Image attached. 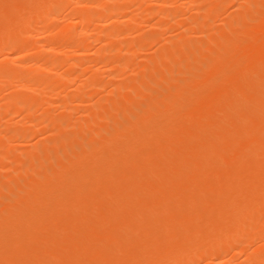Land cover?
<instances>
[{
	"label": "rangeland",
	"instance_id": "374dc122",
	"mask_svg": "<svg viewBox=\"0 0 264 264\" xmlns=\"http://www.w3.org/2000/svg\"><path fill=\"white\" fill-rule=\"evenodd\" d=\"M2 1V2H1ZM18 0H0V15L1 16H3V18L5 17L4 15H7V11H11V10H13V8H16V9H18V11H20V10H23V9H21V8H23V6H24V4H25V2H24V4H23V6L21 5L22 3H21V1L22 0H19V5L20 6H22V7H20L19 5H18V2H17ZM38 1H39V3H38ZM41 1V2H40ZM55 1V4L56 5H54V2H53V5L51 6L50 4H49V6H45L44 4H45V2L43 3V1L42 0H33V2L35 3L36 2V4L35 5H38V6H36L35 7V5H34V7L35 8H33V11H31V13H30V11H26L27 13L29 12L31 15L30 16H32V18H31V20H30V23H29V25L28 26H23V28H18V29H16L15 27L13 28V31H14V29L16 30L15 32H17L18 31V33H14L15 35H4V33H1V34H3V35H0V41L2 40V43L5 45V41H8V39L9 40H15V41H17V43H16V45H17V47L19 46V43H21V41L23 40V38H25V40L24 41H32L33 43H29L28 44V46H30V44H32L31 45V47H28L27 46V55H29V54H31V55H29L28 56V59H26V58H24L25 60H19V59H15V57H18V56H20L21 54H23V53H21V52H19L20 53V55L16 52V50L14 49V48H17L15 45L14 46H11V47H8L6 50H3L2 48L3 47H6V46H3V44L1 43V45H0V64H2L3 65V67H4V65H7L8 66V68H10L11 69V67H13V68H17V69H14V70H17L18 71V69H21V71L23 72V74L26 76V81H23L22 82V84L24 83L25 85L24 86H26V88H21V87H19L18 86V84H20V83H16L17 82V80H14V81H12V82H6V83H4V82H1L0 81V111H1V109H2V112H0V188H1V190H0V213H1V215H0V226L3 224V226L4 227H6L7 229L6 230H8V229H10V228H8L7 226H10L9 225V223L8 224H6L7 223V221L9 222V220L11 221L10 223H12L11 225H13L14 224V226H16V228L13 226V231L14 230H16V232H15V234H14V237H15V241L17 242V243H19L18 245H16V248H20V246H21V249L19 250V252H18V250H16L17 252H11L12 253V255H11V253L10 252H4V253H2V254H0V264H3V262H4V264H8L6 261H9L10 259H11V261H9V263H11L13 260H14V262H12V264H16L17 262H19V264H39V263H41V262H43L42 260L43 259H45L47 256H49L48 254H54V255H56L55 253H57V250H61V252H64V253H66V254H64L66 257H64V259L65 260H67L68 259V261H65L64 260V262H63V258H62V254L60 255V253L58 252L57 253V255L59 254L61 257H58V256H55L56 257V259H55V257L54 256H52V255H50L49 257H50V259L48 258L47 259V261L48 260H50V263H47V262H45L46 261V259L44 260V262L45 263H47V264H51V261H55V263L57 262V263H65V264H75V263H77V264H83V263H86V264H88V263H90L91 262V260H93V264H95L96 263V261H97V263L98 264H150V263H148V262H146V260L147 259H149L150 260V257H149V255H152L153 256V254H154V256H156V254L157 255H159L161 252H162V249L164 250V251H168L169 249H171V248H169V247H171V246H169V244H166V245H164L165 244V239L166 240H168V237L170 236V237H173V235L174 236H177L176 235V233H185V232H187V230H185L186 228L188 229V227H189V231H191V232H189V233H193L194 234V232H198V233H200V234H202V235H205V231H203L205 228L207 229L208 227H210V224H208L207 222H209L210 223V221L209 220H211L210 219V217L212 216V214L214 213L213 212V210H215V212H216V208L217 207H219V206H216V208L215 207H213L214 205H213V202L212 201H214V200H212V201H210V202H208L207 201V203H211L212 202V205L210 204V206H209V204H207V203H205L206 201H205V199H210L209 198V196L207 195V194H210V197H213V196H215V195H217L216 194V192H218L219 191V188H221V186H220V184L221 183H219L218 182V180H219V178H221L222 179V176H223V172L224 173H226V175L227 174H229L228 175V177L229 178H227L226 179V177H224L225 179H226V181H227V184L229 185H227V184H225L226 185V188L223 186L221 189H227V188H232V189H227V190H225L224 192L226 193V195H227V192H228V202L229 203H232L234 200H236L237 202H241L243 199V193H246L247 191V189H249V192H251L250 190H252L251 189V187H252V185L255 183V182H257V178H260L259 180H261L262 178H264V173H263V171H264V168L262 169V167L264 166L262 163H264V152H263V154H262V151H264V144L262 143V146L260 145L261 144V142H264V127H262L261 129H260V127L259 126H261L262 124V119H263V121H264V118H262V117H264V115L261 117V119H259L260 120V122L258 121V119L256 120V121H258V124H260V125H258L257 124V122L254 120V119H252V117L254 116V114L256 115V116H258L257 114V112L259 111V112H262L261 111V109H260V107L262 108V106H264V97H262V96H264V1H262V0H231V1H229V2H225V0H166V2H165V4L167 5H165V7H160V4L162 3V2H164L165 0H131L130 1V4H128L127 5V7L125 8V10H123L122 12H124V13H120L119 15L118 14H115V15H112V16H110L109 18L106 16H103V17H105V18H101V19H99L95 24H93V25H91L90 27H89V29H87L86 30V33L88 34V35H90L89 37H88V35H87V39H86V41L82 44V46H80V47H78V48H74V47H72V46H69V44H65L64 46H63V50L65 51H63V52H59V51H57V52H59V53H57V52H55L56 51V49L54 48V47H51V44H55L56 42V46L58 45V41H59V36H60V34H64V35H67L66 33H68L69 35H70V37H71V35L73 36V33L74 34H76L77 35V33H79V28H80V26L77 24L78 23V19L77 18H79L80 16H82V15H87V14H89V15H94L95 13H96V11H98V9L96 8L97 6H96V4H99V2H105V0H54ZM80 1V2H79ZM86 1H87V3H86ZM95 1V2H94ZM144 1V2H143ZM177 1V2H176ZM200 1V2H199ZM217 1H219V2H217ZM254 2V1H259V4H257V5H255V2L252 4V2ZM263 3H262V2ZM85 2V3H84ZM150 2V3H149ZM171 2V3H170ZM213 2H214V4H213ZM225 2V3H224ZM8 5H7V4ZM21 3V4H20ZM84 3V4H83ZM133 3V4H132ZM139 3V4H138ZM160 3V4H159ZM170 3V5H168ZM216 3V4H215ZM248 3V4H247ZM40 4V5H39ZM144 4H145V6H144ZM188 4V5H187ZM189 4H191V5H189ZM201 4V5H200ZM212 4V5H211ZM250 4H252V5H250ZM17 5V6H16ZM77 5V6H76ZM89 5H90V7H89ZM136 5V6H135ZM200 5V6H199ZM222 6L221 8L219 7V6ZM247 5H249L250 6V8H248V7H246ZM14 6H16V7H14ZM56 6H58L57 8H55ZM130 6V7H129ZM151 8H150V7ZM157 6V7H156ZM176 6V7H175ZM181 6V7H180ZM199 6V7H198ZM217 6L219 7V9L217 8ZM260 6V7H259ZM156 7V8H155ZM191 7H193V9H191ZM246 7V9H244ZM253 7V8H252ZM1 8H3V9H1ZM7 8H8V10H7ZM20 8V9H19ZM43 8V9H42ZM180 8V9H179ZM207 8V9H206ZM217 8V9H216ZM6 9V10H5ZM11 9V10H10ZM49 9V10H48ZM52 9H54V10H52ZM59 9V10H58ZM141 9V10H140ZM164 11H166V12H164ZM39 10V11H38ZM96 10V11H95ZM147 10V11H146ZM152 10V11H151ZM196 10V11H195ZM219 10V11H218ZM5 11V12H4ZM25 11V10H24ZM46 11V12H45ZM61 11H62V14H61ZM126 11V12H125ZM167 11H169V14H168V12ZM173 11H175V13L173 12ZM182 13H181V12ZM184 11V12H183ZM194 11V12H193ZM247 11V12H246ZM3 12L5 13V14H3ZM21 12V15H22V13H24V15H26V13L25 12H23V11H20ZM53 14H51V13ZM92 12V13H91ZM128 12V13H127ZM140 12V13H139ZM150 12V13H149ZM153 12V13H152ZM178 12L180 13V14H178ZM255 12H257V13H255ZM28 13V14H29ZM45 13H47V14H45ZM76 13V14H75ZM79 13V14H78ZM161 13V14H160ZM175 15V14H177V16L175 15H173V14ZM195 13V14H194ZM206 13V14H205ZM208 13V14H207ZM243 13V14H242ZM44 14V15H43ZM58 14H60V16L58 15ZM122 14H124V15H122ZM133 14V15H132ZM146 14V15H145ZM164 14V15H163ZM182 14H184V15H182ZM37 15V16H36ZM45 15L47 16V17H45ZM140 15V16H139ZM148 15V16H147ZM158 15V16H157ZM241 15V16H240ZM249 15H251V16H249ZM1 16H0V20H1ZM45 18V20H44V18ZM118 16V17H117ZM133 16H134V18H133ZM137 16V17H136ZM179 16V17H178ZM203 16H205V17H203ZM248 16V17H247ZM121 17V18H120ZM172 19H171V18ZM175 17V18H174ZM207 17V19H205ZM246 17V18H245ZM143 18V19H142ZM162 18V19H161ZM174 18V19H173ZM181 18V19H180ZM209 18V19H208ZM231 18V19H230ZM35 19V20H34ZM139 19V20H138ZM181 21H180V20ZM229 19V20H228ZM105 20V21H104ZM136 21V22H134V25L135 26H133V22H131V21ZM145 20V21H144ZM148 20V21H147ZM152 20V21H151ZM163 20H164V22H163ZM166 20V21H165ZM202 20H204V21H202ZM230 20H232L231 22H228V21H230ZM36 21V22H35ZM119 21V22H118ZM128 21V22H127ZM129 21L131 22V24L129 23ZM156 21H158V22H156ZM167 21H168V23H167ZM176 21V22H175ZM186 23H185V22ZM197 21V22H196ZM234 21H235V23H234ZM1 22V21H0ZM31 22H33V23H31ZM204 22H205V24H204ZM227 24H226V23ZM2 23V22H1ZM66 23V24H65ZM74 23H75V25L77 24L78 26H75L74 25ZM156 23V24H155ZM163 23V24H162ZM166 23V24H165ZM186 24V26H184L185 24ZM189 23V24H188ZM198 23V24H197ZM201 23H203V24H201ZM210 23H211V25H210ZM213 23V24H212ZM234 23V24H233ZM15 24H17V23H15ZM18 24H20L19 22H18ZM141 24V25H140ZM223 24H225L224 25V28L226 29H223ZM229 24V25H228ZM235 25V26H233V25ZM242 24V25H241ZM247 24H248V27H247ZM21 25H22V23H21ZM32 25V26H31ZM64 25V26H63ZM69 25H71V26H69ZM74 25V26H73ZM119 25H120V27H119ZM122 25V26H121ZM197 25V26H196ZM200 25H201V27H200ZM231 25H232V28H230L231 27ZM244 25H245V27H244ZM20 26V25H19ZM133 26V27H132ZM175 26V27H174ZM262 26V27H261ZM29 27V28H28ZM39 27H41V28H39ZM55 27V28H54ZM92 27V28H91ZM117 27L120 29V30H122V31H120L121 33H119V31H118V29H117ZM189 27V28H188ZM193 27V28H192ZM219 27V28H218ZM244 27V28H243ZM28 28V29H27ZM64 28L66 29V31H64ZM69 28V29H68ZM174 28V29H173ZM178 28V29H177ZM217 28V29H216ZM248 29L249 31H246V29ZM21 29V30H20ZM49 29V30H48ZM51 29H52V32H51ZM115 29V30H114ZM124 29H126V31L124 30ZM185 29V30H184ZM242 29H243V32H242ZM24 30V31H23ZM29 30L31 31V32H29ZM42 30V31H41ZM47 30V31H46ZM89 30V31H88ZM92 30V31H91ZM97 30V31H96ZM225 30V31H224ZM232 30V31H231ZM0 31H4V30H1V28H0ZM28 33H27V32ZM40 31V32H39ZM61 32L60 34H57V32ZM64 31V32H63ZM117 31V32H116ZM145 31V32H144ZM251 31H253V32H251ZM5 32V31H4ZM8 32V31H7ZM7 32H5V33H7ZM24 32V33H23ZM54 32V33H53ZM105 32V33H104ZM114 32V36L115 37H113L112 39H114V40H109V39H106L105 37H107V35L106 34H108V33H113ZM186 32V33H185ZM199 32V33H198ZM228 32V33H227ZM249 32V33H248ZM56 33V34H55ZM72 33V34H71ZM90 33V34H89ZM101 33H102V35H101ZM116 33H117V35H116ZM124 35H123V34ZM146 33V34H145ZM147 33L149 34V35H147ZM152 33H154V35L152 34ZM209 33V34H208ZM234 33V34H233ZM24 34V35H23ZM32 34V35H31ZM119 34H120V36H119ZM144 34H145V36H144ZM150 34H152L151 36H150ZM203 34V35H202ZM214 34V35H213ZM221 34V35H220ZM233 34V35H232ZM240 34V35H239ZM22 35H23V38H22ZM30 36V37H32V39H30V37L29 38H26V37H24V36ZM48 35V36H47ZM52 35H56V36H52ZM57 35H59V36H57ZM64 35H62V36H64ZM94 36V38H92V36ZM129 35V36H128ZM143 35V36H142ZM183 35V36H182ZM250 35V36H249ZM263 35V36H262ZM2 36V37H1ZM9 36V37H8ZM21 36V37H20ZM27 36V37H28ZM50 36H52V37H50ZM62 36H60V38L62 37ZM97 36H98V38H97ZM101 36V37H100ZM117 36H119V37H117ZM135 36V37H134ZM147 36H149V37H147ZM187 38V40L188 41H190V43H191V46H190V44H188V43H184V40H183V43H182V39L183 38H185V37ZM206 36H208V37H206ZM223 36H224V38H223ZM226 36H231V37H233L234 36V38H231V40H234V42L233 41H230L229 40V38H228V40H225V37ZM248 36V37H247ZM8 37V38H7ZM12 37V38H11ZM19 37V38H18ZM74 37L76 38V37H78V36H75L74 35ZM128 37V38H127ZM143 37V38H142ZM161 37V38H160ZM183 37V38H182ZM222 37V40L220 39ZM238 39H237V38ZM22 38V39H21ZM91 38V39H90ZM100 38V39H99ZM118 38V39H117ZM123 38V39H122ZM134 38V39H133ZM142 38V39H141ZM185 38V39H186ZM20 39V40H19ZM57 39H58V41H57ZM89 39V40H88ZM107 40V41H105V40ZM128 39V40H127ZM168 39H170V40H168ZM227 39V38H226ZM253 39H255V40H253ZM61 40V39H60ZM120 40V41H119ZM133 40V41H132ZM137 40V41H136ZM138 40H140L141 41V43H140V41H138ZM161 40V41H160ZM187 40H185L186 42H187ZM194 40H195V42H194ZM220 40V41H219ZM223 40H225L224 42H226V44L224 45L223 43ZM237 40V41H236ZM44 43H43V42ZM104 41V42H103ZM113 41H114V43H113ZM121 41H124V42H121ZM136 43H135V42ZM178 41L180 42V43H178ZM218 43H217V42ZM230 41V42H229ZM252 43H251V42ZM258 41V42H257ZM87 42V43H86ZM118 42V43H117ZM195 43L194 45H198L197 47L196 46H194V45H192V43ZM223 42V43H222ZM231 42H233V43H235V45L236 46H234V47H232L233 46V43L231 44ZM127 43H128V45H127ZM205 43V44H204ZM212 43V44H211ZM214 43V44H213ZM216 43V44H215ZM220 43V44H219ZM228 43V44H227ZM255 43V44H254ZM53 44V45H54ZM108 44V45H107ZM113 44H115V45H113ZM186 44H188L189 45V47H190V49L192 50V55L194 56V57H196V59L195 60H198L197 62H195L194 61V63H193V60L191 61V55H189V53H191L190 51H189V47L186 45ZM218 44L220 45V47H222V45L225 47V52L227 51L226 49H228L229 48V52L231 53V54H229V55H227V57L226 56H224V57H222L223 58V60H222V58H220L219 59V61H220V63H219V61L217 60V62H215V61H212V65H211V62H209V59L210 60H212V59H215V58H218V56H219V53H223L221 50H223L222 48H219V47H217L216 48V45L218 46ZM36 46L35 48L34 47H32V46ZM52 45V46H53ZM69 47H68V46ZM120 45H122V46H120ZM147 45V46H146ZM181 45H182V47H183V45H186V48H188V49H180V48H178L177 50H176V47H178V46H180L181 47ZM206 45V46H205ZM208 45L210 46V47H208ZM227 45V46H226ZM246 45V46H245ZM45 46V47H44ZM49 46V47H48ZM90 48H89V47ZM106 46V47H105ZM118 46V47H117ZM192 46H194L195 47V49H194V51H195V53L193 52V48H192ZM200 46V47H199ZM233 48V50H231V47ZM249 46H250V48H249ZM258 46H259V48H258ZM81 47H82V49H81ZM85 47V48H84ZM116 47V51L114 50V48ZM133 47V49H130V48H132ZM158 47H160V48H158ZM214 47V48H213ZM38 48V49H37ZM96 48V49H95ZM103 48V49H102ZM110 48V49H109ZM157 48H158V50H157ZM198 48H200V50L198 49ZM207 48V49H206ZM209 48V49H208ZM215 48H216V50H217V53L218 54H216L215 53ZM247 48V49H246ZM249 48V49H248ZM19 49V48H18ZM52 49V50H51ZM53 49H55V50H53ZM111 49H113V50H111ZM121 51H120V50ZM163 49H165V50H163ZM168 49V50H167ZM172 49V50H171ZM198 49V50H197ZM20 50V49H19ZM36 50V51H35ZM57 50H59L58 49V46H57ZM69 50V51H68ZM111 50V51H110ZM133 50V51H132ZM163 50V51H162ZM177 51V52H174V51ZM183 50H185V51H183ZM205 50H206V52H205ZM212 50L213 52H210V51ZM241 50V51H240ZM246 50V51H245ZM250 50H252L251 51V53H250ZM18 51V50H17ZM47 51V52H46ZM101 51H103V52H101ZM125 51V52H124ZM131 51H132V53H131ZM197 51H199L200 53H205V54H201V55H199V57H197L198 56V54H196V53H199V52H197ZM231 51H234V52H231ZM256 51V52H255ZM29 52V53H28ZM53 52V53H52ZM83 52V53H82ZM101 52V53H100ZM120 52V54H118ZM158 52V53H157ZM174 52V53H173ZM186 54H185V53ZM65 53V54H64ZM72 53V54H71ZM106 54V55H104V54ZM184 53V54H183ZM248 53V54H247ZM254 54V56H253V54ZM7 54V55H6ZM55 54V55H54ZM64 54V55H63ZM46 55V56H45ZM50 55V56H49ZM114 55V56H113ZM159 55H161V56H159ZM162 55H166L165 56V58H164V56H162ZM172 55V56H171ZM188 55H189V57H188ZM43 56V57H42ZM66 56V57H65ZM108 56V57H107ZM157 56H159V57H157ZM203 56V57H202ZM247 56V57H246ZM106 58V59H104V58ZM185 57H186V59H185ZM213 57V58H212ZM13 60H12V59ZM93 58V59H92ZM164 60H163V59ZM191 58V59H190ZM11 59V60H10ZM99 59V60H98ZM104 59V60H103ZM108 59V60H107ZM129 59V62H127V60ZM132 59V60H131ZM151 59V61L153 62H151L150 63V61H148V60H150ZM155 59H158V60H155ZM227 60V61H225V60ZM239 59V60H238ZM252 59V60H251ZM16 60V61H15ZM44 60V61H43ZM55 60V63H56V61H57V63L56 64H53L52 62V64L55 66V68H52V66H50L49 68H48V66H47V64H48V62H50V61H54ZM92 60V61H91ZM111 60V61H110ZM124 60V61H123ZM134 60V61H133ZM199 60L201 61V62H199ZM18 61V62H17ZM38 61V62H37ZM59 61H60V63H59ZM69 61V62H68ZM86 61H87V63H86ZM108 61V62H107ZM118 61V62H117ZM166 63H165V62ZM186 61V62H185ZM204 61H205V65H206V67H208L209 68V70L211 71H209L208 70V68L207 69H205L206 67L203 65L204 64ZM223 61V62H222ZM231 61V62H230ZM233 61V62H232ZM249 61V62H248ZM255 61V62H254ZM4 62V63H3ZM8 62V63H7ZM82 62V63H81ZM98 62V63H97ZM99 62H101L100 63V65H99ZM107 62V63H106ZM115 64H114V63ZM119 62H121L120 64H119ZM149 62V63H148ZM210 64V65H208L207 66V64L208 63ZM226 62V63H225ZM258 62H260V63H258ZM84 63H86V64H84ZM94 63V64H93ZM113 63V64H112ZM118 63V64H117ZM136 63V64H135ZM218 63V64H217ZM224 63V64H223ZM239 63V64H238ZM263 63V64H262ZM15 64V65H14ZM21 64V65H20ZM60 64V65H59ZM81 64H83V65H81ZM97 64V65H96ZM105 64V65H104ZM114 65V66H112V65ZM117 64V66L118 67H122L121 69L120 68H118V67H116L115 65ZM129 64V65H128ZM158 64V65H157ZM196 64V66L197 67H195L194 65ZM214 64V65H213ZM219 64H220V66H219ZM222 64V65H221ZM227 66H226V65ZM236 64V65H235ZM250 64V65H249ZM2 65H0V67L2 66ZM59 65V66H58ZM74 65H76V66H74ZM81 65V66H80ZM96 65V66H95ZM121 65V66H120ZM154 65V66H153ZM216 65V66H215ZM254 65V66H253ZM7 66H5V67H7ZM46 66V67H45ZM53 66V67H54ZM85 66V67H84ZM90 66V67H89ZM159 66V67H158ZM193 66L195 67V68H193ZM214 66V67H213ZM244 68L243 70H242V67ZM262 66V67H261ZM24 67V68H23ZM41 67V68H40ZM112 67V68H111ZM170 67V68H169ZM219 67V68H218ZM241 67V69H238L239 70V72L240 71H244V70H246V71H249V69L251 68V67H253V69L251 68L250 69V71L247 73L248 75V77L252 74V79L254 78V79H256L257 78V80H256V82L254 81V79H253V81H252V79L251 78H248L247 77V80H251V83L249 82V83H246L247 85H246V87L243 85V89L244 90H246V93H244L243 94V92H245L244 90L242 91V93H241V98H240V100L243 98V100H241L240 102H237V100L236 99H238L240 96H238V95H236V93L234 92V93H231L230 95L228 94L227 95V91H230L229 90V88L231 87H229L228 88V90L226 91V83H227V81L228 80H231L232 79V75L233 74H236V73H239L238 71H237V69L236 68H240ZM42 68H44V69H42ZM176 68V69H175ZM213 68V69H212ZM218 68V69H217ZM224 68V69H223ZM235 68V69H234ZM24 69V70H23ZM34 69V70H33ZM59 69H60V71H59ZM66 69V70H65ZM84 69V70H83ZM91 69V70H90ZM95 69H99V71L101 70V72L103 71V73H100L99 75H97L98 76V78L96 79V81H98L97 82V85H96V82L94 83H92V85H96V86H92V87H90L89 85H87V84H85V86H83L82 88H80V92H77L76 91V88H77V85L79 84L80 85V83L81 82H87L88 81V78H90V76L92 75L93 76V74H92V70H95ZM109 69H110V71H109ZM112 69V70H111ZM127 69V70H126ZM257 69H260V70H257ZM32 70V71H31ZM42 70V71H41ZM88 70V71H87ZM106 70V71H105ZM129 70V71H128ZM174 70V71H173ZM176 70V71H175ZM178 70V71H177ZM208 70V71H207ZM216 73H214L213 71ZM215 70H217V71H215ZM222 70V71H221ZM225 72H224V71ZM234 70L236 71V72H234ZM254 70V71H253ZM20 71V70H19ZM34 71H36V73L34 72ZM44 71V72H43ZM81 71H83V72H81ZM108 71V72H107ZM116 71V72H115ZM132 71V72H131ZM172 71H173V75L171 74L172 73ZM233 71V72H232ZM258 71V75H256V72ZM33 72V73H32ZM41 72V74L42 75H40V74H38V73H40ZM46 72V73H45ZM68 72L69 73H71L72 74V76H73V78H75V82H76V84H73L72 85V83L71 84H65V82H63L62 80H64V75H66V73L68 74ZM74 72V73H73ZM105 72H106V75H105ZM134 72V73H133ZM141 72V73H140ZM245 72V71H244ZM254 72V73H253ZM48 73V74H47ZM77 73V74H76ZM89 73H91V75L89 74ZM149 73V74H148ZM170 73V74H169ZM183 73V74H182ZM196 73V74H195ZM206 73L208 74V75H206ZM246 73V72H245ZM261 75H260V74ZM29 74H31V75H29ZM47 76H46V75ZM81 74V75H80ZM158 74V75H157ZM163 74V75H162ZM204 74V75H203ZM216 76H215V75ZM218 74V75H217ZM232 74V75H231ZM250 74V75H249ZM254 74V75H253ZM35 75H36V77H35ZM39 76V78H37L38 76ZM60 77V78H62V80L58 77V76ZM102 75V76H101ZM206 75V76H205ZM213 75V76H212ZM230 77H229V76ZM34 76V77H33ZM62 76V77H61ZM137 76V77H136ZM141 76V77H140ZM157 76V77H156ZM203 76V77H202ZM208 76H210V77H208ZM258 76V77H257ZM34 79H33V78ZM40 77H42V78H40ZM153 77V78H152ZM160 79H159V78ZM162 77H163V81H162ZM208 77V78H207ZM214 77H216L215 78V80H213V78ZM259 77H262L261 79L259 78ZM37 78V79H36ZM43 78H44V80H46V81H44L43 80ZM47 78V79H46ZM83 78V79H82ZM140 78V79H139ZM174 78V79H173ZM207 78V79H206ZM217 78H221V79H223V80H221V79H218L217 81H216V79ZM49 79V80H48ZM56 79V80H55ZM81 79V80H80ZM87 81H86V80ZM116 79V80H115ZM128 79V80H127ZM159 80V83H162L164 86H166V87H168V88H166V87H164V91H162V90H159L163 85L161 84V85H158L157 83H156V81H158ZM226 80V82H225V80ZM259 79V80H258ZM39 81V87L41 88L42 87V85L44 84H46L45 86H47V87H45V86H43L41 89H40V91H39V88H38V84L36 83V81ZM43 80V81H42ZM47 80L48 81H50V83L51 84H53V82H54V84H56V82H57V80H61L62 81V83L60 82V81H58L59 83H57L54 87L50 84V83H48V85H47ZM54 80V81H53ZM126 80V81H125ZM130 80V81H129ZM140 80V81H139ZM167 80H168V82L170 81V84L168 85L167 84ZM201 80H203V81H201ZM209 80V81H208ZM212 80L214 81V83H215V81H216V86L214 87V88H216L217 86L219 87L220 85H217V82L219 81V84H221L222 82H224L225 83V88H219V89H217V91H220V89L222 90L223 89V94H221V96L220 97H222L221 98V100L220 99H218V98H220L218 95H219V93L217 92V91H215V92H217L218 93V95L215 93V96L217 97V99H216V97L213 95V93H212V91L213 90H211V88L213 87L212 85H215L213 82H212ZM221 80V81H220ZM112 81V82H111ZM123 81V82H122ZM146 81V82H145ZM34 82L36 83V84H34ZM83 82V83H84ZM101 82V83H100ZM126 82V83H125ZM134 82V83H133ZM164 82H166V83H164ZM211 82V83H210ZM221 82V83H220ZM229 82V81H228ZM252 82L254 83V85L252 84ZM29 83V84H28ZM100 83V84H99ZM128 83H129V85H128ZM136 83V84H135ZM208 83V84H207ZM229 83H231V82H229ZM234 83H236V79L232 82V84H234ZM262 83V84H261ZM27 84V85H26ZM53 84V85H54ZM121 84V85H120ZM167 84V85H166ZM206 84V85H205ZM223 84V83H222ZM237 84V83H236ZM234 85V86H237V85ZM250 84H252V86L250 85ZM16 85V86H15ZM36 85V86H35ZM76 85V86H75ZM91 85V84H90ZM110 85V86H109ZM147 85V86H146ZM198 85V86H197ZM231 85V84H230ZM6 86V87H5ZM10 86H12V88L10 87ZM50 86V87H49ZM63 86V87H62ZM70 86V88H68ZM72 86V87H71ZM89 86V87H88ZM158 88H157V87ZM160 86V87H159ZM172 86H174V87H172ZM204 86V87H203ZM222 86H224V84L222 85ZM233 86V85H232ZM233 86V87H234ZM248 86H250V87H248ZM263 86V87H262ZM36 88V90L39 92H37L36 91V94H35V92L33 91L34 89H32V88ZM51 87H52V89H51ZM79 87V86H78ZM85 87V88H84ZM95 87H97V88H95ZM106 87H107V89H106ZM137 87V88H136ZM153 87V88H152ZM171 87V88H170ZM178 87V88H177ZM202 87H203V90L202 91H204L205 92V90H206V92H205V94L207 93L208 94V96L211 94V95H213L214 97H211V96H209V98H207V94H206V97H205V95L203 94V93H201V89H202ZM228 87V86H227ZM248 87V88H247ZM8 88V89H7ZM64 88V89H63ZM140 88V89H139ZM198 88V89H197ZM234 88H236V87H234ZM47 89V90H46ZM116 89H117V91H121V92H117L116 91ZM159 90V91H157V90ZM211 90V93H210V90ZM225 89V90H224ZM231 89V91L233 90L234 91V89L231 87L230 88ZM251 90V91H255V92H252L253 93V95H252V93H251V91L249 92V93H251V94H249L248 93V96H247V90ZM5 92H4V91ZM54 90V91H53ZM91 90V91H90ZM115 90V91H114ZM142 90V91H141ZM155 90H156V92H159V94H156L155 95V93L153 94L152 92L154 91L155 92ZM209 90V91H208ZM258 90H261V91H259L258 92ZM47 91V92H46ZM58 91H60V92H58ZM85 91V92H84ZM98 91V92H97ZM114 91V92H113ZM140 93H139V92ZM174 91V92H173ZM198 91V92H197ZM200 91V92H199ZM225 91L227 92V93H225ZM232 91V92H233ZM240 91V92H241ZM3 92H4V94H3ZM9 92V93H8ZM17 92V93H16ZM32 92V93H31ZM63 92V93H62ZM115 92H116V94H115ZM166 92H167V94H166ZM195 92H196V94H195ZM237 92V91H236ZM50 93V95H48ZM77 93H79L78 95H80V96H78L77 95ZM88 93V94H87ZM160 93H162L163 94V96H161L162 94H160ZM174 93V94H173ZM178 93V94H177ZM182 93H184V94H182ZM220 93H221V91H220ZM230 93V92H229ZM258 93H261V94H258ZM14 96L15 94L16 95H19L18 97L15 95V97L17 98V100L15 99V97H12V95ZM61 94V95H60ZM65 94V95H64ZM67 94L69 95V97L73 100V101H71L70 100V107H71V109L69 110V112L68 111H64V110H62L60 107L61 106H59L60 105V101H62L63 100V96L65 97V96H67ZM108 94V95H107ZM118 94V95H117ZM121 94V95H120ZM130 94V95H129ZM153 94V96H154V98H156V99H154L153 98V96H151ZM176 94V95H175ZM182 94V96H180ZM194 94L196 95V96H198V97H196V98H198V99H193V98H195V97H193L194 96ZM204 95V97H205V99H203L204 97H203V95ZM224 94H226V95H224ZM234 94H235V96H234ZM245 95V97L243 96V95ZM255 94V95H254ZM8 95V96H7ZM10 95V96H9ZM20 95H24L23 97H25V99H29V98H31L32 100L33 99H39V97H41L40 98V103H38L37 105L36 104H34V102L32 103L33 105H31V104H29L28 106L27 105H21V104H16V103H18V102H20L19 100H22L23 99V97L22 96H20ZM25 95H27V96H25ZM41 95V96H40ZM63 95V96H62ZM76 95V96H75ZM92 95V96H91ZM143 95V96H142ZM146 95H149V97L150 98H147V96ZM174 95V98L176 99V100H174V101H172L173 100V98H172V100L170 99V97H172V96ZM178 95V97L176 98V96ZM202 95V96H201ZM222 95H224V96H222ZM251 95V96H250ZM7 96V97H6ZM39 96V97H38ZM42 96H45L44 97V99H46V100H44L43 99V97ZM47 96V97H46ZM61 96H62V99H61ZM78 96V97H77ZM91 96V97H90ZM115 96H117L118 98L121 96L122 97V99H121V97L117 100V98L115 97ZM160 96V97H159ZM167 96H169V98L167 97ZM202 97L201 98V100H203V103L201 102V104L199 103L201 100H200V98L199 97ZM228 96L229 97H231L230 99H232V101L231 100H229L228 99ZM237 96H238V98H237ZM249 96H250V98L252 97H257L256 99H258L257 101L256 100H254V98L252 99V100H250V98H249ZM6 97V98H5ZM12 97V98H11ZM19 97H21V99L19 98ZM29 97V98H28ZM123 97H125V98H123ZM143 97L145 98V100H143ZM152 97V98H151ZM167 97V99H165ZM180 97V99H178ZM182 97H184L183 99H182ZM211 97V98H210ZM227 97V99H225ZM258 97H262L261 99L260 98H258ZM13 98H14V100H16V101H14L13 100ZM18 98H19V100H18ZM49 98V99H48ZM159 98V99H158ZM2 99V100H1ZM11 99V100H10ZM42 99V100H41ZM60 99V100H59ZM98 99H99V102H98ZM143 101H142V100ZM147 99V100H146ZM150 99V102L148 103L147 101ZM157 99H158V101H157ZM164 99L165 100H167L168 102L170 101L171 102V104L173 105H171V104H168V102L166 101V103H164V104H166V105H170L169 107L168 106H163V108L165 109L163 112H165V113H160V111H158V112H156L157 110L156 109H154V108H157L158 110H163L162 108H160V105H163V103L161 102V101H163L164 102ZM209 99V100H208ZM214 99H216V100H214ZM233 99L235 100V102L233 101ZM58 100H59V103H58ZM125 100V101H124ZM139 101V102H137L138 104H136L134 101ZM141 100V101H140ZM159 100H161V101H159ZM180 100H182L181 102L183 103H179V101ZM192 100H195V102L197 103V105L199 106H196V103L195 102H192V103H195L194 105L191 103V101ZM197 100H199V101H197ZM205 100V101H204ZM214 100V101H213ZM223 100H224V102H223ZM239 100V99H238ZM248 100V101H247ZM263 101V102H260V101ZM48 101V102H47ZM51 101V102H50ZM55 101V102H54ZM129 101V102H128ZM136 104V105H139V107L141 108L142 106V108H144V110H138V108L137 107H135V105H134V103ZM147 102V104L151 107V105L154 103V102H156V103H158L157 104V106L155 105L156 103H154L153 105H154V107H151V109L152 110H150L149 108L150 107H148V105H142L143 103H146ZM178 101V102H177ZM227 101V102H226ZM245 101V102H244ZM252 101V102H251ZM10 102V103H9ZM38 102V101H37ZM49 103L48 105L47 104H45V103ZM73 102V103H72ZM77 102V103H76ZM105 102H106V104H105ZM119 102V103H118ZM152 102V103H151ZM161 102V103H160ZM186 102V103H185ZM214 102V103H213ZM216 102V103H215ZM219 102H221V104L219 103ZM228 102H230V103H228ZM249 102V103H248ZM4 103V104H3ZM6 103H8L7 104V106H5V104ZM15 103V104H14ZM36 103V102H35ZM45 105H44V104ZM55 103V104H54ZM99 103H100V105H104L103 107H101L100 105H99ZM133 103V105H134V107H132L133 105H131ZM142 103V104H141ZM174 103V104H173ZM205 103H207V105L205 104ZM208 103H210V104H208ZM218 103H219V105H218ZM225 103H227L226 104V106H225ZM232 103H234V104H240V103H243L244 104V107H243V109H241L242 108V105L240 104V106H241V108L238 106V107H236L234 104L232 105ZM251 103V104H250ZM257 103V104H256ZM1 104H3L2 105V107H1ZM92 104V105H91ZM96 104V105H95ZM123 106H122V105ZM178 104L180 105V107L178 106ZM263 104V105H262ZM11 105H13V106H11ZM21 105V106H20ZM30 105H31V107H30ZM34 105H36V106H38V107H36V106H34ZM116 105V106H115ZM128 105H130V106H128ZM152 105V106H153ZM188 105V106H187ZM193 105V106H192ZM204 105V106H203ZM211 105H212V107H211ZM218 105V106H217ZM231 107H230V106ZM259 105V106H258ZM262 105V106H261ZM9 106H11V107H9ZM17 106V107H16ZM23 106V107H22ZM34 106V107H33ZM93 106L96 108V109H94V110H96V111H94L93 112ZM113 106H115V107H118L119 109H121V110H119V109H116L115 107H113ZM121 106V107H120ZM125 106H127V108L129 109V110H127V108L125 107ZM145 106V107H144ZM193 107L192 109L193 110H195V108L198 110H196V111H193L192 109H190L191 107ZM196 106V107H195ZM249 108H248V107ZM253 107V108H251V107ZM6 109H5V108ZM15 107V108H14ZM29 107L30 108H32L33 107V109L32 110H29ZM146 107H147V109H146ZM159 107V108H158ZM189 107V108H188ZM210 107V108H209ZM221 107L223 108V109H221ZM247 107V108H246ZM255 107V108H254ZM12 108V109H11ZM28 108V109H27ZM50 108H51V110H50ZM75 108V109H74ZM97 108H99V109H97ZM126 110H125V109ZM141 108V109H142ZM167 108V109H166ZM203 108V109H202ZM220 108V110H218ZM227 108L229 109V113H227L226 111H227ZM235 108V109H234ZM17 109V110H16ZM29 110V111H27V110ZM79 109V110H78ZM91 109V110H90ZM122 109H124V111L122 110ZM133 109V111L132 112H130L131 110ZM136 109V110H135ZM146 109V110H145ZM149 109V111H147ZM176 109V110H175ZM185 109V110H184ZM246 109V110H245ZM256 109H259L257 112H255V113H253L254 112V110L256 111ZM262 109H264V107L262 108ZM5 110V111H4ZM13 110H15V111H13ZM23 110H25V111H23ZM43 110V111H42ZM78 110V111H77ZM168 112H167V111ZM192 110V111H191ZM200 110V111H199ZM213 110V111H212ZM224 110V111H223ZM243 110V112L244 113H247V111H249L248 112V114L246 115V114H243L241 111ZM245 110V111H244ZM24 112V115H22L23 114V112ZM32 113H31V112ZM40 111V112H39ZM73 111V112H72ZM103 111H104V113H103ZM115 111H119L118 113L117 112H115ZM141 111V112H140ZM143 111H147L146 112V114L143 112ZM172 111V112H171ZM176 111V112H175ZM215 111V112H214ZM219 111V112H218ZM231 111V112H230ZM15 112V113H14ZM28 112V113H27ZM43 112V113H42ZM90 112H93L95 115L93 116V114L91 113V114H89ZM124 112V113H123ZM131 113V116L129 115L130 113ZM133 112H135V113H133ZM143 112V113H142ZM192 112H193V114H192ZM208 114H207V113ZM222 112V113H221ZM237 112H239V114H237ZM4 113V114H3ZM22 113V114H21ZM39 113V114H38ZM76 113V114H75ZM100 113V114H99ZM103 113V114H102ZM112 113V115H110ZM121 113H123V114H125V116L123 115V114H121ZM129 113V114H128ZM132 113L133 114H135V116L137 117V114L140 116H144V118L143 117H138L137 119L136 118H132ZM137 113V114H136ZM147 113H150V114H147ZM152 113V114H151ZM155 113V114H154ZM209 113H211V116H210V114ZM212 113H214V115L212 114ZM218 113V114H217ZM221 113V114H220ZM223 113H225L224 114V116L226 117V119L224 118V116H222L223 115ZM250 113H253V116H251V114ZM257 113V114H256ZM264 113V112H263ZM262 113V114H263ZM6 114H10L9 116L8 115H6ZM26 114L28 115V116H26ZM35 114H36V116H35ZM68 114H69V116H68ZM115 114V115H114ZM128 114V115H127ZM169 114H171V115H169ZM216 114L218 115V116H216ZM231 114V116H233L232 118H234V119H232L231 118V116H229ZM235 114V115H234ZM241 114V115H240ZM30 115V116H29ZM44 115H45V117H44ZM52 115H54V116H52ZM56 115V116H55ZM76 115V116H75ZM81 115H83V116H81ZM104 115V116H103ZM124 117H123V116ZM129 117V118H127V116ZM157 115H159V116H157ZM161 115V116H160ZM163 115H165V116H163ZM169 115V116H168ZM179 115V116H178ZM182 115H184L183 117H186V118H188L189 117V119H191V121H192V123H191V125H193V126H191V128H192V131H196V128H197V131H196V134H198V136H196V134L195 135H193L195 132H192L191 130H189L190 131V134H189V131L187 132L188 133V135L186 134V133H180V138H181V134H183L182 136H184L183 137V139H185L184 141H185V143H184V141H182L183 139L181 138H179L180 139V141H179V139H178V137H179V135H177L176 137L174 136L175 134L172 132V131H169V129H170V126H171V128L172 127H174L175 125V123L178 121V119H180V117L182 116ZM221 115V116H220ZM228 115V116H227ZM246 117H245V116ZM11 116V117H10ZM26 116V117H25ZM39 116V117H38ZM42 118H41V117ZM50 116V117H49ZM65 116V118H63ZM91 116H93V117H91ZM114 118H116V116H117V118L115 119V120H112V119H114ZM120 116V117H119ZM152 116H154V119L153 118H151ZM207 116V117H206ZM244 116V117H243ZM249 116H251V117H249ZM5 117V118H4ZM10 117V118H9ZM28 117H32V120H30ZM44 117V118H43ZM54 119H53V118ZM80 119H79V118ZM87 117V118H86ZM105 117V118H104ZM126 117V118H125ZM156 117H159V119L158 118H156ZM163 117V118H162ZM200 117V118H199ZM210 117V118H209ZM212 117V118H211ZM216 117H218V118H222L221 120L224 122H222L220 119V122H219V120H218V118L216 119ZM242 117V118H241ZM37 118H39V119H37ZM49 118V119H48ZM52 118V119H51ZM58 118V119H57ZM75 118H77V119H75ZM104 118V119H103ZM107 118V120H105ZM121 118V119H120ZM148 118V119H147ZM150 118V119H149ZM173 118V119H172ZM182 118V117H181ZM204 120H203V119ZM215 118V120H216V122H215V120H213L212 121V119H214ZM231 118V119H230ZM253 118H255V117H253ZM257 118H260L259 116L257 117ZM24 119V120H23ZM67 119H71L70 120V125H69V120H67ZM75 119V120H74ZM136 119V120H135ZM147 119V120H146ZM164 119H166V122H165V120ZM183 119V118H182ZM196 119V120H195ZM224 119V120H223ZM242 119H244V121L246 120V121H251V119H252V129H251V126H247V125H244V123L242 124L241 122H243V120ZM11 120V121H10ZM21 122L22 120V122L20 123L19 121ZM35 120V121H34ZM63 120H67V122L66 121H64L65 123H63L62 124V122H63ZM81 120V121H80ZM82 120H83V122H82ZM87 120V121H86ZM139 120V121H138ZM142 120V121H141ZM156 122H155V121ZM157 120H158V122H160L159 124H157L158 122H157ZM160 120V121H159ZM185 120H187V119H185L184 118V120L182 121L183 122V127L185 126V124H184V122L186 123V121ZM193 120H195V121H193ZM207 120V121H206ZM210 120H211V123H210ZM217 120H218V122H217ZM230 121V123H228L229 121ZM233 120H234V124H233ZM3 121H5V122H3ZM16 121V122H15ZM50 121V122H49ZM59 121V122H58ZM76 121V122H75ZM84 121H86L85 123H84ZM95 121V122H94ZM104 121V122H103ZM111 121H113V123L111 122ZM127 121V122H126ZM153 122V124H152V126H151V124H148V123H150V122ZM165 123H164V122ZM199 121H201V122H199ZM209 121V122H208ZM228 121V122H227ZM232 121V122H231ZM19 122V124H17ZM38 122V123H37ZM42 122V123H41ZM46 122V123H45ZM83 124H82V123ZM128 122H130V124L128 123ZM141 122V123H140ZM145 122H148L147 123V125H146V123ZM190 122V120H187V123H189ZM195 124H194V123ZM204 124H203V123ZM5 124V126H4V124ZM7 123V124H6ZM23 123H25L24 125H23ZM51 123H54V124H51ZM58 123H60V124H58ZM68 123V124H67ZM89 123V124H88ZM123 123V124H122ZM133 123V124H132ZM156 123V124H155ZM163 123V124H162ZM186 123V124H187ZM201 123V124H200ZM209 123V124H208ZM212 123L214 124V125H212ZM241 123V125L238 127V125ZM247 123V122H246ZM245 123V124H246ZM249 123V125H250V122H248ZM254 123H256V124H254ZM16 126H15V125ZM47 124V125H46ZM72 124V125H71ZM79 124H82V125H79ZM85 124H86V126H85ZM120 126H119V125ZM122 124V125H121ZM125 124V125H124ZM144 124H145V127H142V126H144ZM165 124V127H161L162 125H164ZM177 124V123H176ZM182 124V123H181ZM181 124L179 123L178 125H176V127H178L179 125V128L180 127H182L181 126ZM196 124H198V125H196ZM208 125V126H206V125ZM220 125V124H222V125H224V126H222V125H220V126H222L223 128H221L220 126H218V125ZM230 124H232V126L230 125ZM237 124V125H236ZM77 125V126H76ZM89 127H88V126ZM106 125V126H105ZM132 125V126H131ZM138 127H137V126ZM149 125V126H148ZM155 125H158V126H155ZM236 125V126H235ZM246 126V127H248L249 128V130H247L248 128H244V127H242V128H240L241 126ZM264 125V124H263ZM262 125V126H263ZM55 126H57V127H55ZM63 126H65V127H63ZM80 126V127H79ZM82 126V127H81ZM196 128H195V127ZM202 126V127H201ZM204 126V127H203ZM210 126H213V128H215L216 127V131L217 132H219L220 131V129L222 130V131H220L218 134H220L221 132H222V135H223V137L222 138H220L221 137V134L220 135H217L218 136V138H217V136H215L216 135V131L213 129V130H211V131H207V128L208 129H210V128H212V127H210ZM235 126V127H234ZM254 126H257L256 128L254 127ZM10 127V128H9ZM21 127V129L20 130H22L23 131V135L22 136H20V135H17L16 134V132L18 133V128H20ZM23 127H25V128H23ZM51 127V128H50ZM54 127V128H53ZM59 127V128H58ZM69 127V128H68ZM79 127V128H78ZM87 127V128H86ZM97 127H98V129H97ZM102 127V128H101ZM105 127H106V129H105ZM125 127V128H124ZM131 127V128H130ZM134 127V128H133ZM152 127V128H151ZM156 128V130L159 132V131H161V133H159V134H155L154 135V137H155V139L158 137V135H160V138L158 137V139H156V141H158L157 142V145H156V142L155 141H152L154 144H155V146L154 147H161V148H158V149H161L160 151H162V154H163V159L162 158H160L161 157V155L160 154H158V153H160L159 152V150L157 149V148H155L154 149V147H153V144L151 145V148L153 147V150H154V152H155V154H157V155H155L154 154V156H152L153 154H150V152H148L151 156L149 157V155L147 154L146 156H147V160L146 161H144L145 159H146V157H144V155L143 156H141V158L142 157H144L145 159H140V157H139V159L138 158H135L134 157V155L132 154L133 152L135 153L137 150V152H139V150H141V147L140 148H138L137 146H143V142L144 143H146V145L144 144V147H147V148H150V145L149 146H147L148 145V143L149 142H145V140L146 139H144L145 138V134L148 136V135H152V134H154V133H152V132H149V130L150 129H152V130H155V128ZM182 127V128H183ZM226 127H228V128H225ZM238 127V128H237ZM16 128H17V130H16ZM36 128V129H35ZM50 129V130H48V129ZM59 129V131H58V129ZM72 128V129H71ZM99 128L100 129H102V130H99ZM132 128H133V130H132ZM147 128H149V129H146ZM162 128L164 129H167V131H165V130H162ZM201 130H203V131H201ZM203 128V129H202ZM230 128H233L234 130H235V128H237V129H239L238 131H233V129H231L230 130ZM253 128H254V130H253ZM3 129H5V130H9L8 132L10 133H8L7 131H5V130H3ZM31 129V130H30ZM56 129V130H55ZM64 129V130H63ZM66 129V130H65ZM81 129V130H80ZM117 129V130H116ZM136 131H135V130ZM138 129H140L141 130V132H139L140 133V135L138 134ZM177 129V128H176ZM175 129V130H176ZM181 129V128H180ZM219 129V130H218ZM25 130V131H24ZM55 130V131H54ZM84 130V131H83ZM88 130V131H87ZM121 132H120V131ZM132 130V131H131ZM170 130H172V129H170ZM178 131H179V129H177ZM176 130V131H177ZM198 130H199V133H198ZM206 130V131H205ZM228 130H230V131H228ZM241 130H244L243 132H241ZM258 130H260V131H258ZM53 131V132H52ZM102 131V132H101ZM107 131H111L110 133H112L113 135H111L110 137H108L109 135H110V133L109 132H107ZM115 131V132H114ZM123 131V132H122ZM151 131V130H150ZM163 131H165L164 132V134L167 136H165L164 134H163ZM176 131H175V133H176ZM177 131V132H178ZM213 131H215V132H213ZM251 131V133L253 134V135H255L256 134V132H257V134H256V138H258L259 136V138L258 139H263V141H259L258 139V141L256 140V138H255V136L254 137H252L251 136V133H249ZM256 131V132H255ZM261 131H262V133H261ZM45 132H46V134H45ZM89 132V133H88ZM93 132V134L95 133V137L93 138L92 136V134H90V133H92ZM101 132V133H100ZM105 132V133H104ZM130 132V133H129ZM131 132H132V134L133 135H135L136 133L139 135V137H137V134H136V136H135V138H134V136L131 134ZM147 132H148V134H147ZM167 132V133H166ZM170 132H171V134H170ZM234 132H236V133H234ZM241 132V133H240ZM246 132V133H245ZM248 132V133H247ZM259 132V133H258ZM5 133V134H4ZM78 133V134H77ZM97 133H98V135H97ZM115 133L117 134V135H115ZM119 133V134H118ZM123 133V134H122ZM125 133V134H124ZM157 133V132H156ZM173 133V134H172ZM200 133H203V134H200ZM206 133V134H205ZM207 133L209 134H211V135H213L212 137H211V135L209 134V136H207ZM213 133V134H212ZM223 133H225V134H223ZM255 133V134H254ZM30 134V135H29ZM32 134V135H31ZM35 134V135H34ZM62 134V136L63 137H65V138H61L59 135H61ZM86 134V135H85ZM90 134V136L88 137V135ZM142 134V135H141ZM178 134H179V132H178ZM185 134V135H184ZM228 136H227V135ZM232 134H233V136H232ZM249 134H250V136H249ZM5 135H7V136H5ZM76 135V136H75ZM104 136L103 138L104 139H102V137H101V139L99 138L100 136ZM120 137H119V136ZM128 135H129V138H128ZM187 135V136H186ZM190 135V136H189ZM199 135L200 136H202V138L205 140V142L204 141H201V138H199ZM205 135L207 136V137H205ZM226 135V136H225ZM230 135V136H229ZM239 135V136H238ZM245 135V136H244ZM258 135V136H257ZM24 136V137H23ZM56 136V137H55ZM78 136V137H77ZM84 136H85V138H84ZM142 136H144L142 139H141V137ZM162 136L163 137H165V138H162ZM170 136H171V138H170ZM173 136V137H172ZM194 136V137H193ZM220 136V137H219ZM225 136V137H224ZM261 136H263V137H261ZM13 137V138H12ZM50 137H51V139H50ZM77 137V138H76ZM81 137H83V138H81ZM88 137V139L87 140H84V139H86ZM106 137V138H105ZM153 137V136H152ZM151 137V138H152ZM154 137L152 138V139H154ZM185 137H187V138H185ZM191 137V138H190ZM198 138L199 139V141H197L198 139H196V138ZM232 137H233V139H232ZM236 137V138H235ZM247 137H252V138H248V139H245V138ZM41 138V139H40ZM49 138V139H48ZM58 138V139H57ZM60 138H61V140H60ZM69 138H70V140H69ZM74 138L78 141H76V140H74ZM89 138H93V139H95L96 138V141H97V143H95V142H93L94 144H95V146H94V144H93V146L95 147H89L88 148V144L91 142L90 140H89ZM134 138V139H133ZM141 139V141H140V139ZM174 143H172L171 141H169V144L167 143V141L169 140V139ZM173 138H175L174 140H173ZM189 138V139H188ZM212 138L213 139V142H214V140H215V142L213 143L212 141H210V139ZM225 138H228L227 140H224ZM239 138V139H238ZM255 138V139H254ZM6 139V140H5ZM98 139V140H97ZM115 139V140H114ZM129 139V140H128ZM131 139V140H130ZM161 139V140H160ZM166 139H168L166 142H165V144L163 143H160V141L162 142V140L163 141H165ZM192 139V140H191ZM202 139V140H203ZM208 139H209V141L210 142H212L211 143V145L212 146H210L211 148H213V146L215 145V144H217V146H215L214 147V149H215V151H214V149H211L209 146H206V145H208L207 144V141H208ZM220 140V142L222 141V139L224 140V141H222V143L224 144L223 145V147H222V144L219 142V140ZM234 139H236V142H235V140ZM18 140V141H17ZM30 140H32V141H30ZM48 140H49V142H48ZM51 140H53V141H51ZM54 140H56V142L54 143ZM60 140V141H59ZM72 140H73V142H72ZM105 140V141H104ZM112 140V141H111ZM136 140V141H135ZM137 140H138V142H137ZM142 140H144V141H142ZM187 140V141H186ZM207 140V141H206ZM229 140V141H228ZM231 140V141H230ZM242 140L243 141V143H244V146H242L243 145V143H241L240 141ZM249 142H248V141ZM251 140V141H250ZM5 141V142H4ZM8 141V142H7ZM69 141H71V143L70 144H68L69 143ZM80 141L82 142V143H80ZM93 141V140H92ZM179 141V142H178ZM182 141V142H181ZM194 141H196V142H194ZM201 141V142H200ZM208 141V142H209ZM227 141V142H226ZM4 142V143H3ZM63 142H65V144L67 145V147L65 148V144L63 143ZM75 142V143H74ZM79 143V145L81 146L80 148L82 149V147H83V145L86 143H88L87 144V146H85V147H83L84 148V150H80V148H79V145L77 144V143ZM100 142H101V144H100ZM103 142V143H102ZM109 143V144H105V143ZM121 142H123V143H121ZM136 142V143H135ZM139 142H141V144H139ZM151 142V143H152ZM176 142V143H175ZM177 142H178V144H177ZM180 142H181V144H180ZM190 142V143H189ZM192 142V143H191ZM200 142V143H199ZM203 142V144H201ZM218 142V143H217ZM228 142H230L231 144H229ZM252 142V143H251ZM36 143V144H35ZM54 143V144H53ZM74 143V144H73ZM158 143H160L159 144V146H158ZM167 143V144H166ZM173 144V145H171V144ZM226 143H228V145L226 144ZM236 143H238V146H237V144H236V146H235V144ZM246 143V144H245ZM248 143H250V144H248ZM258 143V144H257ZM10 144V145H9ZM74 145V146H72V145ZM105 144V145H104ZM112 144H114V146L115 147H119V149H117V148H115V147H113L112 146ZM123 144H124V146H123ZM130 144V145H129ZM206 144V145H205ZM219 144V145H218ZM221 144V145H220ZM253 144V145H252ZM9 145V146H8ZM12 145V146H11ZM20 145V146H19ZM32 147H31V146ZM76 145H78V147H76ZM98 145H100V146H98ZM107 145V146H106ZM111 145V146H110ZM116 145H118V146H116ZM128 145V147H126ZM163 145L165 146V147H163ZM185 145V146H184ZM188 145H189V147H188ZM192 145H193V147L195 148V146H197L196 147V149H194L193 147H192ZM200 145V146H199ZM202 145V146H201ZM210 145V144H209ZM233 145V147H231V146ZM239 145H240V150L242 151V152H240V150L238 151V149H239ZM248 146V147H246V146ZM254 145H256V148L254 149ZM8 146V147H7ZM109 147L110 149H108V151L105 149L106 147ZM168 148H167V147ZM173 146H175V148L173 147ZM179 147V149L177 148V147ZM181 146V147H180ZM41 147V148H40ZM98 147V152L95 154V151L91 154V150H95L96 148ZM113 147V148H112ZM125 147H126V149H125ZM132 147V148H131ZM190 147H192V150H191V148ZM202 147H204V149L202 150ZM230 147V148H229ZM236 147V148H235ZM238 147V148H237ZM250 147V148H249ZM252 147V148H251ZM35 148V149H34ZM58 148H59V150H60V152L62 153V154H60V156L58 155L60 152H59V150H58ZM61 148V149H60ZM68 148H69V150H68ZM77 149V148H79V150H75V149ZM85 148H86V150H85ZM123 148V149H122ZM131 148V149H130ZM138 148V149H137ZM143 148V147H142ZM170 148H172L171 150H170ZM198 148V149H197ZM217 148H222V149H220L221 151H218L217 152V150H219V149H217ZM36 149H38V150H36ZM42 149V150H41ZM71 149V150H70ZM102 149V150H101ZM104 149H105V151H104ZM135 149V150H134ZM163 149L165 150V154H164V151H163ZM167 149H169V152L167 151ZM178 149V150H177ZM188 149V150H187ZM190 149V150H189ZM193 149H194V151H193ZM201 149V150H200ZM211 149V150H210ZM223 149H225L224 150V152L225 153H223ZM226 149H228V150H226ZM234 149H235V152L236 153H238L237 155H239V153H244L243 155L246 157V159H249V158H247L249 155H247L248 153L247 152H249V150H247V149H250V151H251V153H254V152H252V150L254 149V151H257V152H255V153H260L258 156L261 158L262 157V159L260 160L261 161V164H262V167H260L261 166V164H259L258 162H259V158H257L255 155V157L257 158H255V157H253L252 159L255 161V163H256V161H258L257 163L260 165H258L259 166V168H258V170L260 171V170H262V171H258V175H254V174H257V173H255L256 172V165H257V163H256V165H254V161H253V167L256 169H251L252 167H251V160H249V161H247V160H243V158L241 157L242 156V154H240L239 155V158L241 159H239L238 158V156L237 155H235L236 153L234 152V155L232 154L233 152L232 151H234ZM260 149H262V150H260ZM34 150V151H33ZM57 150H58V152H57ZM62 150V151H61ZM74 150V151H73ZM97 150V149H96ZM117 150V151H116ZM121 150H123L122 152H121ZM133 150V151H132ZM143 151H144V149H142ZM141 150V151H142ZM148 150V149H147ZM146 149H145V151H147ZM173 150V151H172ZM177 150V151H176ZM196 150V151H195ZM207 150V151H206ZM3 151V152H2ZM11 151H13V153L14 152H16V154H15V156L14 155H12L13 153L11 152ZM19 151H21V152H19ZM42 151V152H41ZM118 151L120 152V153H118ZM150 151L152 152V150L150 149ZM176 151V152H175ZM183 153H182V152ZM192 151V152H191ZM197 151H199V152H201V154L203 153V151H204V154L203 155H201V154H199V152H197ZM207 153H206V152ZM210 151H212L214 154L217 152V153H219L220 152V154H225L224 156H221V155H219V156H221V158H223L224 157V159L223 160H221L220 158H217L218 157V155H217V153H216V155H214L213 153H212V156H210L211 155V153H210ZM230 151H231V154H230ZM247 151V152H246ZM37 152V153H36ZM76 152V153H75ZM102 152H104V153H102ZM129 152V153H128ZM166 152H167V156H166ZM172 152H174V154L172 153ZM180 152H181V154H180ZM186 152H189V154L187 153V155H186ZM195 152H197V154H196V156H195ZM222 152V153H221ZM54 153H57L56 154V156L54 155ZM63 153L66 155L65 157H64V155H63ZM110 153H114L113 154V156H109L110 155ZM142 153H144V152H142ZM142 153H139V154H142ZM153 153V152H152ZM175 153H176V155H175ZM179 153V154H178ZM192 153V154H191ZM194 153V154H193ZM209 153V154H208ZM250 153V152H249ZM250 153V154H251ZM6 154H7V156H6ZM96 155L97 157H99V158H97V160H98V162H97V160H96V163H94V165L93 164H91V162H92V158H91V160L89 161V159H88V161L90 162H88L87 163V165H85L86 164V160H85V158L84 157H87V155ZM120 154H121V159L119 158L120 157ZM136 155H137V153H135ZM174 155V158H173V156H170V155ZM230 156V158H228V156ZM30 155V156H29ZM54 155V156H53ZM102 155V156H101ZM167 157L166 159H164V157L165 156ZM183 155V156H182ZM191 157H190V156ZM194 155V156H193ZM207 155H209L208 157H209V159L207 158ZM214 155V156H213ZM233 155V156H232ZM9 156H11V158L9 157ZM14 156V157H13ZM20 156V157H19ZM34 156V157H33ZM41 156V157H40ZM59 157V159H57L56 157ZM95 156V157H96ZM104 156H106L105 158L107 159H110L109 160V163L107 162V161H105V158H103ZM127 157V159H129V160H127L126 159V157ZM155 156H158V157H155ZM160 156V157H159ZM187 156H189L188 158H185V157H187ZM206 157L209 161H212V162H215L214 164H218V163H221V165L223 164V166L226 168H222V169H220V171H219V167L218 166H221V165H215V167H213V170L211 171V172H209L210 171V169H212L211 167L212 166H214V164H210L211 162H208L209 163V165H212V166H209L208 165V163L206 162V158H205V160L203 159V157ZM216 156V157H215ZM232 156V157H231ZM235 156H237V157H235ZM3 157H6L5 159L3 158ZM9 157V158H8ZM61 157H64L65 159H66V166H65V164H64V166H61V163L59 164V160H61L62 162H63V160H64V158H61ZM80 157H83V158H81V159H84L85 160V163L83 164L82 162H79L78 163V160L77 159H80ZM94 156H93V158H95ZM103 158V159H100V158ZM115 157V158H114ZM129 157V158H128ZM134 158V159H131V158ZM154 157L156 158L155 160H154ZM199 157H200V159H199ZM214 159H212V158ZM251 157H252V155H251ZM8 158V159H7ZM13 158V159H12ZM68 158V159H67ZM90 158V157H89ZM117 158V159H116ZM119 158V159H118ZM126 160H125V159ZM152 160H151V159ZM170 160H169V159ZM189 158L190 159H192V161L191 160H189ZM193 158H195V161H196V159H198V160H200V163H199V161H196V162H193L194 161V159ZM226 158H228V161L226 160ZM233 158H237V160H232ZM41 159V160H40ZM44 159H48L47 161L46 160H44ZM55 159V160H54ZM63 159V160H62ZM81 159H80V161H81ZM87 159V158H86ZM116 159V161H114ZM122 159H124L125 160V162H124V160H122ZM138 159V160H137ZM173 159V160H172ZM175 159V160H174ZM187 159V163L185 162V160ZM212 159V160H211ZM220 160V162H218L217 163V161L216 160ZM7 160V161H6ZM10 160V161H9ZM12 160V161H11ZM20 160V161H19ZM33 160H34V162H33ZM68 160H69V162H68ZM77 160V161H76ZM118 160H119V162H118ZM137 160V161H136ZM141 160H143L142 162V165H141ZM150 160H151V162H150ZM168 160V161H167ZM177 160V161H176ZM184 160V161H183ZM56 161V162H55ZM106 162L107 163V165H106V163H105V165L102 163V162ZM112 161V164L110 163ZM129 163V164H127V162ZM133 161V162H132ZM149 163H151V164H155L156 163V165H158V166H156L155 165V167H156V170H158L159 172H158V174L157 175H155L156 173H157V171L156 170H154L155 168H154V165H151V164H149ZM156 161H158V163L156 162ZM173 161V162H172ZM175 161H176V163H175ZM205 161V162H204ZM227 161V162H226ZM230 161V162H229ZM232 161V162H231ZM237 161V162H236ZM238 161H239V163H238ZM246 161H247V163H246ZM263 161V162H262ZM8 162H10V163H8ZM55 163V164H57L58 166L60 165L61 167H59L58 168V166L56 165L55 166V164L54 165H52L53 163ZM75 162V163H74ZM78 164H82V167H84L83 169L81 168V165H80V169H82V171L80 170V169H78L77 167V163ZM84 162V161H83ZM114 162H115V164H114ZM132 164H131V163ZM153 162H155V163H153ZM193 162V164H195V163H199V166L201 167H199L198 165H191V167L193 166V167H195L194 169L195 170H198V169H202V170H198V173L196 174V175H200L201 174V171H203V170H209L208 171V173H209V175H207L208 173H207V171H206V173L207 174H205L206 175V177L207 178H205L204 177V173H205V171H203L204 173L203 174H201L200 176H199V182L198 181H196V179H195V184H193V182H192V184L193 185H190L189 184V187L187 188V187H185L184 185H183V187H181V186H179V185H181L180 183H182V181H183V179H185L186 177V179L184 180V181H186L187 180V182H189V181H192L194 178H196V177H194L195 175L192 173V171H193V167L191 168V167H189L190 166V163H192ZM232 164V166H230V168H229V165H227V164ZM242 162H243V164H242ZM249 162V163H248ZM41 163H43V164H41ZM48 163V164H47ZM49 163H51V164H49ZM100 163H102V164H100ZM121 163H123V165L121 166ZM125 163L129 166V165H131L130 167H129V171H132V169H133V165H135V167L134 168H136V169H133V172H131V173H128V172H125L126 174L124 175V178H123V174H124V172L122 171L121 172V168H123V169H125V171H127L126 170V167L128 168V166L127 165H125ZM136 163V164H135ZM148 164V166L149 167H145L147 164ZM174 163V166H172L171 164H173ZM186 163V164H185ZM233 163H235L236 165H234ZM244 163H246V164H244ZM6 164H7V166H6ZM24 164H26L25 166H24ZM73 164H75V167H74V165ZM96 164V165H95ZM117 164H118V166H117ZM145 164V165H144ZM161 164V165H160ZM168 164H170V165H168ZM183 164V165H182ZM206 164V165H205ZM2 165V166H1ZM8 165H10V166H8ZM47 165V166H46ZM48 165H52V167L54 166V168H55V170H54V172L56 171V168L58 169V171H59V169H62V167L64 168V169H62V170H60V172H56L57 174H53L54 172L51 170V166L49 167ZM70 165H72V167L70 166ZM84 165V166H83ZM88 165H90V166H88ZM98 165V166H97ZM125 165V166H124ZM163 165V166H162ZM178 165H179V167H178ZM186 165V166H185ZM202 165H203V167H202ZM234 165V166H233ZM240 165V166H239ZM44 167V166H46L45 168H50V172H53L52 174L50 173V172H48V171H45V168H44V171L47 173L46 175L48 176V179H50V180H46L47 179V177H45V179L44 178H39L38 180H37V182H38V184L36 183V180H35V182H32V180H34V177H43V176H38V174L40 175L41 173L40 172H38V174H37V172H36V170H40L39 168H42V167ZM67 166H69V167H71L70 169L67 167ZM77 166V167H76ZM91 166H93V167H91ZM97 166V167H96ZM109 166V167H108ZM113 166V167H112ZM115 166H117L116 168H115ZM137 166V167H136ZM138 166H140V167H142V168H144L143 170H142V168H140L139 167V169H137L138 168ZM160 166V167H159ZM163 168H162V167ZM170 166H171V168H172V170H174V172L173 171H171V168H170ZM175 166H176V169H177V171H176V169H175ZM181 166V167H180ZM185 166V167H184ZM208 166H209V168H208ZM216 166L218 167V168H216ZM87 167V168H86ZM96 167V168H95ZM101 167V168H100ZM104 167V168H103ZM107 169H106V168ZM150 167H152V168H150ZM186 167H187V169L189 168H191L189 171L186 169ZM196 167H199L198 169L196 168ZM232 167V168H231ZM5 168H8L7 170H5ZM9 168H11V169H9ZM34 168V169H33ZM67 168L69 169L68 170V172L70 173V175H71V179H70V175H67V173H66V171L64 172V173H62V171H64L65 169L67 170ZM92 168H94L93 170H92ZM99 168V169H98ZM160 168H161V170H160ZM167 168H169V169H167ZM184 170L185 171V173H183L182 174V172H184V171H182L181 173H179L178 174V172H180L181 170ZM207 168V169H206ZM235 168V169H234ZM236 168H237V170H236ZM2 169V170H1ZM14 169V170H13ZM28 169V170H27ZM33 169V170H32ZM43 169V168H42ZM74 169H76L75 171H74ZM85 169V171H83ZM87 169V170H86ZM102 169V170H101ZM114 169V170H113ZM117 169H119L120 171L119 172H121V174H122V177L121 176H119V172H118V170ZM131 169V170H130ZM165 169V170H164ZM179 169V170H178ZM187 171H186V170ZM218 170V172H217V170ZM248 169V170H247ZM250 169H251V171H250ZM89 170V171H88ZM91 170H92V172H91ZM98 170V171H97ZM106 170V171H105ZM112 170V171H111ZM115 170H117V172L118 173H116V172H114ZM141 170H142V172L143 171H145L146 173H142L141 172ZM154 170V171H153ZM233 170V171H232ZM235 170H236V172H235ZM255 170V171H254ZM41 171V170H40ZM79 171V173H77ZM87 171V173L86 174H83V173H85ZM103 171V172H102ZM108 171V172H107ZM140 171V172H139ZM150 171V172H149ZM216 171V172H215ZM6 173V174H2V173ZM76 172V175L77 176H75V173ZM98 172H99V174H98ZM105 172V173H104ZM114 172V173H113ZM152 172V173H151ZM154 172V173H153ZM162 172H164V173H166V175L165 174H163ZM170 172V173H169ZM173 172V174H171ZM187 172V173H186ZM189 172V173H188ZM217 173L216 175H214L215 173ZM221 172V173H220ZM228 172H230V173H228ZM252 172L254 173L253 175H254V177H251V175H252ZM262 172V173H261ZM10 173H12V174H10ZM17 173V174H16ZM23 173H27V175H23ZM30 173V175H28ZM34 174V176L33 175H31V174ZM43 173V172H42ZM68 173V174H69ZM73 173V174H72ZM82 173V174H81ZM92 175H91V174ZM108 173H110V175L112 176V178H114V180L116 181V182H119V181H121V179L123 178V179H125L126 178V183H125V181H124V183H123V185H125V186H123V185H121L122 184V181H121V183L119 182L118 184L119 185H121L122 186V188L123 187H125V189L123 188H119V186L118 187H116V188H119V189H117L116 191H114L112 188V192L110 191V189H105L106 191H102V187L101 186H99V188H98V186H96L98 189L97 190H99L101 193H99V191H95L96 193H97V195L94 193V197H92V200H91V198H90V200H91V203H92V206L93 207H91L90 205V202H89V204L88 203H86V205H85V203L82 201V198L84 199V193H86L85 192V190L84 189H87V187L88 188H92V185H90V187H89V185L88 186H85L86 188H84V183H91L92 184V182L93 183H95V182H97V181H101L103 178V176H104V179H105V174L107 175ZM112 173L113 174H116L115 176H113L112 175ZM137 173H138V175H137ZM149 173H151V174H149ZM168 173V174H167ZM192 174V177H191V174ZM211 173H212V176L213 177H211ZM231 173H235V174H232L231 175ZM248 173V175H246ZM251 173V174H250ZM2 174V175H1ZM49 174V175H48ZM58 174H60V175H58ZM63 174H64V176H63ZM79 174V175H78ZM90 176H89V175ZM102 174V175H101ZM120 174V175H121ZM130 174V175H129ZM135 174V175H134ZM139 174H142V177H141V175L139 176ZM153 174V175H152ZM163 174V175H162ZM170 174V175H169ZM185 174H187L188 176H184ZM222 174V175H221ZM244 174V175H243ZM35 175H37V176H35ZM55 175V176H54ZM63 177H62V176ZM67 177H66V176ZM81 175V176H80ZM96 176V177H94V176ZM100 175V176H99ZM109 174H108V176H106V179L110 176ZM128 175V176H127ZM132 175V176H131ZM159 175H160V180H158L159 179ZM162 175V176H161ZM167 177V176H170L169 178H164L165 176ZM226 175H224V176H226ZM233 175H235V176H233ZM252 175V176H253ZM263 177H262V176ZM33 177V179H31L32 177ZM53 176L54 177H56V179H57V181H59V182H57L56 183V179L54 180V184L52 183L53 182ZM60 176V177H59ZM73 176V177H72ZM85 176V177H84ZM89 176V178H87ZM116 176H118V178L116 177ZM133 177L134 176V179H137L138 181L135 183L134 181H136V180H134L133 178L132 179H130L129 180V178H131V177ZM145 176V177H144ZM156 176H158V179H157V177ZM173 178H172V177ZM175 176V177H174ZM181 176L183 177V179H181ZM218 176V177H217ZM230 176H232V178H230ZM257 176V178H255ZM2 177V178H1ZM52 177V178H51ZM59 177V178H58ZM64 179H62V178ZM80 177V178H79ZM94 177V178H93ZM116 177V178H115ZM128 177V178H127ZM144 177V178H143ZM148 177H149V179H148ZM152 177V178H151ZM153 177H154V179L156 180V181H158V182H156V183H158L159 185V187H160V185H161V188H158L157 190H159V192H161V193H166V192H168V196H165V198L164 197H162L163 196V194L161 195L158 191H156V190H153V189H151L152 187L151 186H153V184H151L150 183V185H149V183H147L149 180H151V181H153L154 179H153ZM194 177V178H193ZM238 177V178H237ZM241 177V178H240ZM246 177H247V179H246ZM4 178V179H3ZM67 178V179H66ZM76 178V179H75ZM79 178V179H78ZM96 178V179H95ZM111 178V177H110ZM121 178V179H120ZM147 178V179H146ZM164 178V179H163ZM173 180H171V179ZM190 180H189V179ZM192 178V179H191ZM201 178H203V179H201ZM206 180H205V179ZM212 178V179H211ZM214 178H216V179H214ZM236 178V179H235ZM60 179V180H59ZM78 179V180H77ZM93 179V180H92ZM98 179H100V180H98ZM119 179V180H118ZM153 179V180H152ZM162 179H163V181H162ZM177 179H179V180H177ZM180 179H181V181H180ZM251 179H254V180H252V182L253 181H255L254 183H251L250 181H251ZM2 180V181H1ZM5 180H6V183H5ZM27 180V181H26ZM62 180V181H61ZM68 180V183L67 184H65L64 185V182H66ZM80 180H82V182L80 181ZM84 180H86V181H84ZM92 182H91V181ZM108 180V179H107ZM128 180H129V182H128ZM131 180H133V181H131ZM168 182H167V181ZM174 180H177L176 182H177V184H175V182H174ZM189 180V181H188ZM198 180V179H197ZM213 180V182H215L216 183V181H217V187H215L214 186V183H213V186H214V188H215V190H216V188L218 189V191H216V192H214L215 190L213 189V188H211L210 189V187L212 186V183H211V181ZM231 180V181H230ZM239 180V181H238ZM264 179H262V181L261 182H258L259 184H260V188H259V190L258 191H256V194L254 193V194H251V195H249V192H247V194L249 195V197L247 198H245V199H247V201H246V208H248L247 207V205L250 207V204H248L250 201H251V198H250V196L252 197V198H257V199H259V198H261L260 200H258L259 201V203L261 204H259L258 203V201H252V203H251V205H256V209L258 210V208H259V212H257V210L255 209V214H254V219H258V225L256 224V228L254 227L253 229L251 228V231L249 230V236H248V233H245L247 236H246V238L245 237H242L241 239H238V240H236V241H232L231 243H230V241L225 245V248H224V246H222L223 248L221 249V245H219V247L220 248H218V246L217 247H215L216 245H217V243L219 242V241H222L223 240V238H225V237H223L222 238V233L220 234L219 232H217V235L215 236V234L214 235H211V232L213 233V232H215V231H210V229L208 228V230L210 231V233H208V234H210V236H206L207 238L209 237H211L212 239H213V237L212 236H215L216 238H217V241L216 242H210V244L208 245V243H206V244H204V247H205V249H210V250H206L207 251V254L205 253H203V254H200L199 256H197L196 258H195V260H193L190 264H227L228 263V261H229V263L228 264H245V262H246V264L248 263V264H250L252 261L250 260V258H252V254H255L256 252H258L259 250H261V247L263 248L264 247V222H262V220H264V212L262 213L261 211L263 210L262 208H263V206L262 205H264V199H262V198H264V193H262V191L264 192V181H263ZM28 181H30V182H28ZM50 181V183L49 184H53V185H49L48 184V182ZM63 182L62 184H60L61 182ZM71 181V182H70ZM79 181L81 182L80 184H79ZM90 181V182H89ZM145 181V182H144ZM151 181H149V182H151ZM164 181H166L167 183H171V181L173 182L172 184H168L167 185V183L166 182H164ZM178 181H179V183H178ZM204 181V182H203ZM220 181V180H219ZM223 181H225L224 179H222V183L224 184V182ZM228 181H230V182H228ZM234 183H233V182ZM247 183H246V182ZM7 182H8V184H11L12 183V185H8L7 184ZM32 182V183H31ZM44 183V184H42V183ZM45 182H47V184L45 183ZM73 182V183H72ZM75 182V183H74ZM78 182V183H77ZM128 182V183H127ZM143 182V183H142ZM154 182V181H153ZM152 182V183H153ZM154 182V183H155ZM196 182H198L197 184H196ZM27 183L29 184L28 186H27ZM31 183V184H30ZM77 183V184H76ZM139 183V184H138ZM161 183V184H160ZM163 183H166V184H163ZM199 183L201 184V186H198L199 185ZM206 183V184H205ZM211 183V184H210ZM231 183V184H230ZM236 183V184H235ZM251 183V185H249ZM74 184H75V186H74ZM133 184V185H132ZM142 184V185H141ZM144 184L146 185V186H144ZM185 184V183H184ZM218 184H219V186H218ZM222 184V185H223ZM243 184V185H242ZM248 184V185H247ZM40 185L42 186V188L40 187ZM44 185H46V186H44ZM49 185V186H48ZM54 185H56L55 187H54ZM64 185V186H63ZM67 185V187H65ZM71 185H72V188H70L71 187ZM77 185V186H76ZM101 185V184H100ZM129 185V186H128ZM135 185H136V187H135ZM141 185V186H140ZM149 185V186H148ZM167 185V188L166 187H164L163 188V186H166ZM169 185H171V187L169 186ZM194 185H195V187H194ZM196 185H197V187H196ZM204 185V186H203ZM262 185V186H261ZM13 186H14V190L13 191H15V194H13L14 192L13 191H10L11 189H13ZM19 186H22L21 188L19 187ZM28 187V188H26V187ZM39 186V187H38ZM68 186H70V187H68ZM79 186V187H78ZM81 186V187H80ZM139 186V187H138ZM155 187H158V186H156V185H154ZM212 186V187H213ZM247 186H249L248 188H247ZM17 187V188H16ZM40 188V190L38 189V188ZM48 189H47V188ZM53 187H54V189H53ZM80 188L79 190H80V193L81 192H84V193H81L80 194V196L82 197V198H80L79 199V197H77V198H74V200L72 199V197H73V195H72V191H74V188ZM95 186L93 185V188H94ZM95 187V188H96ZM131 189H130V188ZM141 187H143V188H141ZM173 187H176V188H173ZM178 187V188H177ZM185 187V188H184ZM10 188V189H9ZM16 188V189H15ZM46 188V189H45ZM56 188V189H55ZM65 188V189H64ZM67 188L69 189V190H67ZM75 188V189H76ZM82 188V189H81ZM145 188H146V190H145ZM176 189V190H173V189ZM181 188H183V191H182V189ZM196 188V189H195ZM203 190H202V189ZM211 190V191H213V193H215V195H213V193H211V191L209 190V189ZM247 188V189H246ZM263 188V189H262ZM5 189V190H4ZM34 189H35V191H34ZM41 189H42V191H41ZM52 189V190H51ZM64 189V190H63ZM128 189V190H127ZM156 189V188H155ZM161 189V190H160ZM165 189H167V191H165ZM178 189L181 191H178ZM185 189H187V190H185ZM200 191H199V190ZM36 190H39V191H36ZM48 190H49V192H48ZM54 190H57L59 193H57V191H54ZM62 190L64 191L63 193H64V195H65V197L67 198H65L66 200H68V203H63L62 202V204H64L63 206H66V204L68 205V206H66L68 209L70 208V207H72L73 205V203H76V204H74L75 206H73L72 208H70L67 212L68 213H66V217H64V214H65V212H59V211H55L54 213H53V215H52V213H51V215L52 216H50L49 218H47V220L45 219V217L42 215V214H40V215H38L39 217H40V219H39V217H37V219L39 220V221H41V222H39L37 219H36V222L38 223H36L35 221H34V219H33V221H34V224H33V221L32 222H30L28 225H31V223L33 224V225H31V226H29L28 227V229H27V226H26V224H22V223H20V221H18L19 222V225L20 224H22V226H20V228H19V226H18V222H16V224L15 223H13L14 222V220H12V219H16V218H12V217H18V215H19V218L18 219H20L22 216L21 215H23L22 213L24 212V215L26 214V213H28V211L31 209V211H32V208L34 209L37 205H38V207H36L35 208V211L37 210V209H39L40 207H42V205H47L48 203H49V201L51 202V200L53 201V199H56V198H53V197H57V195L59 196L60 195V197L63 195V193H61L62 192ZM109 190V191H108ZM126 190V191H125ZM130 190V191H129ZM137 190V191H136ZM148 190H151V191H153L152 193H153V195L155 196H158V197H162L164 200H163V202L161 201V202H155L154 200H151L152 199V197L150 198V199H148V201H146V198L147 197H149V196H153L152 195V193H150V192H147ZM171 190V191H170ZM191 190H194V191H191ZM208 190V191H207ZM233 190V191H232ZM239 190V191H238ZM40 191H41V195H40ZM46 191V192H45ZM54 191V192H53ZM68 191V192H67ZM107 191H108V193H107ZM119 191V193H117ZM145 191L147 192V193H149V194H145ZM154 191L156 192V194L154 193ZM163 191V192H162ZM175 191V193H173ZM208 193H207V192ZM221 191H223V190H220V192H219V194L218 195H221V194H223ZM9 192V193H8ZM22 192H24V193H22ZM35 192V193H34ZM51 192V193H50ZM65 192H66V194H65ZM110 192V193H109ZM122 194H121V193ZM130 192V193H129ZM133 192V193H132ZM157 192H158V194H157ZM171 194H170V193ZM178 192H180V193H178ZM183 192V193H182ZM185 192V193H184ZM189 192V194H187ZM196 192V193H195ZM239 192V193H238ZM242 192V194H240ZM259 192V193H258ZM260 192L262 193V194H260ZM44 195H43V194ZM45 193H47V194H45ZM57 193V194H56ZM70 193V195H72L71 197H69V195L68 194ZM224 193V194H225ZM230 193L232 194L233 193V195L235 194V196L237 197H235L234 199L233 198H231V197H233V195L232 196H230ZM11 194H13V195H11ZM48 194H50V196L48 195ZM54 194V196L52 197V195ZM62 194V195H61ZM102 194V195H101ZM105 194H106V196H105ZM110 194V195H109ZM114 194V195H113ZM120 194V195H119ZM132 194V195H131ZM174 194H176L175 196H174ZM179 194V195H178ZM192 194V195H191ZM203 194V195H202ZM223 194V196L225 197V195ZM258 194H259V196H258ZM40 195V196H39ZM123 195V196H122ZM130 195L132 196V197H130ZM147 196V195H149V196H147L146 198H145V196ZM165 195V194H164ZM171 195V197H169ZM172 195H173V197H172ZM193 195H194V197L197 199H194V197H193ZM198 195V196H197ZM202 195V196H201ZM212 195V196H211ZM240 197H239V196ZM262 195V196H261ZM7 196V197H6ZM14 196V197H13ZM33 196H35V197H33ZM110 196V197H109ZM114 196V197H113ZM123 198H122V197ZM143 196V197H142ZM153 196V197H154ZM182 197V198H179V197ZM192 196L193 198H191V200H190V197ZM230 196V197H229ZM244 196H247L246 194L244 195ZM47 197V199H46V201L44 200L45 198ZM52 197V198H51ZM63 198H64V196H62ZM69 197V198H68ZM97 199H96V198ZM116 197V198H115ZM141 197V198H140ZM169 197V198H168ZM179 199H178V198ZM198 197V198H197ZM201 197V198H200ZM202 197H205V198H202ZM208 197V198H207ZM216 197H218V196H216ZM220 197V196H219ZM221 197H222V195H221ZM18 198V199H17ZM36 199L35 201H34V199ZM43 198V199H42ZM94 198V199H93ZM100 198V199H99ZM120 198H122V199H120ZM134 198V199H133ZM138 198H139V200L140 199H142V200H138ZM166 198H167V200H166ZM199 198H200V200L202 201V199H203V201H204V203H205V205H206V207L204 208V206H202V205H204V203H203V201H202V205L201 204H199L201 201L199 200ZM215 198V197H214ZM239 198H240V200H239ZM250 198V201H248V199ZM14 201H13V200ZM29 199V200H28ZM51 199V200H50ZM57 199H58V197H57ZM72 199V201H71V203H70V201L69 200H71ZM77 199H79L78 201H77ZM97 201H96V200ZM109 199V200H108ZM111 199V200H110ZM119 199V200H118ZM131 199V200H130ZM145 199V200H144ZM185 199V200H184ZM216 199V198H215ZM230 199H232V200H230ZM239 201H238V200ZM242 199V200H241ZM254 199H252V200H254ZM256 199V200H257ZM6 200H8V201H6ZM12 200V201H11ZM33 200V201H32ZM39 202H38V201ZM62 200V199H61ZM64 200V199H63ZM62 200V201H63ZM89 200V201H90ZM94 200V201H93ZM100 202H99V201ZM103 200V201H102ZM116 200H118V202L116 201ZM121 200V201H120ZM125 200V201H124ZM150 200V201H149ZM181 200V201H180ZM183 200H184V202H183ZM192 200H194V201H192ZM198 202L197 204L195 203L196 201ZM199 200V201H198ZM230 200V201H229ZM16 201V202H15ZM75 201V202H74ZM81 201H82V203H81ZM122 202V203H124L123 205H122V203L121 204H119L120 202ZM140 203H139V202ZM152 201V202H151ZM178 203H181V204H178ZM191 201V202H190ZM232 201V202H231ZM24 202V203H23ZM43 204H42V203ZM47 202V203H46ZM61 202V201H60ZM67 202V201H66ZM87 202H88V200H87ZM116 202V203H115ZM128 202V203H127ZM138 202V203H137ZM191 203V204H188V203ZM38 203H40V204H42V205H39ZM46 203V204H45ZM80 203V204H79ZM84 203V204H83ZM94 203V204H93ZM102 203V204H101ZM146 203V204H145ZM151 203H152V205H151ZM155 203V204H154ZM165 203V204H164ZM171 203H173V204H171ZM174 203L178 206H182L183 204L185 205V206H183V208L181 207V209L183 210L184 209V212L185 211H187V215L190 213V211H191V213L189 214V216L187 217V215L185 216V214H184V212H183V214L181 213L182 212V210L180 209V207H177L176 205L174 206ZM193 203H195V204H193ZM215 203V202H214ZM229 203H227L226 205H228ZM243 203H245V202H243ZM258 203V204H257ZM7 204V205H6ZM10 204V205H9ZM82 204V205H81ZM97 204V205H96ZM107 204H108V206H107ZM128 204V205H127ZM134 204V205H133ZM150 204V205H149ZM163 206H165V207H163ZM187 204H188V206H187ZM199 204V205H198ZM233 204V203H232ZM231 204V205H232ZM236 204H238V203H236ZM26 205H28V207H30V209L28 210V207L26 206ZM50 205V204H49ZM70 205H72V206H70ZM80 205V206H79ZM95 205V206H94ZM102 205V206H101ZM117 205H119V206H117ZM168 205V206H167ZM190 205H191V208L192 209H190ZM196 205H198V206H196ZM215 205H216V203H215ZM238 205H241V204H238ZM9 206H11V207H9ZM16 206V207H15ZM20 206H22V207H20ZM43 206V207H44ZM62 206V207H63ZM79 206V207H78ZM86 206V207H85ZM88 206H89V208H88ZM97 206L100 208V210L97 208ZM101 206V207H100ZM104 206V207H103ZM117 206V207H116ZM122 208H121V207ZM149 206V207H148ZM155 206V207H154ZM157 206V207H156ZM159 206H161V207H159ZM192 206H196V208H197V210H196V208L195 207H192ZM19 207V208H18ZM24 207H26V210H24ZM32 207V208H31ZM46 207V206H45ZM65 207V208H66ZM110 207H113V208H111L112 210H108V208L110 209ZM128 207V208H127ZM169 207V208H168ZM170 207H172V209H175L176 208V210H175V212H174V210L172 211V209H170ZM187 207H189V208H187ZM207 207H209V209H210V207L212 208L211 209V211H212V213H210V216L207 214V212H208V210L206 209ZM232 207H234V204H233V206ZM236 207H237V205H236ZM243 207H245V205L243 206ZM242 207V208H243ZM252 207V206H251ZM260 207H261V211H260ZM21 208H22V210H21ZM64 208V209H65ZM77 208V209H76ZM130 208H131V210H130ZM155 208V209H154ZM157 208H159V209H157ZM178 208V209H177ZM228 208V207H227ZM239 208V207H238ZM238 208L236 209L235 208V210H238ZM241 208V207H240ZM4 209V210H3ZM6 209H8V210H6ZM72 209H74L73 211H72ZM91 209V210H90ZM162 209V210H161ZM165 209V210H164ZM169 209V210H168ZM188 209H189V211H188ZM195 209V210H194ZM204 209V210H203ZM218 209V208H217ZM229 209H234V208H231V207H229ZM244 209V208H243ZM1 210H2V212H1ZM13 210V211H12ZM108 211L107 213H106V211ZM114 210V211H113ZM134 210V211H133ZM141 210V211H140ZM160 210V211H159ZM177 210H178V212H177ZM194 210V211H193ZM235 210H233V211H235ZM10 211V212H9ZM21 213H20V212ZM61 211V210H60ZM70 211H72V212H70ZM80 211H81V213H80ZM87 211V212H86ZM97 211V212H96ZM111 211H113V212H111ZM129 211V212H128ZM146 211V212H145ZM168 211V212H167ZM202 211V212H201ZM205 211V212H204ZM264 211V210H263ZM8 212V213H7ZM16 212L17 214L15 215V216H12V215H14V213ZM20 214H19V213ZM26 212V213H25ZM79 212V213H78ZM84 212H86V213H84ZM99 212V213H98ZM124 212V213H123ZM159 212H161L162 214L164 213H166L165 214V216H164V214L162 215V216H164V217H162L161 216V213H159ZM174 212V213H173ZM177 212V213H176ZM180 212V213H179ZM193 212V213H192ZM195 212V213H194ZM197 212H199V213H197ZM207 214L206 215V217H205V214ZM209 212H210V210H209ZM208 212V213H209ZM261 212V213H260ZM77 213L78 214H80L79 216H81V214H83L81 217H79L80 219L77 221L76 219L78 218H76V219H74L76 216H74V215H77ZM88 213V214H87ZM103 213V214H102ZM115 213V214H114ZM117 213V214H116ZM122 213H123V216H122ZM144 213V214H143ZM159 213V214H158ZM167 213H170V214H167ZM201 213H203V214H201ZM259 213V214H258ZM2 214H3V216H2ZM58 214V215H57ZM62 214H63V216H62ZM72 216H71V215ZM84 214H86V215H84ZM90 214V215H89ZM106 214H109V215H107V217H106ZM143 214V215H142ZM178 215V217L179 218H176V220L177 219H180L181 217V215L180 214H182V218L181 219H183V220H181V221H179V220H175L174 218ZM191 214H194L193 216L191 215ZM201 214V215H200ZM10 215L12 216V217H10ZM35 215V214H34ZM56 215H57V217H56ZM60 215V216H59ZM68 215V216H67ZM102 217H101V216ZM158 216L160 219L162 218V222H163V218H165L166 217V215H167V217L164 219V221L166 220V221H168L167 223L168 224H170L171 222L173 223L174 222V220H175V224L176 223H178V221H179V223L178 224H181L180 226H182V224L184 225V227L182 228V227H180V228H178L179 230H177L176 231V229H172L171 227L170 228H168V227H166V229L163 227V228H161L162 226H164V224L163 225H161V220L158 218V217H156L155 218V216ZM200 215V216H199ZM202 215L204 216V217H202ZM6 216H8V217H10V218H12V219H10V218H6ZM74 216V217H73ZM94 218H93V217ZM108 216H110V217H112L113 218V220H115V221H117V223H118V225L116 226L114 223H115V221H113L112 220V218L110 219V217H108ZM151 216V217H150ZM183 216L185 217V222H184V218H183ZM196 216H198L199 217V219H201V217L203 218L202 220H203V222L204 223H206V224H204L203 222H200V223H202V225L203 226H200V227H198L199 225H198V220L199 219H197V217ZM64 217V218H63ZM68 217V221H65L64 219L65 218H67ZM70 217V218H69ZM71 217H72V220H70L71 219ZM85 217V218H84ZM100 217V219H98ZM192 217V218H191ZM208 217H209V220H208ZM6 218V223H5V221H4V219ZM60 218V219H59ZM61 218H62V220H64L65 222H64V224L66 223H68L67 224V226L69 225V224H74L75 225V227H73V228H71L72 226H74V225H71V226H69V227H67V226H62V229H63V227H64V229H63V231H62V229H60L59 231H62V232H59L58 233V231L56 230V233H57V236L59 237V239L57 238V236H55L58 240H56L55 239V241H54V238L55 237H52L51 235H54L50 230V232L48 231V230H46V227L48 228H52V231L54 230V228H56V229H59L58 227H57V225H58V222H59V224H60V220H61ZM82 218H84L85 220V222H84V224H83V222L81 221V219ZM121 219V220H118V219ZM147 218V219H146ZM159 219V221H155L156 219ZM168 218V219H167ZM172 218V219H171ZM206 219V222H205V219ZM49 219V220H48ZM93 221H92V220ZM110 219V220H109ZM144 219V220H143ZM174 219V220H173ZM190 221H189V220ZM3 220V221H2ZM17 220V219H16ZM76 220V221H75ZM87 220V221H86ZM97 220H98V222H97ZM103 220V221H102ZM107 220H109V221H107ZM127 220V221H126ZM149 220V221H148ZM169 220H171V221H169ZM233 220H235V219H233ZM241 220L243 221L244 220V222L246 221V220H249L248 218H241ZM56 221H57V223H56ZM69 221H73L72 223H69ZM75 221V222H74ZM101 221V222H100ZM152 221V222H151ZM194 221V224H196L197 226H193V225H191L192 223H188V222H193ZM196 221V222H195ZM4 222V223H3ZM53 222V223H52ZM62 222V221H61ZM76 222H79V223H77V224H79V225H77L76 224ZM80 222H82V223H80ZM86 222H88V223H86ZM110 222V224H108ZM129 222V223H128ZM141 222V223H140ZM144 222V223H143ZM154 222H157V225L155 226L156 228H157V226L158 225H160V226H158V227H160V228H158V229H156L155 227H154V229L152 228V230H154L152 233H154V232H156L155 234L157 235H155L156 237H158L159 239H155V240H153V239H151L150 237V239L152 240V241H154V242H152V243H149L151 240L150 239H148V241L146 240V236H148L149 235V231L147 230V231H145L146 229H148V228H146V227H148V226H151L150 224H152L153 226L155 225V223ZM170 222V223H169ZM180 222H184V223H186V224H184V223H180ZM63 223V222H62ZM87 225H86V224ZM91 223H92V225H91ZM106 223H107V227H108V229L106 228ZM140 223V224H139ZM160 223V224H159ZM164 223H166V222H164ZM166 223V224H167ZM55 224H56V227H54L55 226ZM102 226H101V225ZM121 224V225H120ZM130 224V225H129ZM132 224V225H131ZM174 224V225H175ZM261 224V225H260ZM6 225V226H5ZM24 225V226H23ZM53 225V226H52ZM61 225V224H60ZM95 225H99V226H95ZM113 227V229L111 228V226ZM139 225V226H138ZM147 225V226H146ZM174 225L172 226V225H169V226H172L173 228H174ZM207 225H209V226H207ZM32 226H35L34 228H32ZM41 226V227H40ZM59 226V225H58ZM76 226H79V227H77L76 228ZM82 228H81V227ZM89 226V227H88ZM119 226V227H118ZM153 226H151V227H153ZM167 226V225H166ZM4 227H0V231L2 230V229H4ZM54 227V228H53ZM94 227V228H93ZM115 227V228H114ZM120 227H121V229H120ZM135 227V228H134ZM145 228V230H141L142 228ZM151 227H149V228H151ZM260 227V228H259ZM44 228H45V234L44 233H41L42 231H44ZM48 228V229H49ZM83 229V233H82V230L81 229ZM87 228V229H86ZM106 228V229H105ZM111 228V229H110ZM132 228V229H131ZM141 228V229H140ZM204 228V229H203ZM258 228V229H257ZM263 228V229H262ZM11 229H12V226H11ZM11 229H10V231H11ZM17 229H18V231H17ZM34 229H36L35 230V232H37L38 234L36 235L35 234V232L33 233V231H34ZM66 229V230H65ZM69 229H71V230H69ZM74 229V230H73ZM117 229H120V230H117ZM123 229H124V231H123ZM126 229H128V230H126ZM133 229H135V230H133ZM140 229V230H139ZM162 230V229H164V231H158L157 232V230ZM168 229V231H169V229H172L171 230V233L170 234H163V233H161V232H165V233H167L166 232V230ZM205 229V230H206ZM33 230V231H32ZM41 230V231H40ZM76 230V231H75ZM78 230L80 231V232H78ZM87 230H90V232L89 231H87ZM98 232H97V231ZM183 230H185V232L183 231ZM257 230V231H256ZM262 230V231H261ZM4 232H5V230H3ZM2 231V232H3ZM9 231V230H8ZM9 231V232H10ZM20 231V233H18ZM46 231H48V232H46ZM67 231V232H66ZM74 232V235H73V232ZM100 231V232H99ZM123 231V232H122ZM134 231V232H133ZM138 231H140V232H138ZM174 231H175V233H174ZM2 232H0L1 234H3ZM54 232H55V230H54ZM89 232V233H88ZM92 232V233H91ZM95 232V233H94ZM102 232V233H101ZM122 232V233H121ZM125 232V233H124ZM136 232V233H135ZM145 232H148L146 235H144L145 234ZM160 232V233H159ZM172 232H173V235H172ZM252 232H253V234H252ZM260 232V233H259ZM6 233H8V232H6ZM26 234V237L25 236H23V234ZM39 233H41V237H40V235H39ZM48 233V234H47ZM50 233V234H49ZM56 233H55V235H56ZM60 233H62L61 235H62V237H60L61 235H60ZM65 233L67 234V233H69V234H67V235H65ZM75 233H78V234H75ZM87 233V234H86ZM99 233V234H98ZM112 233H118V234H122L124 237H125V239L127 240H125V241H123L124 240V238H116ZM126 233H129V234H126ZM139 233V234H138ZM158 233H159V235H161V236H159L158 235ZM259 233V234H258ZM21 234H22V236H21ZM47 234V235H46ZM60 236H59V235ZM70 234H71V236H70ZM91 236V237H89V235ZM92 234V235H91ZM97 234V235H96ZM151 234V233H150ZM163 234V235H162ZM193 234H190L189 236H188V239H190L192 236H193ZM30 235V236H29ZM31 235H33V236H35V237H33V236H31ZM39 235V237L40 238H37V236ZM42 235L44 236V238L42 237ZM77 235V236H76ZM83 235V236H82ZM85 235V236H84ZM87 235V236H86ZM151 235H153V234H151ZM154 235L152 236V238L154 237ZM167 236L166 238H165V236ZM180 235V234H179ZM184 235V234H183ZM48 236V237H47ZM64 236V237H63ZM70 236V237H69ZM72 236H74V238L72 237ZM109 236H110V238H109ZM117 236H119V235H117ZM123 236H121V237H123ZM128 236V237H127ZM137 236V237H136ZM145 236V237H144ZM164 237V238H161V237ZM198 236V235H197ZM196 236V237H197ZM221 236V237H220ZM19 237H24V238H27L26 240H24V239H19ZM52 237V238H51ZM79 237V238H78ZM155 237V238H156ZM184 237V236H183ZM218 237H220L219 239H221V240H219L218 239ZM250 237V238H249ZM33 238H34V241H33ZM44 239V241L42 240V239ZM63 238V239H62ZM127 238H129V239H127ZM148 238V237H147ZM42 241H41V240ZM51 241H50V240ZM67 239V240H66ZM73 239V240H72ZM76 239V240H75ZM86 239H87V242H86ZM93 239V240H92ZM95 239H97V240H99V241H97V240H95ZM161 239V240H160ZM171 239V238H170ZM176 239H179V240H177V241H180V240H182L183 238L182 237H178L177 236V238ZM212 239H209L210 241L212 240ZM250 239V240H249ZM80 240V241H79ZM92 240V241H91ZM115 240H117V242H115ZM140 240V241H139ZM164 240V241H163ZM194 240H195V238H194ZM193 240V241H194ZM219 240V241H218ZM244 240V241H243ZM246 240V241H245ZM263 240V241H262ZM29 241V242H28ZM40 241V242H39ZM49 241V242H48ZM59 241V242H58ZM71 241H72V243H71ZM92 243V242H94V241H96V242H94V243H92V244H94V245H96L97 246V244H99L98 246H100V243H102V245H106V246H108V248L110 249V250H107L105 247V250L104 249H101V250H94L95 249V247H94V245H93V250H92V248L90 249L88 246H90L91 244H89L90 242ZM102 241V242H101ZM130 241V242H129ZM147 241V242H146ZM158 241V242H157ZM161 241H163L162 243H160ZM32 242H33V244H32ZM37 242V243H36ZM39 242V243H38ZM47 242V243H46ZM53 243V244H50V243ZM55 242H57V243H55ZM62 242V244H64L65 246H63V245H61L60 243ZM66 242H67V244H66ZM83 242H85V243H83ZM89 242V243H88ZM124 242H126V243H124ZM137 242V243H136ZM209 242V241H208ZM44 243V244H43ZM80 243V244H79ZM83 243V244H82ZM108 243V244H107ZM124 243V244H123ZM134 243H136L137 245L136 246H144L143 248L145 249H141V248H136L135 247V245H134ZM168 243V242H167ZM173 243V242H172ZM221 243H223V242H219L218 244H221ZM256 243V244H255ZM21 244V245H20ZM26 244V245H25ZM31 244V245H30ZM36 244V245H35ZM39 246H38V245ZM54 244H56V245H58L57 247L54 245ZM74 246H73V245ZM113 244V245H112ZM117 244V245H116ZM131 244V245H130ZM140 244V245H139ZM143 244H145V245H143ZM216 244V245H215ZM20 245V246H19ZM35 245V246H34ZM69 245V246H68ZM82 245V246H81ZM85 245H88V246H85ZM128 245H130V246H128ZM148 245V246H147ZM153 245V246H152ZM250 245V246H249ZM258 245V246H257ZM44 246V247H43ZM50 247L49 249L50 250H52L51 252H50V250H48V248H46V247ZM54 246V247H53ZM120 246H122V247H120ZM157 246V247H156ZM169 246V247H168ZM208 246H211V247H208ZM229 246H231V247H229ZM233 246V247H232ZM260 246V247H259ZM40 247H41V249H40ZM54 249H53V248ZM61 247V248H60ZM68 247V248H67ZM71 247H73V248H71ZM76 247V248H75ZM78 247V248H77ZM82 247H84V248H82ZM115 249H114V248ZM131 249H130V248ZM133 247H135L136 249H134ZM149 247V248H148ZM154 249H153V248ZM159 247V248H158ZM162 247V248H161ZM168 247V248H167ZM173 247V246H172ZM213 247V248H212ZM236 247V248H235ZM62 248H63V250H62ZM81 248V249H80ZM89 249V251L87 250H85V249ZM102 248H103V246H102ZM113 250H112V249ZM121 248V249H120ZM125 248V249H124ZM151 248V249H150ZM158 248V249H157ZM217 248V249H216ZM230 248V249H229ZM256 248H258L257 250H256ZM26 249V250H25ZM27 249H29L28 251H27ZM38 251H37V250ZM45 249V250H44ZM96 249H98V248H96ZM139 249H141V251H144V252H141L140 251V253H138V250ZM168 249V250H167ZM219 249V250H218ZM233 249V250H232ZM248 249V250H247ZM27 251L28 252V254H27V252H24V251ZM31 250H33V251H31ZM40 250H41V255H39V253H40ZM54 250V251H53ZM59 250V251H60ZM67 250V251H66ZM83 250H85V251H83ZM90 250H92V252L94 251V253H91V251ZM117 250V251H116ZM136 250H137V252H136ZM147 250H148V255H146L147 253ZM151 250H153L152 252H150L149 253V251H151ZM157 250V251H156ZM161 252H160V251ZM213 250V251H212ZM237 250V251H236ZM255 250V251H254ZM22 253H21V252ZM32 252L31 254H33V255H31L30 254V252ZM38 253H37V252ZM43 251V252H42ZM48 251V252H50V253H46V252ZM56 251V252H55ZM81 251V252H80ZM108 251V252H107ZM115 252V254L117 253V255H114V252ZM215 251V252H214ZM244 251V252H243ZM262 251V250H261ZM263 251H264V249H263ZM55 252V253H54ZM71 252H73V253H71ZM113 252V253H112ZM122 252V253H121ZM253 252H255V253H253ZM18 255H17V254ZM24 253V254H23ZM38 254V258L41 260V258H42V260L40 261L38 258H37V254ZM46 253V254H45ZM72 255H71V254ZM87 253V254H86ZM103 253H105V254H103ZM119 253V254H118ZM128 253V254H127ZM138 253V254H137ZM143 253H144V255H143ZM146 253V254H145ZM209 253H211V254H209ZM13 254L15 255V256H13ZM19 254H20V256H19ZM27 254V255H26ZM71 255V256H69V255ZM74 254V255H73ZM100 254V255H99ZM132 254V255H131ZM138 255V257H137V255ZM164 254V253H163ZM162 254V255H163ZM209 254V255H208ZM214 254V255H213ZM227 254V255H226ZM257 254V253H256ZM21 255H22V257H21ZM26 255V256H25ZM30 255V256H29ZM44 255V256H43ZM106 255V256H105ZM120 256V258H122V260H119L118 261V259H120V258H117V257H119ZM125 255V256H124ZM140 255H141V257H143V258H140ZM143 255V256H142ZM224 255V256H223ZM32 256V257H31ZM35 256V257H34ZM109 256V257H108ZM112 256H114V257H112ZM210 256V257H209ZM25 257H26V259H25ZM29 257V258H28ZM72 257V258H71ZM97 257V258H96ZM108 257V258H107ZM112 257V258H111ZM226 257V258H225ZM254 257H255V255H254ZM254 257H253V259H254ZM12 258H13V260H12ZM18 258V259H17ZM20 258V259H19ZM51 258H52V260H51ZM54 258V259H53ZM62 258V259H61ZM81 258V259H80ZM90 258H91V260H90ZM95 260H94V259ZM99 258V259H98ZM115 259V261H113L114 259ZM3 259H5V260H3ZM35 259V260H34ZM39 260V262H37L38 260ZM57 259H59L60 260V262L59 261H57ZM71 259H73V260H71ZM77 259V260H76ZM3 260V261H2ZM16 260V261H15ZM18 260V261H17ZM24 260V261H23ZM79 260H81V261H79ZM254 260H256V261H253L254 262V264H260V263H258L259 261H261L260 259H259V261H257V259H254ZM36 261V262H35ZM62 261V262H61ZM79 261V262H78ZM83 261V263H80V262H82ZM238 261V262H237ZM251 261V262H250ZM16 262V263H15ZM43 262V263H44ZM116 262V263H115ZM118 262V263H117ZM146 262V263H145ZM233 262V263H232ZM43 263H41V264H43ZM44 263V264H45ZM54 263V262H53ZM52 263V264H53ZM54 263V264H55ZM90 264H92V262L90 263Z\"/></svg>",
	"mask_w": 264,
	"mask_h": 264
},
{
	"label": "bare ground",
	"instance_id": "6f19581e",
	"mask_svg": "<svg viewBox=\"0 0 264 264\" xmlns=\"http://www.w3.org/2000/svg\"><path fill=\"white\" fill-rule=\"evenodd\" d=\"M23 1H24V0L21 1L22 4L20 3L22 6H23L24 2H25V1H26V2H25V4H24L23 8H21V9H23V10H20V11L25 12L26 15H24V13H22V15H21V12L18 11V9H16V8H13V10L10 9V10H11L10 12L7 11V15H4V16H5L4 18H3V16L0 15V16H1V20H0V21L2 22V23L0 22V28H1V30H4L5 32L8 31L7 33H5L4 31H3V32L0 31V35H3V34H1V33H4V35H15L16 33H18V31L15 32V31H16L15 29H14V31H13V28H14L15 26H16L15 28L18 29V28H23V26H28V25H29L30 20H31V18H32V16H30V15H31L30 13H31V11H33V8H35V7L38 6V5H35L36 2L34 3L33 0H25L24 2H23ZM42 1H43V3L45 2V4H44L45 6H49V4H50V5H51V4L53 5V2H54V5L57 4V3L55 4V1H54V0H42ZM130 1H131V0H105V2H99V4H96V6H97L96 8L98 9V11L95 10L96 13H95L94 15H92V14L89 15V14H90V13H89V14H87V15H82V16H80L79 18H77V19H78V23H77V24L80 26V28H79L80 31H79V33H77V35L74 34V33H75V32H74V33H73V36L71 35V37H70V35H69L68 33H66L67 35H64L65 33H64V34H63V33L60 34L62 31H61V32H57V31H56L57 34H60V36H62V35H64V36H62V37L60 38V36L57 35V36H59V41H58V39H57V41H58V45H57V46H58V49H59V50H57V46L55 45L57 42H56L55 44L53 43L54 45L51 44V47H54V46H55V47H54V48L56 49L55 52L59 51V52L61 53V52H63V51L65 50V49L63 50V46H64L66 43L69 44V46H72V47H74V48H78V47L82 46V44H83V43L86 41V39L90 36V35H88V34L86 33V30L89 29V27H90L91 25L95 24L99 19H101V18H105L106 16L109 18V17L112 16V15H115V14H118V15H119L120 13H124V12H122V11L125 10V8L127 7L128 4H130ZM193 1H194V0H193ZM229 1H231V0H225V2H229ZM246 1H247V0H246ZM259 1H260V0H259ZM259 1H254V2H255V5L259 4ZM262 1H264V0H262ZM262 1H261V2H262ZM1 2H2V1H1ZM17 2H18V5H19V0H18ZM40 2H41V1H40ZM79 2H80V1H79ZM94 2H95V1H94ZM143 2H144V1H143ZM165 2H166V0H165L164 2H162L161 4L159 3V4H160V7H161V6H162V7H165V5L167 4V3L165 4ZM176 2H177V1H176ZM199 2H200V1H199ZM217 2H219V1H217ZM225 2H224V3H225ZM251 2H252V1H251ZM254 2H252V4H253ZM257 2H258V3H257ZM38 3H39V1H38ZM84 3H85V2H84ZM84 3H83V4H84ZM86 3H87V1H86ZM149 3H150V2H149ZM170 3H171V2H170ZM170 3H169L168 5H170ZM256 3H257V4H256ZM262 3H263V2H262ZM6 4H7V3H6ZM132 4H133V3H132ZM138 4H139V3H138ZM213 4H214V2H213ZM215 4H216V3H215ZM247 4H248V3H247ZM252 4H250V5H252ZM7 5H8V4H7ZM34 5H35V7H34ZM39 5H40V4H39ZM52 5H51V6H52ZM187 5H188V4H187ZM189 5H191V4H189ZM200 5H201V4H200ZM200 5H199V6H200ZM211 5H212V4H211ZM16 6H17V5H16ZM16 6H14V7H16ZM19 6H20V5H19ZM22 6H20V7H22ZM76 6H77V5H76ZM135 6H136V5H135ZM144 6H145V4H144ZM166 6H167V5H166ZM199 6H198V7H199ZM248 6H249V5H247L246 7H248ZM257 6H258V5H257ZM57 7H58V6H56L55 8H57ZM89 7H90V5H89ZM129 7H130V6H129ZM149 7H150V6H149ZM156 7H157V6H156ZM156 7H155V8H156ZM175 7H176V6H175ZM180 7H181V6H180ZM219 7L221 8L222 6L220 5ZM219 7L217 6L218 9H219ZM246 7H245L244 9H246ZM259 7H260V6H259ZM150 8H151V7H150ZM217 8H216V9H217ZM248 8H250V6H249ZM252 8H253V7H252ZM1 9H3V8H1ZM19 9H20V8H19ZM42 9H43V8H42ZM179 9H180V8H179ZM191 9H193V7H191ZM206 9H207V8H206ZM5 10H6V9H5ZM7 10H8V8H7ZM24 10H25V11H24ZM48 10H49V9H48ZM52 10H54V9H52ZM58 10H59V9H58ZM140 10H141V9H140ZM162 10H163V9H162ZM26 11H30V13L28 12V13H29V14H28ZM38 11H39V10H38ZM146 11H147V10H146ZM151 11H152V10H151ZM163 11H164V10H163ZM195 11H196V10H195ZM218 11H219V10H218ZM4 12H5V11H4ZM4 12H3V14H5ZM45 12H46V11H45ZM125 12H126V11H125ZM164 12H166V11H164ZM167 12H168V14H169V11H167ZM173 12L175 13V11H173ZM180 12H181V11H180ZM183 12H184V11H183ZM193 12H194V11H193ZM246 12H247V11H246ZM50 13H51V12H50ZM91 13H92V12H91ZM127 13H128V12H127ZM139 13H140V12H139ZM149 13H150V12H149ZM152 13H153V12H152ZM181 13H182V12H181ZM255 13H257V12H255ZM263 13H264V12H263ZM45 14H47V13H45ZM51 14H52V13H51ZM61 14H62V11H61ZM75 14H76V13H75ZM78 14H79V13H78ZM160 14H161V13H160ZM172 14H173V13H172ZM178 14H180V13L178 12ZM194 14H195V13H194ZM205 14H206V13H205ZM207 14H208V13H207ZM242 14H243V13H242ZM43 15H44V14H43ZM52 15H53V14H52ZM58 15L60 16V14H58ZM122 15H124V14H122ZM132 15H133V14H132ZM145 15H146V14H145ZM163 15H164V14H163ZM173 15H174V14H173ZM175 15L177 16V14H175ZM175 15H174V16H175ZM182 15H184V14H182ZM36 16H37V15H36ZM103 16H105V17H103ZM139 16H140V15H139ZM147 16H148V15H147ZM157 16H158V15H157ZM184 16H185V15H184ZM240 16H241V15H240ZM249 16H251V15H249ZM42 17H43V16H42ZM45 17H47V16L45 15ZM117 17H118V16H117ZM136 17H137V16H136ZM178 17H179V16H178ZM203 17H205V16H203ZM247 17H248V16H247ZM43 18H44V17H43ZM120 18H121V17H120ZM133 18H134V16H133ZM170 18H171V17H170ZM174 18H175V17H174ZM174 18H173V19H174ZM245 18H246V17H245ZM142 19H143V18H142ZM161 19H162V18H161ZM171 19H172V18H171ZM180 19H181V18H180ZM180 19H179V20H180ZM205 19H207V17H206ZM208 19H209V18H208ZM230 19H231V18H230ZM34 20H35V19H34ZM44 20H45V18H44ZM46 20H47V19H46ZM46 20H45V21H46ZM138 20H139V19H138ZM228 20H229V19H228ZM31 21H32V20H31ZM104 21H105V20H104ZM144 21H145V20H144ZM147 21H148V20H147ZM151 21H152V20H151ZM165 21H166V20H165ZM180 21H181V20H180ZM202 21H204V20H202ZM231 21H232V20H230V21H228V22H231ZM18 22H19L20 24H18ZM35 22H36V21H35ZM118 22H119V21H118ZM127 22H128V21H127ZM131 22H133V26H135V25H134V22H136V21L134 20V21H131ZM131 22L129 21L130 24H131ZM156 22H158V21H156ZM163 22H164V20H163ZM175 22H176V21H175ZM184 22H185V21H184ZM196 22H197V21H196ZM228 22H227V23H228ZM15 23H17V24H15ZM21 23H22V25H21ZM31 23H33V22H31ZM136 23H137V22H136ZM167 23H168V21H167ZM185 23H186V22H185ZM185 23H184V24H185ZM225 23H226V22H225ZM227 23H226V24H227ZM234 23H235V21H234ZM234 23H233V24H234ZM27 24H28V25H27ZM65 24H66V23H65ZM77 24L75 25V23H74L75 26H78ZM155 24H156V23H155ZM162 24H163V23H162ZM165 24H166V23H165ZM188 24H189V23H188ZM197 24H198V23H197ZM201 24H203V23H201ZM204 24H205V22H204ZM212 24H213V23H212ZM233 24H232V25H233ZM19 25H20V26H19ZM74 25H73V26H74ZM131 25H132V24H131ZM140 25H141V24H140ZM210 25H211V23H210ZM224 25H225V24H223V29H225V28H224ZM228 25H229V24H228ZM232 25H231L230 28H232ZM241 25H242V24H241ZM31 26H32V25H31ZM63 26H64V25H63ZM69 26H71V25H69ZM121 26H122V25H121ZM133 26H132V27H133ZM184 26H186V24H185ZM196 26H197V25H196ZM225 26H226V25H225ZM233 26H235V25H233ZM119 27H120V25H119ZM174 27H175V26H174ZM200 27H201V25H200ZM244 27H245V25H244ZM244 27H243V28H244ZM247 27H248V24H247ZM261 27H262V26H261ZM28 28H29V27H28ZM28 28H27V29H28ZM39 28H41V27H39ZM54 28H55V27H54ZM91 28H92V27H91ZM188 28H189V27H188ZM192 28H193V27H192ZM218 28H219V27H218ZM68 29H69V28H68ZM117 29H118V31L120 30L118 27H117ZM173 29H174V28H173ZM177 29H178V28H177ZM216 29H217V28H216ZM245 29H246V28H245ZM20 30H21V29H20ZM48 30H49V29H48ZM114 30H115V29H114ZM122 30H123V29H122ZM122 30H120V31H122ZM124 30L126 31V29H124ZM184 30H185V29H184ZM225 30H226V29H225ZM225 30H224V31H225ZM23 31H24V30H23ZM41 31H42V30H41ZM46 31H47V30H46ZM64 31H66L65 28H64ZM64 31H63V32H64ZM88 31H89V30H88ZM91 31H92V30H91ZM96 31H97V30H96ZM120 31H119V33H121ZM231 31H232V30H231ZM246 31H249V30L246 29ZM13 32H14L15 34H14ZM26 32H27V31H26ZM29 32H31V31L29 30ZM39 32H40V31H39ZM51 32H52V29H51ZM116 32H117V31H116ZM144 32H145V31H144ZM242 32H243V29H242ZM249 32H250V31H249ZM249 32H248V33H249ZM251 32H253V31H251ZM23 33H24V32H23ZM27 33H28V32H27ZM53 33H54V32H53ZM104 33H105V32H104ZM185 33H186V32H185ZM198 33H199V32H198ZM227 33H228V32H227ZM55 34H56V33H55ZM71 34H72V33H71ZM89 34H90V33H89ZM122 34H123V33H122ZM145 34H146V33H145ZM145 34H144V36H145ZM152 34L154 35V33H152ZM152 34H150V36H151ZM208 34H209V33H208ZM233 34H234V33H233ZM233 34H232V35H233ZM23 35H24V34H23ZM23 35H22V38H23ZM31 35H32V34H31ZM74 35H75V36H78V37L75 38ZM87 35H88V37H87ZM101 35H102V33H101ZM106 35H107V37H105L106 39L114 40V39H112L113 37H115V36H114V35H115L114 32H113V33H108V34H106ZM116 35H117V33H116ZM123 35H124V34H123ZM147 35H149V34L147 33ZM202 35H203V34H202ZM213 35H214V34H213ZM220 35H221V34H220ZM239 35H240V34H239ZM27 36H28V35H27ZM27 36H24V37H26V38H29V37H30V36H28V37H27ZM47 36H48V35H47ZM52 36H56V35H52ZM52 36H50V37H52ZM91 36H92V35H91ZM119 36H120V34H119ZM119 36H117V37H119ZM128 36H129V35H128ZM142 36H143V35H142ZM182 36H183V35H182ZM249 36H250V35H249ZM262 36H263V35H262ZM1 37H2V36H1ZM8 37H9V36H8ZM8 37H7V38H8ZM20 37H21V36H20ZM100 37H101V36H100ZM134 37H135V36H134ZM147 37H149V36H147ZM184 37H185V36H184ZM206 37H208V36H206ZM230 37H231V36H226V37H225V40H228V38H229L230 41H233V42H234V40H231V38H234V36L231 37V38H230ZM247 37H248V36H247ZM11 38H12V37H11ZM18 38H19V37H18ZM22 38H21V39H22ZM92 38H94V36H92ZM97 38H98V36H97ZM127 38H128V37H127ZM142 38H143V37H142ZM142 38H141V39H142ZM160 38H161V37H160ZM182 38H183V37H182ZM185 38H186V37H185ZM185 38H183V39L181 40L182 43H183V40H184V43H188V44H190V46H191L190 41H188L187 38H186V39H185ZM223 38H224V36H223ZM226 38H227V39H226ZM236 38H237V37H236ZM30 39H32V37H30ZM60 39H61V40H60ZM90 39H91V38H90ZM99 39H100V38H99ZM117 39H118V38H117ZM122 39H123V38H122ZM133 39H134V38H133ZM220 39L222 40V37H221ZM237 39H238V38H237ZM19 40H20V39H19ZM24 40H25V38H23V40L21 41V43H19V46H18V47H17L18 44L16 45L17 41H15V40H9V39H8V41H5V42H4L5 45L2 43V40H1L0 42L3 44V46H6V47H3V48H2L3 50H6L8 47H11V46H14V45H15V46L17 47V48H14V49L16 50V52H17L19 55H20L19 52L23 53V54H21L20 56L15 57V59L25 60L24 58L28 59V56L31 55V54L27 55L26 52H27L28 50H27L26 48H27V46H28L29 43H33V42H32V41L30 42V41H28V40H27V41H24ZM88 40H89V39H88ZM104 40H105V39H104ZM127 40H128V39H127ZM168 40H170V39H168ZM185 40H187V42H186ZM225 40H223V42H224ZM253 40H255V39H253ZM105 41H107V40H105ZM119 41H120V40H119ZM132 41H133V40H132ZM136 41H137V40H136ZM138 41H140V40H138ZM160 41H161V40H160ZM181 41H180V42H181ZM219 41H220V40H219ZM230 41H229V42H230ZM236 41H237V40H236ZM42 42H43V41H42ZM103 42H104V41H103ZM107 42H108V41H107ZM121 42H124V41H121ZM134 42H135V41H134ZM180 42L178 41V43H180ZM194 42H195V40H194ZM194 42L192 43V45H194V44L196 43V42H195V43H194ZM216 42H217V41H216ZM223 42H222V43H223ZM226 42H227V41H226ZM226 42H224L223 44L225 45ZM233 42H231V44H232ZM250 42H251V41H250ZM257 42H258V41H257ZM1 43H0V45H1ZM43 43H44V42H43ZM86 43H87V42H86ZM113 43H114V41H113ZM117 43H118V42H117ZM135 43H136V42H135ZM140 43H141V41H140ZM217 43H218V42H217ZM251 43H252V42H251ZM188 44H186V45L189 47ZM204 44H205V43H204ZM211 44H212V43H211ZM213 44H214V43H213ZM215 44H216V43H215ZM219 44H220V43H219ZM219 44H218V46L216 45V48H217V47L222 48L223 50H221V51H222L223 53H222V54L219 53L218 58H215V59H212V60H210V59H211V58H210V59H209V62H211V65H212V61L217 62V60L219 61L220 58H222V57H224V56L227 57V55L231 54V53L229 52V48L226 49L227 51L225 52V50H224L225 47H224L223 45H222V47H220ZM227 44H228V43H227ZM254 44H255V43H254ZM31 45H32V44H30V46H28V47H31ZM52 45H53V46H52ZM107 45H108V44H107ZM113 45H115V44H113ZM127 45H128V43H127ZM186 45H183V47H182V45H181V47L178 46V47H176V50H177L178 48H180L181 50L184 48V49L186 50V49H188V48H186ZM236 45H237V44H236ZM236 45H235V43H233V46H232V47H234V46H236ZM67 46H68V45H67ZM69 46H68V47H69ZM120 46H122V45H120ZM146 46H147V45H146ZM194 46H196V45H194ZM194 46H192V48H193V52L195 53V51H194L195 47H194ZM197 46H198V45H197ZM197 46H196V47H197ZM205 46H206V45H205ZM226 46H227V45H226ZM245 46H246V45H245ZM32 47L35 48L36 46L33 45ZM44 47H45V46H44ZM48 47H49V46H48ZM88 47H89V46H88ZM90 47H91V46H90ZM90 47H89V48H90ZM105 47H106V46H105ZM117 47H118V46H117ZM199 47H200V46H199ZM208 47H210V46L208 45ZM230 47H231V46H230ZM232 47H231V50H233ZM0 48H1V47H0ZM5 48H6V49H5ZM18 48H19L20 50H19ZM84 48H85V47H84ZM158 48H160V47H158ZM158 48H157V50H158ZM213 48H214V47H213ZM216 48H215V53L218 54V53H217V50H218V49L216 50ZM249 48H250V46H249ZM249 48H248V49H249ZM258 48H259V46H258ZM25 49H26L27 51H26ZM37 49H38V48H37ZM55 49H53V50H55ZM81 49H82V47H81ZM95 49H96V48H95ZM102 49H103V48H102ZM109 49H110V48H109ZM115 49H116V47L114 48V50H115ZM130 49H133V47L130 48ZM160 49H161V48H160ZM198 49L200 50V48H198ZM198 49H197V50H198ZM206 49H207V48H206ZM208 49H209V48H208ZM246 49H247V48H246ZM17 50H18V51H17ZM51 50H52V49H51ZM111 50H113V49H111ZM111 50H110V51H111ZM114 50H113V51H114ZM119 50H120V49H119ZM163 50H165V49H163ZM163 50H162V51H163ZM167 50H168V49H167ZM171 50H172V49H171ZM176 50H175L174 52H177ZM185 50H183V51H185ZM35 51H36V50H35ZM68 51H69V50H68ZM115 51H116V50H115ZM120 51H121V50H120ZM132 51H133V50H132ZM132 51H131V53H132ZM158 51H159V50H158ZM186 51H187V50H186ZM189 51L191 52V53H189V55H191V58H192V59L190 58L191 61L193 60V63H194V61L197 62L198 60H195L196 57H194V56L192 55V50L190 49V47H189ZM209 51H210V50H209ZM240 51H241V50H240ZM245 51H246V50H245ZM251 51H252V50H250V53H251ZM46 52H47V51H46ZM59 52H57V53H59ZM64 52H65V51H64ZM101 52H103V51H101ZM101 52H100V53H101ZM124 52H125V51H124ZM174 52H173V53H174ZM197 52H199V51H197ZM205 52H206V50H205ZM210 52H213V51L211 50ZM231 52H234V51H231ZM255 52H256V51H255ZM28 53H29V52H28ZM52 53H53V52H52ZM82 53H83V52H82ZM157 53H158V52H157ZM184 53H185V52H184ZM184 53H183V54H184ZM64 54H65V53H64ZM64 54H63V55H64ZM71 54H72V53H71ZM103 54H104V53H103ZM118 54H120V52H119ZM185 54H186V53H185ZM196 54H198L197 57H199V55H201V54H205V53H200V52H199V53H196ZM247 54H248V53H247ZM252 54H253V53H252ZM6 55H7V54H6ZM54 55H55V54H54ZM104 55H106V54H104ZM189 55H188V57H189ZM45 56H46V55H45ZM49 56H50V55H49ZM113 56H114V55H113ZM159 56H161V55H159ZM159 56H157V57H159ZM162 56H164V55H162ZM165 56H166V55H165ZM165 56H164V58H165ZM171 56H172V55H171ZM253 56H254V54H253ZM29 57H30V56H29ZM42 57H43V56H42ZM65 57H66V56H65ZM107 57H108V56H107ZM202 57H203V56H202ZM246 57H247V56H246ZM103 58H104V57H103ZM212 58H213V57H212ZM224 58H225V57H224ZM11 59H12V58H11ZM11 59H10V60H11ZM92 59H93V58H92ZM104 59H106V58H104ZM104 59H103V60H104ZM162 59H163V58H162ZM185 59H186V57H185ZM12 60H13V59H12ZM98 60H99V59H98ZM107 60H108V59H107ZM131 60H132V59H131ZM155 60H158V59H155ZM163 60H164V59H163ZM186 60H187V59H186ZM222 60H223V58H222ZM224 60H225V59H224ZM238 60H239V59H238ZM251 60H252V59H251ZM15 61H16V60H15ZM25 61H26V60H25ZM43 61H44V60H43ZM91 61H92V60H91ZM110 61H111V60H110ZM123 61H124V60H123ZM133 61H134V60H133ZM148 61H150V63L152 62L151 59L148 60ZM220 61H221V60H220ZM220 61H219V63H220ZM225 61H227V60H225ZM17 62H18V61H17ZM37 62H38V61H37ZM51 62H52L53 64H56V63H57V61H56V63H55V60H54V61H50V62H48V64H47L48 68H49L50 66H52V68H55V66H54ZM68 62H69V61H68ZM107 62H108V61H107ZM107 62H106V63H107ZM117 62H118V61H117ZM127 62H129V59L127 60ZM164 62H165V61H164ZM185 62H186V61H185ZM199 62H201V61L199 60ZM222 62H223V61H222ZM230 62H231V61H230ZM232 62H233V61H232ZM248 62H249V61H248ZM254 62H255V61H254ZM3 63H4V62H3ZM7 63H8V62H7ZM59 63H60V61H59ZM81 63H82V62H81ZM86 63H87V61H86ZM86 63H84V64H86ZM97 63H98V62H97ZM100 63H101V62H99V65H100ZM113 63H114V62H113ZM113 63H112V64H113ZM115 63H116V62H115ZM115 63H114V64H115ZM120 63H121V62H119V64H120ZM148 63H149V62H148ZM152 63H153V62H152ZM165 63H166V62H165ZM207 63H208V62H207ZM225 63H226V62H225ZM258 63H260V62H258ZM93 64H94V63H93ZM112 64H111V65H112ZM117 64H118V63H117ZM117 64L115 65L116 67L119 66V65L117 66ZM135 64H136V63H135ZM205 64H206V63H205V61H204V64H203V65L206 67ZM217 64H218V63H217ZM223 64H224V63H223ZM238 64H239V63H238ZM262 64H263V63H262ZM0 65H2V64H0ZM14 65H15V64H14ZM20 65H21V64H20ZM59 65H60V64H59ZM59 65H58V66H59ZM81 65H83V64H81ZM81 65H80V66H81ZM96 65H97V64H96ZM96 65H95V66H96ZM104 65H105V64H104ZM128 65H129V64H128ZM157 65H158V64H157ZM208 65H210V64L208 63L207 66H208ZM213 65H214V64H213ZM221 65H222V64H221ZM225 65H226V64H225ZM235 65H236V64H235ZM249 65H250V64H249ZM263 65H264V64H263ZM5 66H7V65H4V67H3V65H2V66L0 67V81H1V82H4V83H6V82L9 83V82H12V81H14V80H17L16 83H20V84H18L19 87H21V88H26V86H24L25 84H24V83L22 84L23 81H26V76L23 74V72L21 71V69H18V71H17V70H14V69H17V68H13V67H11V69H10V68H8V66H7V67H5ZM53 66H54V67H53ZM74 66H76V65H74ZM112 66H114V65H112ZM120 66H121V65H120ZM153 66H154V65H153ZM194 66L197 67L196 64H195ZM194 66H193V68H195ZM215 66H216V65H215ZM219 66H220V64H219ZM226 66H227V65H226ZM253 66H254V65H253ZM45 67H46V66H45ZM84 67H85V66H84ZM89 67H90V66H89ZM158 67H159V66H158ZM213 67H214V66H213ZM220 67H221V66H220ZM241 67H242V66H241ZM241 67H240V68H236L238 72H239L238 69H241ZM261 67H262V66H261ZM23 68H24V67H23ZM40 68H41V67H40ZM50 68H51V67H50ZM111 68H112V67H111ZM118 68H120V67H118ZM121 68H122V67H121ZM121 68H120V69H121ZM169 68H170V67H169ZM207 68H208V67H206L205 69H207ZM218 68H219V67H218ZM218 68H217V69H218ZM251 68L253 69V67H251ZM251 68H250V69H251ZM42 69H44V68H42ZM175 69H176V68H175ZM212 69H213V68H212ZM223 69H224V68H223ZM234 69H235V68H234ZM243 69H244V68L242 67V70H243ZM250 69H249V71H250ZM19 70H20V71H19ZM23 70H24V69H23ZM33 70H34V69H33ZM65 70H66V69H65ZM83 70H84V69H83ZM90 70H91V69H90ZM111 70H112V69H111ZM126 70H127V69H126ZM208 70H209V68H208ZM208 70H207V71H208ZM246 70H247V69H246ZM246 70H244L246 73H245L244 71H240L239 73H236V74H233V75L231 74L233 77H232L231 80H228V81L231 82V83H229V82L227 81L226 85H227L228 87L226 86V91L228 90V88H229L230 86L234 89V91L232 90V91H233V92H232L231 89H230L231 87H230V88H229L230 91H227L228 93L225 91V93H227V95H228V94L230 95L231 93H234V92H235L236 95L240 96L241 93H242V91L244 90V89H243V85L246 87V85H247L246 83H249V82L251 83V80H247V77H248V76H247V75H248L247 73H248L249 71H246ZM257 70H260V69H257ZM31 71H32V70H31ZM41 71H42V70H41ZM59 71H60V69H59ZM87 71H88V70H87ZM92 71H93V72H92L93 76L91 75V73H89L91 76H90V78H88V81L85 79L87 82H84V81H83L84 83L81 82L80 85H79L78 83H77L78 85L76 84L75 81H76L78 78L75 80V78H73V76H72V74H71L72 72H71V73L68 72V74L66 73V75H64V80H62V78H60L58 75H57V76H58L63 82H65V84H68V85L71 84V83H72V85H73V84H76V85H77L76 91H77V92H80V91H81L80 88H82L83 86H85V84L89 85L90 87H92V86L94 87V86L97 85V82H98V81H96V79L98 78L97 75H99L100 73H103V71L101 72V70L99 71V69H95V70H92ZM105 71H106V70H105ZM109 71H110V69H109ZM128 71H129V70H128ZM173 71H174V70H173ZM173 71H172V73H171L172 75H173ZM175 71H176V70H175ZM177 71H178V70H177ZM209 71H210V70H209ZM212 71H213V70H212ZM215 71H217V70H215ZM221 71H222V70H221ZM223 71H224V70H223ZM225 71H226V70H225ZM225 71H224V72H225ZM253 71H254V70H253ZM34 72L36 73V71H34ZM43 72H44V71H43ZM81 72H83V71H81ZM107 72H108V71H107ZM110 72H111V71H110ZM115 72H116V71H115ZM131 72H132V71H131ZM210 72H211V71H210ZM213 72H214V71H213ZM232 72H233V71H232ZM234 72H236V71L234 70ZM32 73H33V72H32ZM45 73H46V72H45ZM73 73H74V72H73ZM133 73H134V72H133ZM140 73H141V72H140ZM214 73H215V72H214ZM253 73H254V72H253ZM38 74L42 75L41 72L38 73ZM47 74H48V73H47ZM76 74H77V73H76ZM148 74H149V73H148ZM169 74H170V73H169ZM182 74H183V73H182ZM195 74H196V73H195ZM208 74H209V73H208ZM208 74L206 73V75H208ZM215 74H216V73H215ZM215 74H214V75H215ZM259 74H260V73H259ZM29 75H31V74H29ZM45 75H46V74H45ZM80 75H81V74H80ZM105 75H106V72H105ZM157 75H158V74H157ZM162 75H163V74H162ZM203 75H204V74H203ZM206 75H205V76H206ZM217 75H218V74H217ZM231 75H230V76H231ZM249 75H250V74H249ZM253 75H254V74H253ZM256 75H258V71L256 72ZM260 75H261V74H260ZM37 76H38V75H37ZM46 76H47V75H46ZM101 76H102V75H101ZM212 76H213V75H212ZM215 76H216V75H215ZM228 76H229V75H228ZM230 76H229V77H230ZM250 76L252 77V74H251ZM250 76H249L248 78H251ZM258 76H259V75H258ZM258 76H257V77H258ZM263 76H264V75H263ZM33 77H34V76H33ZM33 77H32V78H33ZM35 77H36V75H35ZM61 77H62V76H61ZM136 77H137V76H136ZM140 77H141V76H140ZM156 77H157V76H156ZM202 77H203V76H202ZM208 77H210V76H208ZM208 77H207V78H208ZM37 78H39V76H38ZM37 78H36V79H37ZM40 78H42V77H40ZM152 78H153V77H152ZM158 78H159V77H158ZM207 78H206V79H207ZM210 78H211V77H210ZM215 78H216V77H214L213 80H215ZM259 78L261 79L262 77H259ZM33 79H34V78H33ZM46 79H47V78H46ZM82 79H83V78H82ZM139 79H140V78H139ZM159 79H160V78H159ZM173 79H174V78H173ZM218 79H221V78H217L216 81H217ZM235 79H236V83H237V84H236V83L232 84V82H233ZM251 79H252V78H251ZM253 79H254V78H253ZM253 79H252V81H253ZM262 79H263V78H262ZM43 80H44V78H43ZM43 80H42V81H43ZM48 80H49V79H48ZM48 80H47V85H48V83H50V81H51V80H50V81H48ZM55 80H56V79H55ZM61 80H57L56 84L59 83L58 81H60V82L62 83ZM80 80H81V79H80ZM115 80H116V79H115ZM127 80H128V79H127ZM157 80H158V79H157ZM213 80H212V82L214 83ZM221 80H223V79H221ZM221 80H220V81H221ZM224 80H225V79H224ZM256 80H257V78L254 79L255 82H256ZM258 80H259V79H258ZM44 81H46V80H44ZM53 81H54V80H53ZM125 81H126V80H125ZM129 81H130V80H129ZM139 81H140V80H139ZM162 81H163V77H162ZM201 81H203V80H201ZM208 81H209V80H208ZM216 81H215V83H216ZM248 81H249V82H248ZM37 82L39 83L38 80L36 81V83H37ZM51 82H52V81H51ZM93 82H94V83L96 82V85H95V84L92 85ZM111 82H112V81H111ZM122 82H123V81H122ZM145 82H146V81H145ZM225 82H226V80H225ZM12 83H13V82H12ZM36 83L34 82V84H36ZM38 83H37V84H38ZM100 83H101V82H100ZM100 83H99V84H100ZM125 83H126V82H125ZM133 83H134V82H133ZM156 83H157L158 85H161V84H162V83H159V80L156 81ZM164 83H166V82H164ZM168 83L170 84V81L168 82V80H167V84H168ZM210 83H211V82H210ZM215 83H214V84H215ZM220 83H221V82H220ZM222 83L224 84V86H222V85H223ZM222 83L219 84V81H218V82H217V85H220V86H219V87L217 86L218 88H217V87H216V88H217V89H219L220 87H221V88H225V83H224V82H222ZM13 84H14V83H13ZM28 84H29V83H28ZM50 84H51V83H50ZM53 84H54V82H53ZM53 84H51V85L54 87L56 84H54V85H53ZM90 84H91V85H90ZM135 84H136V83H135ZM167 84H166V85H167ZM169 84H168V85H169ZM207 84H208V83H207ZM230 84H231V85H230ZM235 84H236L237 86H234ZM252 84L254 85L253 82H252ZM252 84H250V85L252 86ZM261 84H262V83H261ZM26 85H27V84H26ZM45 85H46V84H45ZM45 85L43 84L42 87L45 86ZM76 85H75V86H76ZM120 85H121V84H120ZM128 85H129V83H128ZM162 85H163V84H162ZM205 85H206V84H205ZM232 85H233L234 87H236V88H234ZM0 86H1V85H0ZM15 86H16V85H15ZM35 86H36V85H35ZM37 86H38L39 91H40V89H41L42 87L40 88V87H39V84H38ZM78 86H79V87H78ZM89 86H88V87H89ZM109 86H110V85H109ZM146 86H147V85H146ZM197 86H198V85H197ZM212 86H213V87L211 88V90H213V91H212L213 95L215 96V93H216L217 95H218V93H219L218 96L220 97L221 94H223V89H222V90L220 89V91H221V93H220V91H217V89L214 88V87L216 86V84H215V85H212ZM5 87H6V86H5ZM10 87L12 88V86H10ZM45 87H47V86H45ZM49 87H50V86H49ZM62 87H63V86H62ZM71 87H72V86H71ZM156 87H157V86H156ZM159 87H160V86H159ZM164 87H166V86L163 85L159 90L164 91V90H163ZM172 87H174V86H172ZM203 87H204V86H203ZM203 87H202V89H201L200 91H201V93H203V94L205 95V97H206V94H207L208 92H207L206 94H205V92H206V90H207L208 88H207V89L205 90V92H204V91H202V90H203ZM248 87H250V86H248ZM248 87H247V88H248ZM262 87H263V86H262ZM68 88H70V86H69ZM84 88H85V87H84ZM95 88H97V87H95ZM136 88H137V87H136ZM152 88H153V87H152ZM157 88H158V87H157ZM166 88H168V87H166ZM170 88H171V87H170ZM177 88H178V87H177ZM7 89H8V88H7ZM32 89H34L33 91H34L35 94H36V91H37L36 88L34 87V88H32ZM51 89H52V87H51ZM63 89H64V88H63ZM106 89H107V87H106ZM139 89H140V88H139ZM197 89H198V88H197ZM215 89H216V90H215ZM46 90H47V89H46ZM156 90H157V89H156ZM156 90H155V92H154V91L152 92L153 94L155 93V95H156V94H159V92H160L159 90H157V91H159V92H156ZM209 90H210V89H209ZM209 90H208V91H209ZM211 90H210V93H211ZM214 90L217 91L218 93L215 92ZM224 90H225V89H224ZM241 90H242V91H241ZM3 91H4V90H3ZM53 91H54V90H53ZM90 91H91V90H90ZM114 91H115V90H114ZM114 91H113V92H114ZM116 91H117V89H116ZM141 91H142V90H141ZM200 91H199V92H200ZM236 91H237V92H236ZM240 91H241V92H240ZM244 91H245V92H243V94L246 93V90H244ZM247 91H248V92H247V96H248V93H249L251 90L248 89ZM259 91H261V90H258V92H259ZM4 92H5V91H4ZM4 92H3V94H4ZM37 92H38V91H37ZM46 92H47V91H46ZM58 92H60V91H58ZM84 92H85V91H84ZM97 92H98V91H97ZM117 92H121V91H117ZM138 92H139V91H138ZM173 92H174V91H173ZM197 92H198V91H197ZM229 92H230V93H229ZM252 92H255V91H251V93H252ZM261 92H262V91H261ZM8 93H9V92H8ZM16 93H17V92H16ZM31 93H32V92H31ZM38 93H39V92H38ZM62 93H63V92H62ZM139 93H140V92H139ZM251 93H249V94H251ZM78 94H79V93H77V95H78ZM87 94H88V93H87ZM115 94H116V92H115ZM153 94H152L151 96H153ZM160 94H162V93H160ZM166 94H167V92H166ZM173 94H174V93H173ZM177 94H178V93H177ZM182 94H184V93H182ZM182 94H181L180 96H182ZM195 94H196V92H195ZM195 94H194V96H193V97H195V98H193V99H198V98H196V97H198V96H196L197 94H196V95H195ZM203 94H202V95H203ZM243 94H242V95H243ZM258 94H261V93H258ZM11 95H12V94H11ZM15 95H16V94H15ZM15 95H14V96L12 95V97H15ZM48 95H50V93H49ZM60 95H61V94H60ZM64 95H65V94H64ZM107 95H108V94H107ZM117 95H118V94H117ZM120 95H121V94H120ZM129 95H130V94H129ZM155 95H154V96H155ZM175 95H176V94H175ZM202 95H201V96H202ZM204 95H203V97H204ZM213 95L210 94L209 96L214 97ZM224 95H226V94H224ZM224 95H222V96H224ZM227 95H226V96H227ZM231 95H232V94H231ZM252 95H253V93H252ZM254 95H255V94H254ZM7 96H8V95H7ZM7 96H6V97H7ZM9 96H10V95H9ZM16 96L18 97L19 95H16ZM20 96H22V95H20ZM23 96H24V95H23ZM23 96H22V97H23ZM25 96H27V95H25ZM40 96H41V95H40ZM62 96H63V95H62ZM62 96H61V99H62ZM75 96H76V95H75ZM78 96H80V95H78ZM78 96H77V97H78ZM91 96H92V95H91ZM91 96H90V97H91ZM142 96H143V95H142ZM146 96H147V98H150L149 95H146ZM154 96H153V98H154ZM161 96H163V94H162ZM171 96H172V95H171ZM201 96L199 97L200 100H201V98H202ZM209 96H208V94H207V98H209ZM234 96H235V94H234ZM238 96H237V98H238ZM243 96L245 97V95H243ZM250 96H251V95H250ZM250 96H249V98H250ZM6 97H5V98H6ZM12 97H11V98H12ZM38 97H39V96H38ZM42 97H43V99H44L45 96H42ZM46 97H47V96H46ZM115 97H116L117 100H118L121 96H120L119 98H118L117 96H115ZM159 97H160V96H159ZM167 97L169 98V96H167ZM167 97H166L165 99H167ZM177 97H178V95L176 96V98H177ZM205 97H204L203 99H205ZM211 97H210V98H211ZM215 97H216V96H215ZM235 97H236V96H235ZM262 97H264V96H262ZM262 97H261V98H262ZM19 98L21 99V97H19ZM19 98H18V100H19ZM28 98H29V97H28ZM31 98H32V97H31ZM31 98H29V99L27 100V99H25V97H23V99H22V100H19L20 102H18V103H16V104H18V105L21 104V105H27V106H28L29 104L33 105L32 103H33L34 101L36 102V103L34 102V104H36V105H37L38 103H40V98H41V97H39V99H33V100H32ZM123 98H125V97H123ZM145 98H146V97H145ZM145 98L143 97V100H145ZM151 98H152V97H151ZM172 98H173V100H172ZM183 98H184V97H182V99H183ZM221 98H222V97H220V98H218V99L221 100ZM230 98H231V97L228 96V99L232 101V99H230ZM240 98H241V96L238 98L239 100L236 99L237 102H240L241 100H243V98H242L241 100H240ZM253 98H254V100H256V101L258 100V99H256L257 97H256V98L253 97ZM253 98L251 97L250 100H252ZM258 98H260V97H258ZM261 98H260V99H261ZM15 99L17 100L16 97H15ZM48 99H49V98H48ZM121 99H122V97H121ZM154 99H156V98H154ZM158 99H159V98H158ZM158 99H157V101H158ZM165 99H164V102L161 101V100H159V101H161V102L163 103V105H160V108H162L163 110H158L157 108H154V109L157 110L156 112L160 111V113H162V112L165 110V109L163 108V106H164V107H165V106H168V107L170 106V105H166V104H167L166 101H167L168 99H167V100H165ZM170 99H171L172 101L176 100V99L174 98V95H173L172 97H170ZM178 99H180V97H179ZM216 99H217V97H216ZM216 99H214V100H216ZM225 99H227V97H226ZM262 99H263V98H262ZM1 100H2V99H1ZM10 100H11V99H10ZM13 100H14V98H13ZM16 100H14V101H16ZM41 100H42V99H41ZM44 100H46V99H44ZM59 100H60V99H59ZM59 100H58V103H59ZM70 100L73 101V100L69 97V95L67 94V96H65V97L63 96V100L60 101V105H59V106H61L60 108H61L62 110H64L65 112H66V111L69 112V110L71 109V107H70V106H71V105H70ZM119 100H120V99H119ZM141 100H142V99H141ZM141 100H140V101H141ZM143 100H142V101H143ZM146 100H147V99H146ZM171 100H170V101H171ZM205 100H206V99H205ZM205 100H204V101H205ZM208 100H209V99H208ZM214 100H213V101H214ZM37 101H38V102H37ZM124 101H125V100H124ZM170 101H169V102L167 101L168 104H171ZM181 101H182V100L179 101L180 104L182 103ZM190 101H191V100H190ZM197 101H199V100H197ZM233 101L235 102L234 99H233ZM247 101H248V100H247ZM259 101H260V100H259ZM263 101H264V100H263ZM263 101H260V102H263ZM47 102H48V101H47ZM47 102H46L45 104L48 105L49 103H47ZM50 102H51V101H50ZM54 102H55V101H54ZM98 102H99V99H98ZM128 102H129V101H128ZM132 102H133V101H132ZM134 102H135L136 104H138L137 102H139V101H138V100H137V101L135 100ZM134 102H133V103H134ZM145 102H146V101H145ZM147 102L149 103V102H150V99H149ZM147 102H146V103H143V104L141 103V104H142V105H144V104H145V105H148ZM161 102H160V103H161ZM174 102H175V101H174ZM177 102H178V101H177ZM192 102H195V100H192L191 103H192ZM201 102L203 103V100H201L199 103L201 104ZM223 102H224V100H223ZM226 102H227V101H226ZM244 102H245V101H244ZM251 102H252V101H251ZM9 103H10V102H9ZM72 103H73V102H72ZM76 103H77V102H76ZM118 103H119V102H118ZM133 103H132L131 105H133ZM135 103H134V105H135V107L138 108V110H139V109H140V110H144V108H142L143 106L141 107V108H142V109H141V108L139 107V105H136ZM151 103H152V102H151ZM154 103H156V102H154ZM154 103H153V104H154ZM164 103H166V104H164ZM185 103H186V102H185ZM195 103H196V102H195ZM195 103H192V104L194 105ZM197 103H198V102H197ZM197 103H196V106H198ZM213 103H214V102H213ZM215 103H216V102H215ZM219 103L221 104V102H219ZM219 103H218V105H219ZM228 103H230V102H228ZM248 103H249V102H248ZM263 103H264V102H263ZM3 104H4V103H3ZM3 104H1V107H2ZM7 104H8V103H6L5 106H7ZM14 104H15V103H14ZM43 104H44V103H43ZM45 104H44V105H45ZM54 104H55V103H54ZM105 104H106V102H105ZM153 104H152V105H153ZM157 104H158V103H156L155 105L157 106ZM173 104H174V103H173ZM182 104H183V103H182ZM205 104L207 105V103H205ZM208 104H210V103H208ZM226 104H227V103H225V106H226ZM233 104H234V103H232V105H233ZM236 104H237V103H236ZM236 104H234V105H235L236 107L239 106L240 108H241V106H240V104H241V105H242V108H241V109H243V107H244V104H243V103L237 104L238 106H237ZM250 104H251V103H250ZM256 104H257V103H256ZM8 105H9V104H8ZM21 105H20V106H21ZM31 105H30V107H31ZM36 105H34V106H36ZM91 105H92V104H91ZM95 105H96V104H95ZM99 105H100V103H99ZM121 105H122V104H121ZM134 105H133L132 107H134ZM149 105H150V104H149ZM149 105H148V107H150ZM152 105H151V107H154V105H153V106H152ZM171 105H172V104H171ZM193 105H192V106H193ZM218 105H217V106H218ZM227 105H228V104H227ZM262 105H263V104H262ZM262 105H261V106H262ZM11 106H13V105H11ZM11 106H9V107H11ZM34 106H33V107H34ZM100 106L103 107L104 105L102 104V105H100ZM115 106H116V105H115ZM115 106H113V107H115ZM122 106H123V105H122ZM128 106H130V105H128ZM172 106H173V105H172ZM178 106L180 107L179 104H178ZM187 106H188V105H187ZM196 106H195V107H196ZM203 106H204V105H203ZM229 106H230V105H229ZM258 106H259V105H258ZM7 107H8V106H7ZM7 107H6V108H7ZM16 107H17V106H16ZM22 107H23V106H22ZM30 107H29V110H32L33 107H32V108H30ZM36 107H38V106H36ZM120 107H121V106H120ZM125 107L127 108V106H125ZM144 107H145V106H144ZM151 107L149 108L150 110H152ZM190 107H191V106H190ZM198 107H199V106H198ZM211 107H212V105H211ZM230 107H231V106H230ZM247 107H248V106H247ZM247 107H246V108H247ZM250 107H251V106H250ZM263 107H264V106H262V108H263ZM4 108H5V107H4ZM6 108H5V109H6ZM14 108H15V107H14ZM115 108H116V109H119L118 107H115ZM158 108H159V107H158ZM188 108H189V107H188ZM192 108H193V107H191L190 109H192ZM196 108H197V107H196ZM196 108H195V110H193L194 108H193L192 110H193V111H196V110H197ZM209 108H210V107H209ZM223 108H224V107H223ZM223 108L221 107V109H223ZM225 108H226V107H225ZM225 108H224V109H225ZM248 108H249V107H248ZM251 108H253V107H251ZM254 108H255V107H254ZM262 108L260 107V109H261L262 112H259V111H260L259 109H256V111L254 110V112H253V113H255V112H257V111L259 110V111L257 112L258 114H257V113H256V114H257L260 118H257L258 116H256L255 114H254V116H253V113H250L251 116L255 117V118L252 117V119H254L255 121L258 119V121L260 122L259 119H261V117L264 115V113H263V112H264V109H262ZM11 109H12V108H11ZM27 109H28V108H27ZM27 109H26V110H27ZM74 109H75V108H74ZM94 109H96V108L93 106V112L96 111V110H94ZM97 109H99V108H97ZM124 109H125V108H124ZM124 109H122V110L124 111ZM146 109H147V107H146ZM146 109H145V110H146ZM149 109H148L147 111H149ZM166 109H167V108H166ZM202 109H203V108H202ZM234 109H235V108H234ZM16 110H17V109H16ZM29 110H27V111H29ZM33 110H34V109H33ZM50 110H51V108H50ZM78 110H79V109H78ZM78 110H77V111H78ZM90 110H91V109H90ZM119 110H121V109H119ZM125 110H126V109H125ZM127 110H129V109L127 108ZM135 110H136V109H135ZM175 110H176V109H175ZM184 110H185V109H184ZM192 110H191V111H192ZM218 110H220V108H219ZM245 110H246V109H245ZM245 110H244V111H245ZM4 111H5V110H4ZM13 111H15V110H13ZM23 111H25V110H23ZM23 111H22V112H23ZM42 111H43V110H42ZM51 111H52V110H51ZM132 111H133V109H132L130 112H132ZM147 111H146V112H147ZM166 111H167V110H166ZM197 111H198V110H197ZM199 111H200V110H199ZM212 111H213V110H212ZM223 111H224V110H223ZM228 111H229V109L227 108V111H226V112L229 113ZM0 112H2V109H1ZM30 112H31V111H30ZM39 112H40V111H39ZM72 112H73V111H72ZM93 112H90L89 114L92 113L93 116H94L96 113L94 114ZM115 112H117V111H115ZM118 112H119V111H118ZM118 112H117V113H118ZM124 112H125V111H124ZM124 112H123V113H124ZM130 112H129V113H130ZM140 112H141V111H140ZM143 112L146 114L145 111H143ZM143 112H142V113H143ZM167 112H168V111H167ZM171 112H172V111H171ZM175 112H176V111H175ZM214 112H215V111H214ZM218 112H219V111H218ZM230 112H231V111H230ZM241 112H242L243 114H246V115H247L249 111H247V113H244L243 110H242ZM14 113H15V112H14ZM27 113H28V112H27ZM31 113H32V112H31ZM42 113H43V112H42ZM103 113H104V111H103ZM103 113H102V114H103ZM123 113H121V114H123ZM129 113H128V114H129ZM133 113H135V112H133ZM133 113H132V118H136V119H137L138 117L141 116V115L139 116V115L136 113V114H137V117H136L135 114H133ZM158 113H159V112H158ZM163 113H165V112H163ZM206 113H207V112H206ZM221 113H222V112H221ZM221 113H220V114H221ZM262 113H263V114H262ZM3 114H4V113H3ZM21 114H22V113H21ZM38 114H39V113H38ZM75 114H76V113H75ZM99 114H100V113H99ZM128 114H127V115H128ZM147 114H150V113H147ZM151 114H152V113H151ZM154 114H155V113H154ZM192 114H193V112H192ZM207 114H208V113H207ZM209 114H210V116H211V113H209ZM212 114L214 115V113H212ZM217 114H218V113H217ZM217 114H216V116H218ZM224 114H225V113H223L222 116H224ZM237 114H239V112H237ZM6 115L9 116L10 114H6ZM22 115H24V112H23ZM110 115H112V113H111ZM114 115H115V114H114ZM123 115L125 116V114H123ZM123 115H122V116H123ZM127 115H126V116H127ZM129 115L131 116V113H130ZM169 115H171V114H169ZM169 115H168V116H169ZM234 115H235V114H234ZM240 115H241V114H240ZM26 116H28V115L26 114ZM26 116H25V117H26ZM29 116H30V115H29ZM35 116H36V114H35ZM52 116H54V115H52ZM55 116H56V115H55ZM68 116H69V114H68ZM75 116H76V115H75ZM81 116H83V115H81ZM93 116H91V117H93ZM103 116H104V115H103ZM124 116H123V117H124ZM157 116H159V115H157ZM160 116H161V115H160ZM163 116H165V115H163ZM178 116H179V115H178ZM183 116H184V115L181 116L183 119H182L181 117H180V119H178V121L176 122L177 124L175 123V124H174V125H175L174 127L171 128V126H170V129H172V130L169 129V131H172V132L175 134V135H174L175 137H176L177 135H179V137L177 136L178 139L180 138V133H186V134L188 135L187 132H188L189 130L192 131L191 126H193V125H191V123H192L191 119H189V117L186 118V117H183ZM220 116H221V115H220ZM227 116H228V115H227ZM229 116H231V114H230ZM244 116H245V115H244ZM244 116H243V117H244ZM251 116H249V117H251ZM10 117H11V116H10ZM10 117H9V118H10ZM38 117H39V116H38ZM40 117H41V116H40ZM44 117H45V115H44ZM44 117H43V118H44ZM49 117H50V116H49ZM112 117H113V116H112ZM119 117H120V116H119ZM141 117L144 118L143 115H142ZM206 117H207V116H206ZM232 117H233V116H231V118H232ZM245 117H246V116H245ZM4 118H5V117H4ZM28 118H29L30 120H32V117H31V118L28 117ZM41 118H42V117H41ZM52 118H53V117H52ZM52 118H51V119H52ZM63 118H65V116H64ZM78 118H79V117H78ZM86 118H87V117H86ZM104 118H105V117H104ZM104 118H103V119H104ZM113 118H114V117H113ZM116 118H117V116H116ZM116 118H114V119H112V120H115ZM125 118H126V117H125ZM127 118H129V117L127 116ZM151 118L154 119V116H152ZM156 118L159 119V117H156ZM162 118H163V117H162ZM184 118L187 119V120H190V122L187 123V120H185L187 124L184 122L185 126L183 127V126H182V125H183V122H182V121L184 120ZM199 118H200V117H199ZM209 118H210V117H209ZM211 118H212V117H211ZM217 118H218V117H216V119H217ZM224 118L226 119L225 116H224ZM231 118H230V119H231ZM241 118H242V117H241ZM262 118H264V117H262ZM37 119H39V118H37ZM48 119H49V118H48ZM53 119H54V118H53ZM57 119H58V118H57ZM75 119H77V118H75ZM75 119H74V120H75ZM79 119H80V118H79ZM120 119H121V118H120ZM136 119H135V120H136ZM147 119H148V118H147ZM147 119H146V120H147ZM149 119H150V118H149ZM172 119H173V118H172ZM202 119H203V118H202ZM219 119H220V118H218V120H219ZM221 119H222V118H221ZM221 119H220V120H221ZM232 119H234V118H232ZM252 119H251V121H252ZM23 120H24V119H23ZM23 120H22V121H23ZM67 120H69V119H67ZM67 120H63L62 124L65 123L64 121L67 122ZM70 120H71V119H70ZM70 120H69V122H68L69 125H70V123H71ZM105 120H107V118H106ZM164 120H165V122H166V119H164ZM181 120H182V121H181ZM195 120H196V119H195ZM195 120H193V121H195ZM203 120H204V119H203ZM213 120H215V118L212 119V121H213ZM218 120H217V122H218ZM220 120H219V122H220ZM223 120H224V119H223ZM242 120H243V122H241L242 124H243L244 122H245V123L247 122L246 124L244 123V125H247L248 127L251 126V129H252V122H253V121L251 122L250 120H249V121H246V120L244 121V119H242ZM10 121H11V120H10ZM18 121H19V120H18ZM22 121H21V122H22ZM34 121H35V120H34ZM80 121H81V120H80ZM86 121H87V120H86ZM86 121H84V123H85ZM138 121H139V120H138ZM141 121H142V120H141ZM154 121H155V120H154ZM159 121H160V120H159ZM206 121H207V120H206ZM221 121H222V120H221ZM228 121H229V120H228ZM228 121H227V122H228ZM258 121H256L257 124H258ZM261 121H262L261 124L263 125V124H264L263 119H262ZM3 122H5V121H3ZM15 122H16V121H15ZM19 122H20V121H19ZM19 122H18L17 124H19ZM21 122H20V123H21ZM49 122H50V121H49ZM58 122H59V121H58ZM75 122H76V121H75ZM82 122H83V120H82ZM82 122H81V123H82ZM94 122H95V121H94ZM103 122H104V121H103ZM111 122L113 123V121H111ZM126 122H127V121H126ZM149 122H150V121H149ZM155 122H156V121H155ZM157 122H158V120H157ZM163 122H164V121H163ZM165 122H164V123H165ZM199 122H201V121H199ZM208 122H209V121H208ZM213 122H214V121H213ZM215 122H216V120H215ZM215 122H214V123H215ZM219 122H218V123H219ZM222 122H223V121H222ZM231 122H232V121H231ZM248 122H250V125H249ZM37 123H38V122H37ZM41 123H42V122H41ZM45 123H46V122H45ZM68 123H67V124H68ZM128 123L130 124V122H128ZM140 123H141V122H140ZM145 123H146V125H147L148 122H145ZM151 123L153 124V122H150V123H148V124H151ZM159 123H160V122H158L157 124H159ZM179 123H180V124L182 123L181 126H182L183 128L180 127V128H181V129H180V128H179L180 125H179L178 127H176V125H178ZM193 123H194V122H193ZM202 123H203V122H202ZM210 123H211V120H210ZM220 123H221V122H220ZM223 123H224V122H223ZM228 123H230V121H229ZM241 123L238 125V127L241 125ZM3 124H4V123H3ZM6 124H7V123H6ZM24 124H25V123H23V125H24ZM51 124H54V123H51ZM58 124H60V123H58ZM82 124H83V123H82ZM82 124H79V125H82ZM88 124H89V123H88ZM122 124H123V123H122ZM122 124H121V125H122ZM132 124H133V123H132ZM152 124H151V126H152ZM155 124H156V123H155ZM162 124H163V123H162ZM194 124H195V123H194ZM200 124H201V123H200ZM203 124H204V123H203ZM208 124H209V123H208ZM233 124H234V120H233ZM254 124H256V123H254ZM14 125H15V124H14ZM46 125H47V124H46ZM71 125H72V124H71ZM118 125H119V124H118ZM124 125H125V124H124ZM153 125H154V124H153ZM196 125H198V124H196ZM205 125H206V124H205ZM212 125H214V124L212 123ZM217 125H218V124H217ZM220 125H222V124H220ZM220 125H218V126H220ZM224 125H225V124H224ZM224 125H222V126H224ZM226 125H227V124H226ZM226 125H225V126H226ZM230 125L232 126V124H230ZM236 125H237V124H236ZM236 125H235V126H236ZM258 125H260V124H258ZM262 125L259 126L260 129H261L262 127H264V125H263V126H262ZM4 126H5V124H4ZM15 126H16V125H15ZM76 126H77V125H76ZM85 126H86V124H85ZM87 126H88V125H87ZM105 126H106V125H105ZM119 126H120V125H119ZM131 126H132V125H131ZM136 126H137V125H136ZM148 126H149V125H148ZM155 126H158V125H155ZM198 126H199V125H198ZM206 126H208V125H206ZM222 126H220V127L223 128ZM235 126H234V127H235ZM55 127H57V126H55ZM63 127H65V126H63ZM79 127H80V126H79ZM79 127H78V128H79ZM81 127H82V126H81ZM88 127H89V126H88ZM137 127H138V126H137ZM142 127H145V124H144V126H142ZM161 127H165V124L162 125ZM194 127H195V126H194ZM199 127H200V126H199ZM201 127H202V126H201ZM203 127H204V126H203ZM208 127H209V126H208ZM210 127H212V128H210V129L207 128V131H208V130L211 131V130H213V129H214V130L216 129V127H215V128H213V126H210ZM238 127H237V128H238ZM242 127H244V126L242 125L240 128H242ZM248 127L245 126L244 128H248ZM254 127L256 128L257 126H254ZM9 128H10V127H9ZM23 128H25V127H23ZM50 128H51V127H50ZM53 128H54V127H53ZM58 128H59V127H58ZM58 128H57V129H58ZM68 128H69V127H68ZM86 128H87V127H86ZM101 128H102V127H101ZM124 128H125V127H124ZM130 128H131V127H130ZM133 128H134V127H133ZM133 128H132V130H133ZM151 128H152V127H151ZM154 128H155V127H154ZM165 128H166V127H165ZM165 128H164V129L162 128V130L167 131V129H165ZM176 128L179 129V131H178ZM195 128H196V127H195ZM224 128H225V127H224ZM226 128H228V127H226ZM226 128H225V129H226ZM237 128H235L236 131L239 130V129H237ZM249 128H250V127H249ZM249 128H248L247 130H249ZM20 129H21V127L18 128V133L16 132V134L22 136V135H23V131L20 130ZM35 129H36V128H35ZM47 129H48V128H47ZM71 129H72V128H71ZM97 129H98V127H97ZM105 129H106V127H105ZM145 129H146V128H145ZM147 129H149V128H147ZM147 129H146V130H147ZM175 129L179 132V134H178V132H177ZM199 129H200V128H199ZM202 129H203V128H202ZM228 129H229V128H228ZM231 129H233V128H230V130H231ZM3 130H5V129H3ZM16 130H17V128H16ZM30 130H31V129H30ZM48 130H50V129H48ZM55 130H56V129H55ZM55 130H54V131H55ZM63 130H64V129H63ZM65 130H66V129H65ZM80 130H81V129H80ZM99 130H102V129L99 128ZM106 130H107V129H106ZM116 130H117V129H116ZM132 130H131V131H132ZM134 130H135V129H134ZM138 130H139V131H138V134L140 135L139 132H141V130H140V129H138ZM150 130H151V131H150ZM150 130H149V132H152V131H153L152 133H154V134H152V135L150 134V135H148V136L145 134V138H144V139H146L145 142H149L147 146L150 145V148L144 147V144L146 145V143L143 142V143H142L143 146H137V147H138V148L141 147V150L144 149V151H143V150H142V151L139 150V152H137V151H138V150H137V151L135 152V153H137V155L133 152L132 154L134 155L135 158H138V159H139V157H140V159H142V158L145 159L144 157H146V159L144 160V161H146V160H147V156H146L147 154L149 155V157L151 156L150 154H153L152 156H154L155 152L157 151L155 148L158 149V148H161V147H162V146H161V147H154L155 144L152 142V141H155V142H156V145H157V142H158V141H156V139H158V137L160 138V135H158V137H157L156 139H155L154 135H155V134H159V133H161V131L158 132V131L156 130V128H155V130H152V129H150ZM200 130H201V129H200ZM218 130H219V129H218ZM230 130H228V131H230ZM235 130L233 129V131H235ZM253 130H254V128H253ZM5 131L8 132L9 130H5ZM24 131H25V130H24ZM58 131H59V129H58ZM83 131H84V130H83ZM87 131H88V130H87ZM119 131H120V130H119ZM135 131H136V130H135ZM143 131H144V130H143ZM143 131H142V132H143ZM147 131H148V130H147ZM165 131H163V134H164ZM175 131H176V133H175ZM196 131H197V128H196ZM196 131H192V132H195L193 135L196 134ZM201 131H203V130H201ZM205 131H206V130H205ZM209 131H208V132H209ZM215 131H216V130H215ZM215 131H213V132H215ZM220 131H222V130L220 129ZM220 131H219V132H220ZM243 131H244V130H241V132H243ZM258 131H260V130H258ZM52 132H53V131H52ZM101 132H102V131H101ZM101 132H100V133H101ZM107 132L110 133L111 131H107ZM114 132H115V131H114ZM120 132H121V131H120ZM122 132H123V131H122ZM142 132H141V133H142ZM144 132H145V131H144ZM144 132H143V133H144ZM156 132H157V133H156ZM216 132H217V131H216ZM219 132H217L215 136L221 134V137H220V136H219V137L222 138V137H223L222 132H221L220 134H218ZM241 132H240V133H241ZM255 132H256V131H255ZM8 133H9V132H8ZM88 133H89V132H88ZM104 133H105V132H104ZM112 133H113V132H112ZM112 133H110V135H109L108 137H110L111 135H113ZM129 133H130V132H129ZM166 133H167V132H166ZM173 133H172V134H173ZM198 133H199V130H198ZM234 133H236V132H234ZM245 133H246V132H245ZM247 133H248V132H247ZM249 133H251V131H250ZM252 133H253V132H252ZM252 133H251V136H252V137L255 136V138H256V134H257V132H256V134L254 133L255 135H253ZM258 133H259V132H258ZM261 133H262V131H261ZM4 134H5V133H4ZM9 134H10V133H9ZM45 134H46V132H45ZM77 134H78V133H77ZM90 134L93 135V136H92L93 138L95 137V136H94L95 133L93 134V132H92V133H90ZM90 134L88 135V137L90 136ZM118 134H119V133H118ZM122 134H123V133H122ZM124 134H125V133H124ZM131 134H132V132H131ZM133 134H134V133H133ZM133 134H132V135H133ZM136 134H137V133H136ZM136 134L133 135L134 138H135ZM138 134H137V137H139ZM147 134H148V132H147ZM170 134H171V132H170ZM176 134H177V135H176ZM189 134H190V131H189ZM200 134H203V133H200ZM205 134H206V133H205ZM209 134H210V133H209ZM209 134L207 133V136H209ZM212 134H213V133H212ZM223 134H225V133H223ZM29 135H30V134H29ZM31 135H32V134H31ZM34 135H35V134H34ZM85 135H86V134H85ZM97 135H98V133H97ZM99 135H100V134H99ZM99 135H98V136H99ZM115 135H117V134L115 133ZM141 135H142V134H141ZM164 135H165V134H164ZM182 135H183V134H181V138L183 139L184 136H182ZM184 135H185V134H184ZM187 135H186V136H187ZM203 135H204V134H203ZM203 135H202V136H203ZM210 135H211V134H210ZM213 135H214V134H213ZM213 135H211V137H212ZM226 135H227V134H226ZM226 135H225V136H226ZM5 136H7V135H5ZM59 136H60L61 138L63 137L62 134L59 135ZM75 136H76V135H75ZM118 136H119V135H118ZM152 136L154 137V139H152V138H153ZM165 136H166V135H165ZM189 136H190V135H189ZM196 136H198V134H196ZM202 136L199 135V138H201V141H204V142H205V140L202 138ZM207 136L205 135V137H207ZM225 136H224V137H225ZM227 136H228V135H227ZM229 136H230V135H229ZM232 136H233V134H232ZM234 136H235V135H234ZM234 136H233V137H234ZM238 136H239V135H238ZM244 136H245V135H244ZM249 136H250V134H249ZM257 136H258V135H257ZM23 137H24V136H23ZM55 137H56V136H55ZM77 137H78V136H77ZM77 137H76V138H77ZM88 137H87L86 139H84V140H87ZM101 137H102V139H104V138H103V137H104L103 135L100 136L99 138L101 139ZM119 137H120V136H119ZM140 137H141V136H140ZM143 137H144V136H142L141 139H142ZM151 137H152V138H151ZM166 137H167V136H166ZM172 137H173V136H172ZM193 137H194V136H193ZM209 137H210V136H209ZM233 137H232V139H233ZM252 137H250V138H252ZM259 137H260V136H259ZM259 137H258V138H259ZM261 137H263V136H261ZM12 138H13V137H12ZM61 138H60V140H61ZM63 138H65V137H63ZM81 138H83V137H81ZM84 138H85V136H84ZM93 138H92V139L89 138V140H90L91 142H90L89 144L87 143V144L89 145L88 148H89L91 145H92L91 147H94V146H95V144H94L93 142L96 141V138H95V139H93ZM105 138H106V137H105ZM110 138H111V137H110ZM128 138H129V135H128ZM134 138H133V139H134ZM162 138H165V137L162 136ZM170 138H171V136H170ZM181 138H180V139H181ZM185 138H187V137H185ZM190 138H191V137H190ZM195 138H196V137H195ZM217 138H218V136H217ZM217 138H216V139H217ZM235 138H236V137H235ZM244 138H245V137H244ZM248 138H249V137H248ZM248 138L246 137L245 139H248ZM250 138H249V139H250ZM255 138H254V139H255ZM258 138H256V140H257ZM40 139H41V138H40ZM48 139H49V138H48ZM50 139H51V137H50ZM57 139H58V138H57ZM139 139H140V138H139ZM141 139H140V141H141ZM168 139H169V138H168ZM168 139H166L165 141L162 140V142L160 141V143H162V144L164 143V144H165V142H166ZM174 139H175V138H173V140H174ZM180 139H179V141H180ZM188 139H189V138H188ZM196 139H198V138H196ZM202 139H203V140H202ZM209 139H210V138H209ZM209 139H208V141H209ZM216 139H215V140H216ZM227 139H228V138H225L224 140H227ZM238 139H239V138H238ZM249 139H248V140H249ZM5 140H6V139H5ZM60 140H59V141H60ZM69 140H70V138H69ZM74 140H76V139L74 138ZM92 140H93V141H92ZM97 140H98V139H97ZM114 140H115V139H114ZM128 140H129V139H128ZM130 140H131V139H130ZM160 140H161V139H160ZM171 140H172V139H171ZM171 140L169 139V140L167 141V143L169 144V141H171ZM184 140H185V139H183L182 141H184ZM191 140H192V139H191ZM215 140H214V142H215ZM218 140H219V139H218ZM224 140L222 139V141H224ZM234 140H235V142H236V139H234ZM248 140H247V141H248ZM258 140H259L260 142L263 141V139H261V140L258 139ZM258 140H257V141H258ZM17 141H18V140H17ZM30 141H32V140H30ZM51 141H53V140H51ZM76 141H77V140H76ZM78 141H79V140H78ZM78 141H77V142H78ZM104 141H105V140H104ZM111 141H112V140H111ZM135 141H136V140H135ZM142 141H144V140H142ZM179 141H178V142H179ZM182 141H181V142H182ZM186 141H187V140H186ZM197 141H199V139H198ZM201 141H200V142H201ZM206 141H207V140H206ZM208 141H207V144L209 143L210 145H209V144H208V145L205 144V145H206V146H209V147L212 146L211 143L213 142V139H212V138L210 139V141H212V142H210V141L208 142ZM222 141L220 142V140H219V142L222 144V147H223V145H224L223 143H224V142L222 143ZM228 141H229V140H228ZM230 141H231V140H230ZM239 141H240V140H239ZM241 141H242V140H241ZM241 141H240V142H241ZM250 141H251V140H250ZM259 141H258V142H259ZM4 142H5V141H4ZM4 142H3V143H4ZM7 142H8V141H7ZM48 142H49V140H48ZM55 142H56V140H54V143H55ZM72 142H73V140H72ZM77 142H76V143H77ZM137 142H138V140H137ZM151 142H152V143H151ZM171 142H172V141H171ZM173 142H174V141H173ZM173 142H172V143H173ZM178 142H177V144H178ZM181 142H180V144H181ZM194 142H196V141H194ZM200 142H199V143H200ZM214 142H213V143H214ZM226 142H227V141H226ZM248 142H249V141H248ZM54 143H53V144H54ZM63 143L65 144V142H63ZM70 143H71V141H69L68 144H70ZM74 143H75V142H74ZM74 143H73V144H74ZM80 143H82V142L80 141ZM95 143H97V141H96ZM102 143H103V142H102ZM121 143H123V142H121ZM135 143H136V142H135ZM160 143H158V146H159ZM167 143H166V144H167ZM175 143H176V142H175ZM184 143H185V141H184ZM189 143H190V142H189ZM191 143H192V142H191ZM213 143H212V144H213ZM217 143H218V142H217ZM228 143L231 144L230 142H228ZM228 143H226V144L228 145ZM241 143H243V141H242ZM251 143H252V142H251ZM262 143L264 144V142H261V144H260L261 146H262ZM35 144H36V143H35ZM68 144H67V145H68ZM77 144L79 145V143H77ZM87 144L85 143V144L83 145V147L87 146ZM93 144H94V146H93ZM100 144H101V142H100ZM105 144H109V143L106 142ZM105 144H104V145H105ZM139 144H141V142H139ZM152 144H153L154 149L156 150L155 152H154V150H153V147L151 148V145H152ZM170 144H171V143H170ZM173 144H174V143H173ZM173 144H171V145H173ZM185 144H186V143H185ZM201 144H203V142H202ZM221 144H220V145H221ZM234 144H235V143H234ZM236 144H237V146H238V143H236ZM236 144H235V146H236ZM245 144H246V143H245ZM248 144H250V143H248ZM257 144H258V143H257ZM9 145H10V144H9ZM9 145H8V146H9ZM65 145H66V144H65ZM67 145L65 146V148L67 147ZM71 145H72V144H71ZM78 145H76V147H78ZM129 145H130V144H129ZM218 145H219V144H218ZM250 145H251V144H250ZM252 145H253V144H252ZM8 146H7V147H8ZM11 146H12V145H11ZM19 146H20V145H19ZM30 146H31V145H30ZM68 146H69V145H68ZM72 146H74V145H72ZM98 146H100V145H98ZM106 146H107V145H106ZM106 146H105V147H106ZM110 146H111V145H110ZM112 146L115 147L114 144H112ZM116 146H118V145H116ZM123 146H124V144H123ZM184 146H185V145H184ZM199 146H200V145H199ZM201 146H202V145H201ZM215 146H217V144H215V145L213 146V148H211V147H210V148H211V149H214ZM230 146H231V145H230ZM242 146H244V143H243ZM245 146H246V145H245ZM254 146H255V147H254V149H255V148H256V145H254ZM31 147H32V146H31ZM69 147H70V146H69ZM80 147H81V146L79 145V148H80ZM83 147H82V149L80 148V150H84ZM91 147H90V148H91ZM113 147H112V148H113ZM126 147H128V145H127ZM126 147H125V149H126ZM142 147H143V148H142ZM163 147H165V146L163 145ZM166 147H167V146H166ZM173 147L175 148V146H173ZM176 147H177V146H176ZM180 147H181V146H180ZM188 147H189V145H188ZM192 147H193V145H192ZM192 147H190L191 150H192ZM196 147H197V146H195V148H194V147H193V148L196 149ZM231 147H233V145H232ZM246 147H248V146H246ZM40 148H41V147H40ZM70 148H71V147H70ZM79 148H77V149L74 148V149H75V150H79ZM94 148H95V147H94ZM107 148L110 149L109 147H106L105 149H106L107 151H108ZM115 148H117V147H115ZM131 148H132V147H131ZM131 148H130V149H131ZM138 148H137V149H138ZM167 148H168V147H167ZM177 148L179 149V147H177ZM229 148H230V147H229ZM235 148H236V147H235ZM237 148H238V147H237ZM249 148H250V147H249ZM251 148H252V147H251ZM34 149H35V148H34ZM60 149H61V148H60ZM96 149H97V150H96ZM96 149H95V150H91V151H92L91 154H92L94 151H95V154L99 151V150H98V147H97ZM105 149H104V151H105ZM117 149H119V147H118ZM122 149H123V148H122ZM145 149H146V150L148 149V150L145 151ZM150 149L152 150L153 153L150 151ZM171 149H172V148H170V150H171ZM178 149H177V150H178ZM194 149H193V151H194ZM197 149H198V148H197ZM203 149H204V147H202V150H203ZM211 149H210V150H211ZM217 149H219V150H217V152H218V151H221L220 149H222V148H217ZM254 149L252 150V152H254V153H251L250 149H247V150H249V152L251 153V154H250L249 152L246 151V152L248 153L247 155H249L247 158H249V159H246V157L243 155L244 153H239V155L242 154L241 157L243 158V160H247V161L251 160L253 157L256 156L257 158H259V162L256 161V163L258 162L259 164H261V161H260V160L262 159V157L260 158V157L258 156L260 153H255V152H257V151H254ZM36 150H38V149H36ZM41 150H42V149H41ZM58 150H59V148H58ZM58 150H57V152H58ZM68 150H69V148H68ZM70 150H71V149H70ZM85 150H86V148H85ZM101 150H102V149H101ZM119 150H120V149H119ZM134 150H135V149H134ZM158 150H159V152H160V153H158V154L161 155V157H160V156H159V157L163 159V157H162V156H163L162 151H160L161 149H158ZM177 150H176V151H177ZM187 150H188V149H187ZM189 150H190V149H189ZM200 150H201V149H200ZM224 150H225V149L222 150L223 153H225ZM226 150H228V149H226ZM239 150H240V145H239V149H238V151H239ZM260 150H262V149H260ZM33 151H34V150H33ZM61 151H62V150H61ZM73 151H74V150H73ZM86 151H87V150H86ZM116 151H117V150H116ZM122 151H123V150H121V152H122ZM132 151H133V150H132ZM163 151H164V154H165V150H164V149H163ZM167 151L169 152V149H167ZM172 151H173V150H172ZM176 151H175V152H176ZM195 151H196V150H195ZM206 151H207V150H206ZM206 151H205V152H206ZM214 151H215V149H214ZM2 152H3V151H2ZM11 152L13 153V151H11ZM19 152H21V151H19ZM41 152H42V151H41ZM59 152H60V150H59ZM142 152H144V153H142ZM148 152H150V154H149ZM181 152H182V151H181ZM181 152H180V154H181ZM191 152H192V151H191ZM197 152H199V151H197ZM197 152H195V156H196ZM217 152H216V153H217ZM232 152H233L232 154L234 155L235 149H234V151H232ZM236 152H237V151H236ZM236 152H235V153H236ZM240 152H242V151L240 150ZM263 152H264V151H262V154H263ZM14 153L16 154V152H14ZM14 153H13L12 155L15 156ZM36 153H37V152H36ZM75 153H76V152H75ZM102 153H104V152H102ZM118 153H120V152L118 151ZM128 153H129V152H128ZM139 153H142V154H139ZM172 153L174 154V152H172ZM182 153H183V152H182ZM187 153L189 154V152H186V155H187ZM206 153H207V152H206ZM210 153H211L210 156H212V153H213V152L210 151ZM216 153H215V154L213 153V154L216 155ZM221 153H222V152H221ZM56 154H57V153H54L55 156H56ZM60 154H62V153L60 152L58 155L60 156ZM91 154H90V155H87V157H84L85 160H86V164H85V165H87V163L91 160V158H92V162H91V164L94 165V163H96L97 158L100 157V156L97 157V156H96L97 154H96V155H93L94 157L96 156L95 158H93V156H92ZM113 154H114V153H113ZM113 154L110 153L109 156L111 157V156H113ZM178 154H179V153H178ZM191 154H192V153H191ZM193 154H194V153H193ZM199 154H201V152H199ZM203 154H204V151H203V153H202L201 155H203ZM208 154H209V153H208ZM218 154L221 155V156H224V155H225V154H223V155L220 154V152L217 153V155H218ZM230 154H231V151H230ZM237 154H238V153H236L235 155H237ZM255 154H256V155H255ZM16 155H17V154H16ZM54 155H53V156H54ZM63 155H64V157L66 156L64 153H63ZM114 155H115V154H114ZM143 155H144V157L141 158V156H143ZM155 155H157V154H155ZM167 155H168V154H167V152H166V156H167ZM169 155H170V154H169ZM175 155H176V153H175ZM204 155H205V154H204ZM214 155H213V156H214ZM219 155H218L217 158H220L221 160H223L224 157L221 158V156H219ZM226 155H227V154H226ZM233 155H232V156H233ZM239 155H237L238 158H239ZM251 155H252V157H251ZM254 155H255V156H254ZM263 155H264V154H263ZM6 156H7V154H6ZM14 156H13V157H14ZM29 156H30V155H29ZM101 156H102V155H101ZM164 156H165V155H164ZM166 156L164 157V159L167 158ZM170 156H173V158H174V155H170ZM182 156H183V155H182ZM189 156H190V155H189ZM189 156H187V157H185V158H188ZM193 156H194V155H193ZM208 156H209V155H207V158L209 159ZM227 156H228V155H227ZM232 156H231V157H232ZM237 156H235V157H237ZM9 157L11 158V156H9ZM9 157H8V158H9ZM19 157H20V156H19ZM33 157H34V156H33ZM40 157H41V156H40ZM64 157H61V158H64ZM89 157H90V158H89ZM105 157H106V156H104L103 158H105ZM125 157H126V156H125ZM155 157H158V156H155ZM155 157H154V160L156 159ZM190 157H191V156H190ZM202 157H203V156H202ZM215 157H216V156H215ZM256 157H255V158H256ZM3 158L5 159L6 157H3ZM8 158H7V159H8ZM56 158L59 159L58 156H57ZM81 158H83V157H80V159H81ZM86 158H87V159H86ZM103 158L101 157L100 159H103ZM114 158H115V157H114ZM119 158L121 159V154H120V157H119ZM119 158H118V159H119ZM128 158H129V157H128ZM205 158H206V157H203L204 160H205ZM207 158H206V162H207V161H208V162H211L210 164H214V163H215V162L209 161L210 159L208 160ZM211 158H212V157H211ZM228 158H230V156H228ZM228 158H226L227 161H228ZM242 158H241V159H242ZM250 158H251V159H250ZM257 158H256V159H257ZM12 159H13V158H12ZM67 159H68V158H67ZM80 159H77V160H78V163H79V162H82V163L84 164V163H85V160H84V159H81V161H80ZM88 159H89V161H88ZM116 159H117V158H116ZM116 159H115L114 161H116ZM124 159H125V158H124ZM124 159H122V160H124ZM126 159H127V157H126ZM126 159H125V160H126ZM131 159H134V158L132 157ZM138 159H137V160H138ZM150 159H151V158H150ZM168 159H169V158H168ZM193 159H194L193 162L199 161V163H200V160L196 159V161H195V158H193ZM199 159H200V157H199ZM212 159H213V158H212ZM212 159H211V160H212ZM239 159H240V158H239ZM241 159H240V160H241ZM253 159H254V158H253ZM253 159H252V160H253ZM40 160H41V159H40ZM44 160H46V159H44ZM47 160H48V159H47ZM47 160H46V161H47ZM54 160H55V159H54ZM62 160H63V159H62ZM77 160H76V161H77ZM98 160H99V159H98ZM98 160H97V162H98ZM107 160H108V161H107ZM109 160H110V159H108V158L106 159V158H105V161H107L108 163H109ZM125 160H124V162H125ZM127 160H129V159H127ZM137 160H136V161H137ZM151 160H152V159H151ZM151 160H150V162H151ZM169 160H170V159H169ZM172 160H173V159H172ZM174 160H175V159H174ZM189 160L192 161V159H190V158H189ZM213 160H214V159H213ZM232 160H237V158H236V159L233 158ZM252 160H251V164H250L251 167H252L251 169L254 168V167H253V161H254V160H253V161H252ZM6 161H7V160H6ZM9 161H10V160H9ZM11 161H12V160H11ZM19 161H20V160H19ZM59 161H60L59 164L61 163V166H64V164H65V166L67 165L66 162H65V161H66L65 158H64L63 162H62L61 160H59ZM83 161H84V162H83ZM87 161H88V162H87ZM142 161H143V160H141V165H142V163H143ZM167 161H168V160H167ZM176 161H177V160H176ZM176 161H175V163H176ZM183 161H184V160H183ZM186 161H187V159L185 160V162H186ZM216 161H217V163L220 162L219 159L216 160ZM227 161H226V162H227ZM247 161H246V163H247ZM33 162H34V160H33ZM55 162H56V161H55ZM68 162H69V160H68ZM101 162H102V161H101ZM118 162H119V160H118ZM126 162H127V161H126ZM132 162H133V161H132ZM147 162H148V161H147ZM156 162L158 163V161H156ZM172 162H173V161H172ZM193 162L190 163V166H189V167H191V165L193 164ZM204 162H205V161H204ZM208 162H207V163H208ZM229 162H230V161H229ZM229 162H228V163H229ZM231 162H232V161H231ZM236 162H237V161H236ZM249 162H250V161H249ZM249 162H248V163H249ZM262 162H263V161H262ZM8 163H10V162H8ZM52 163H53V162H52ZM63 163H64V164H63ZM74 163H75V162H74ZM76 163H77V162H76ZM78 163H77V166H78V167H77V166H76V167H77L78 169H80V165H81V168L83 169L84 167H82V164H78ZM89 163H90V162H89ZM102 163L105 165L106 162H102ZM102 163H100V164H102ZM110 163L112 164V161H111ZM130 163H131V162H130ZM148 163H149V162H148ZM153 163H155V162H153ZM186 163H187V162H186ZM186 163H185V164H186ZM199 163H198V164L195 163V164L199 166ZM238 163H239V161H238ZM246 163H244V164H246ZM256 163H255V161H254V165H256ZM258 163H257V165L255 166L257 170L254 168V169L256 170L255 173H257V174H254V173L252 172V175H253V174H254V175H258V171H259L258 168H259V166H260ZM41 164H43V163H41ZM47 164H48V163H47ZM49 164H51V163H49ZM54 164H55V163H53L52 165H54ZM57 164H58V163H57ZM57 164H55V166H56ZM103 164H102V165H103ZM114 164H115V162H114ZM127 164H129V163L127 162ZM127 164L125 163V165H127ZM131 164H132V163H131ZM135 164H136V163H135ZM146 164H147V163H146ZM149 164H151V163H149ZM195 164H193V165H195ZM233 164L236 165L235 163H233ZM242 164H243V162H242ZM262 164L264 165V163H262ZM262 164H261L260 167H262ZM25 165H26V164H24V166H25ZM52 165H48V166H49V167L51 166L50 168H51V170L53 169L52 171L54 172L55 168H54V166L52 167ZM73 165H74V167H75V164H73ZM95 165H96V164H95ZM106 165H107V163H106ZM122 165H123V163H121V166H122ZM125 165H124V166H125ZM144 165H145V164H144ZM151 165H154V168H155L154 170H156V167H155L156 163H155V164H151ZM160 165H161V164H160ZM168 165H170V164H168ZM171 165L174 166V163L171 164ZM182 165H183V164H182ZM196 165H195V166H196ZM205 165H206V164H205ZM208 165H209V163H208ZM215 165L218 166V165H221V163L214 164V166L209 165V166H212V167H211L212 169H210V171H209V170H208V171L211 172V171L213 170V167H215ZM227 165H229V168H230V166H232V164H230V163L227 164ZM234 165H233V166H234ZM258 165H259V166H258ZM1 166H2V165H1ZM6 166H7V164H6ZM8 166H10V165H8ZM46 166H47V165H46ZM46 166H44V167L41 166V167L43 168V169H42V168H39L41 171H40V170H36L37 174H38V172L41 173L40 175L38 174V176H43V177H38V178H37V177H34V180H32V182H35V180H36V183L38 184L39 181L37 182V180H38L39 178H44V179H45V177H47L46 180H50V179H48V176L46 175L48 172H50V168H45ZM57 166H58V165H57ZM61 166L59 165L58 168L61 167ZM70 166L72 167V165H70ZM83 166H84V165H83ZM88 166H90V165H88ZM97 166H98V165H97ZM97 166H96V167H97ZM117 166H118V164H117ZM117 166H115V168H116ZM127 166H128V165H127ZM130 166H131V165H129L128 168L126 167V170H127V171H125V169L121 168V169H122L121 172H122V171L124 172V174H123V178H124V175L126 174L125 172L131 173V172H133V169H136V168H134L135 165H133L134 167H133L132 171H129L128 169H129ZM156 166H158V165H156ZM162 166H163V165H162ZM162 166H161V167H162ZM185 166H186V165H185ZM185 166H184V167H185ZM200 166H201V165H200ZM200 166H199V167H200ZM209 166H208V168H209ZM217 166H216V168L219 167V168H218L219 171H220V169H222V168L224 167L223 164H222L221 166H218V167H217ZM239 166H240V165H239ZM67 167H68L69 169L71 168V167H69V166H67ZM91 167H93V166H91ZM96 167H95V168H96ZM108 167H109V166H108ZM112 167H113V166H112ZM136 167H137V166H136ZM139 167H140V166H138L137 169H139ZM142 167H143V166H142ZM142 167H140V168H142ZM145 167H149L148 164H147ZM159 167H160V166H159ZM178 167H179V165H178ZM180 167H181V166H180ZM192 167H193V166H192ZM192 167H191V168H192ZM199 167H196V168L198 169ZM202 167H203V165H202ZM225 167H226V166H225ZM225 167H224V168H225ZM257 167H258V168H257ZM44 168H45V171H48V170H49V171L46 173V172L44 171ZM68 168H67V170L65 169L64 171H62V173H64V172L66 171L67 175H70L71 172H70V171H69L70 173L68 172V170H69ZM86 168H87V167H86ZM100 168H101V167H100ZM103 168H104V167H103ZM105 168H106V167H105ZM150 168H152V167H150ZM162 168H163V167H162ZM170 168H171V166H170ZM172 168H173V167H172ZM172 168H171V171L174 172V170H172ZM191 168H190V169H191ZM194 168H195V167H193V171H192V173L195 175L194 177H196V178L193 177L194 179H193L192 181H189L190 179L188 178V179H189V180H188L189 182H187V180L184 181L187 177H186L185 179H183V177H184V176H188L187 174H185L183 177L181 176V179H183V181H182V183H180L181 185H179V186L183 187V185H184V186L186 185L185 187H187V186L189 187V184H190V185L195 184V183H194V182H195V179H196V181H198V182L200 181V180H199V176H200L201 174H203V173H204L203 171H205V170L201 171V174H200V175H199V174L196 175V174L198 173V170L200 171V170H202V169L195 170ZM200 168H201V167H200ZM226 168H227V167H226ZM226 168H225V169H226ZM231 168H232V167H231ZM263 168H264V166L262 167V169H263ZM7 169H8V168H5V170H7ZM9 169H11V168H9ZM33 169H34V168H33ZM33 169H32V170H33ZM62 169H64V168L62 167ZM62 169H59V171H58V169L56 168V171H55L54 173H53V172H50V173H51V174H52V173H53V174H57L56 172H57V171L60 172V170H62ZM82 169H80V170L82 171ZM93 169H94V168H92V170H93ZM98 169H99V168H98ZM106 169H107V168H106ZM143 169H144V168H142V170H143ZM152 169H153V168H152ZM167 169H169V168H167ZM175 169H176V166H175ZM179 169H180V168H179ZM179 169H178V170H179ZM186 169H187V167H186ZM186 169H185V170H186ZM188 169H189V168H188ZM188 169H187V170H188ZM190 169H189V170H190ZM206 169H207V168H206ZM234 169H235V168H234ZM251 169H250V171H251ZM1 170H2V169H1ZM13 170H14V169H13ZM27 170H28V169H27ZM75 170H76V169H74V171H75ZM86 170H87V169H86ZM92 170H91V172H92ZM101 170H102V169H101ZM113 170H114V169H113ZM117 170H118V172L120 171L119 169H117ZM117 170H115L114 172L118 173ZM130 170H131V169H130ZM139 170H140V169H139ZM142 170H141V172H142ZM144 170H145V169H144ZM154 170H153V171H154ZM160 170H161V168H160ZM162 170H163V169H162ZM162 170H161V171H162ZM164 170H165V169H164ZM180 170H181V169H180ZM187 170H186V171H187ZM189 170H188V171H189ZM216 170H217V169H216ZM236 170H237V168H236ZM236 170H235V172H236ZM247 170H248V169H247ZM255 170H254V171H255ZM83 171H85V169H84ZM88 171H89V170H88ZM97 171H98V170H97ZM105 171H106V170H105ZM111 171H112V170H111ZM156 171H157V173H156L155 175H157L158 172H159L158 170H156ZM176 171H177V169H176ZM182 171H184V170H181L180 172H178V174L181 173ZM190 171H191V170H190ZM206 171H207V170H206ZM206 171H205V173H204V177H205V178H207L205 174L208 173V171H207V173H206ZM232 171H233V170H232ZM260 171H262V170H260ZM260 171H259V172H260ZM42 172H43V173H42ZM102 172H103V171H102ZM107 172H108V171H107ZM114 172H113V173H114ZM121 172H119V176L122 177ZM139 172H140V171H139ZM143 172L146 173L145 171H143ZM143 172H142V173H143ZM149 172H150V171H149ZM173 172H172L171 174H173ZM215 172H216V171H215ZM215 172H214V173H215ZM217 172H218V170H217ZM6 173H7V172H6ZM6 173L3 172L2 174H6ZM60 173H61V172H60ZM68 173H69V174H68ZM77 173H79V171H78ZM86 173H87V171H86L85 173H83V174H86ZM104 173H105V172H104ZM113 173H112V175L115 176L116 174H113ZM133 173H134V172H133ZM151 173H152V172H151ZM151 173H149V174H151ZM153 173H154V172H153ZM162 173L166 175V173H164V172H162ZM169 173H170V172H169ZM183 173H185V171L182 172V174H183ZM186 173H187V172H186ZM188 173H189V172H188ZM220 173H221V172H220ZM228 173H230V172H228ZM261 173H262V172H261ZM263 173H264V171H263ZM2 174H1V175H2ZM7 174H8V173H7ZM10 174H12V173H10ZM16 174H17V173H16ZM24 174H25V173H23V175H24ZM72 174H73V173H72ZM74 174H75V176H77V175H76V172H75ZM81 174H82V173H81ZM90 174H91V173H90ZM92 174H93V173H92ZM92 174H91V175H92ZM98 174H99V172H98ZM108 174L110 175V173H108ZM108 174H107V175L105 174V179H104V176H103V177H102L103 179H102L101 181H97V182L93 183V182L90 180V181L92 182V184H91V183H89V184H88V183H84V185H83L84 188H86L85 186H88V185H89V187H90V185H92V188H91V187H90V188L87 187V189H84L86 193L81 192V193H84V196H83L84 199L80 196V194H81V193H80V190H79L80 188H76V187H75L76 189L74 188V191H72V195H73L72 199L74 200V198H77V197L80 196L79 199L82 198V201L84 200L83 202L85 203V205H86V203L89 204V202H90V204H91L90 206L93 207V206H92V203H91V200H92V197L95 196L94 193L97 195L96 192L99 191V190H97V189L99 188V186L102 187V191H103V190L106 191L107 189H110V191H111L112 189H113L114 191H116V190L119 189L120 187L122 188L121 185H123V183H124V181L126 180V178H125V179H123V178L121 179V178H120L121 181H122V180H123V181H122V184L119 185L118 183H119V182L121 183V181L116 182V181L114 180V178H112L111 175L107 178V179H108V180H107V179H106V176H108ZM120 174H121V175H120ZM131 174H132V173H131ZM163 174H162V175H163ZM167 174H168V173H167ZM190 174H191V173H190ZM216 174H217V173H215L214 175H216ZM222 174H223L222 179L225 180V181H223L224 184L222 183V179H221V178H219L220 181L218 180V182L221 183V184H220L221 188H222L225 184H227L226 179L229 178V177H228L229 174L226 175V173H224V172H223ZM222 174H221V175H222ZM232 174H235V173H231V175H232ZM250 174H251V173H250ZM25 175H27V173H26ZM28 175H30V173H29ZM31 175L34 176L33 173H32ZM48 175H49V174H48ZM58 175H60V174H58ZM78 175H79V174H78ZM88 175H89V174H88ZM101 175H102V174H101ZM129 175H130V174H129ZM132 175H133V174H132ZM132 175H131V176H132ZM134 175H135V174H134ZM137 175H138V173H137ZM140 175H141V177H142V174H139V176H140ZM152 175H153V174H152ZM162 175H161V176H162ZM165 175H164V176H165ZM169 175H170V174H169ZM207 175H209V173H208ZM214 175H213V176H214ZM224 175H226V176H224ZM235 175H236V174H235ZM235 175H233V176H235ZM243 175H244V174H243ZM246 175H248V173H247ZM252 175H251V177H254V175H253V176H252ZM35 176H37V175H35ZM54 176H55V175H54ZM54 176H53V182H52L53 184H54V180L56 179V177H54ZM61 176H62V175H61ZM63 176H64V174H63ZM63 176H62V177H63ZM65 176H66V175H65ZM80 176H81V175H80ZM89 176H90V175H89ZM89 176H88L87 178H89ZM93 176H94V175H93ZM99 176H100V175H99ZM127 176H128V175H127ZM131 176H130V177H131ZM213 176H212V173H211V177H213ZM258 176H259V175H258ZM261 176H262V175H261ZM31 177H32V176H31ZM59 177H60V176H59ZM59 177H58V178H59ZM62 177H61V178H62ZM66 177H67V176H66ZM72 177H73V176H72ZM84 177H85V176H84ZM94 177H96V176H94ZM94 177H93V178H94ZM110 177H111V178H110ZM116 177L118 178V176H116ZM116 177H115V178H116ZM144 177H145V176H144ZM144 177H143V178H144ZM156 177H157V179H158V176H156ZM169 177H170V176H167V177L165 176L164 178L167 179V178H169ZM171 177H172V176H171ZM174 177H175V176H174ZM191 177H192V174H191ZM214 177H215V176H214ZM217 177H218V176H217ZM224 177H226V179H225ZM262 177H263V176H262ZM1 178H2V177H1ZM51 178H52V177H51ZM54 178H55V179H54ZM79 178H80V177H79ZM79 178H78V179H79ZM96 178H97V177H96ZM96 178H95V179H96ZM127 178H128V177H127ZM132 178L134 179V176L131 177V178H129V180L132 179ZM151 178H152V177H151ZM164 178H163V179H164ZM172 178H173V177H172ZM205 178H204V179H205ZM230 178H232V176H230ZM237 178H238V177H237ZM240 178H241V177H240ZM255 178H257V176H256ZM3 179H4V178H3ZM31 179H33V177H32ZM62 179H63V178H62ZM66 179H67V178H66ZM70 179H71V175H70ZM75 179H76V178H75ZM78 179H77V180H78ZM146 179H147V178H146ZM148 179H149V177H148ZM153 179H154V177H153ZM153 179H152V180H153ZM163 179H162V181H163ZM170 179H171V178H170ZM181 179H180V181H181ZM191 179H192V178H191ZM197 179H198V180H197ZM201 179H203V178H201ZM211 179H212V178H211ZM214 179H216V178H214ZM235 179H236V178H235ZM246 179H247V177H246ZM259 179H260V178H257V179H256L257 182H255V181L252 182V180H254V179H251L250 182H251V183H254V182H255V183H254V184L252 185V187H251V189H252V190H250L251 192H249V189H247L249 186H247V188H246L247 190H246V191L249 192V195L254 194V193L256 194V191L259 190V188H260V184H261V183L259 184L258 182H261L262 179H264V178H262L261 180H259ZM59 180H60V179H59ZM63 180H64V179H63ZM92 180H93V179H92ZM98 180H100V179H98ZM118 180H119V179H118ZM129 180H128V182H129ZM134 180H136V181H134L135 183L138 181L137 179H134ZM158 180H160V175H159V179H158ZM171 180H172V179H171ZM177 180H179V179H177ZM177 180H174L175 184H177V182H176ZM205 180H206V179H205ZM227 180H228V179H227ZM1 181H2V180H1ZM26 181H27V180H26ZM61 181H62V180H61ZM61 181H60V182H61ZM80 181L82 182V180H80ZM80 181H79V184L81 183ZM84 181H86V180H84ZM90 181H89V182H90ZM126 181H127V180H126ZM126 181H125V183H126ZM131 181H133V180H131ZM149 181H151V180H149ZM149 181L147 182V183H149V185H150V183L153 184V186H151V187H152L151 189L154 188L153 190H156V191L159 192V190H157V189H158V188H161V185H160V187L158 186L159 184L156 183V182H158V181H156L155 179L153 180L154 182L156 181L155 183H154L153 181H151V182H149ZM166 181H167V180H166ZM166 181H164V182H166ZM168 181H169V180H168ZM168 181H167V182H168ZM172 181H173V180H172ZM172 181H171V183H167V182H166L167 185H168V184H172V183H173ZM193 181H194V182H193ZM210 181H211V180H210ZM230 181H231V180H230ZM230 181H228V182H230ZM238 181H239V180H238ZM263 181H264V180H263ZM28 182H30V181H28ZM32 182H31V183H32ZM57 182H59V181H57V179H56V183H57ZM70 182H71V181H70ZM128 182H127V183H128ZM144 182H145V181H144ZM152 182H153V183H152ZM169 182H170V181H169ZM192 182H193V184H192ZM198 182H196V184H197ZM203 182H204V181H203ZM212 182H213V180L211 181V183H212ZM232 182H233V181H232ZM245 182H246V181H245ZM5 183H6V180H5ZM31 183H30V184H31ZM41 183H42V182H41ZM45 183L47 184V182H45ZM49 183H50V181L48 182V184H49ZM52 183L49 184V185H53ZM62 183H63V182H61L60 184H62ZM67 183H68V180H67L66 182H64V185L67 184ZM72 183H73V182H72ZM74 183H75V182H74ZM77 183H78V182H77ZM77 183H76V184H77ZM142 183H143V182H142ZM166 183H163V184H166ZM178 183H179V181H178ZM184 183H185V184H184ZM211 183H210V184H211ZM213 183H214V186H215V185L217 184V181H216V183H215V182H213ZM213 183H212V186H213ZM233 183H234V182H233ZM246 183H247V182H246ZM251 183H250L249 185H251ZM7 184H8V182H7ZM42 184H44V183H42ZM57 184H58V183H57ZM100 184H101V185H100ZM136 184H137V183H136ZM138 184H139V183H138ZM160 184H161V183H160ZM205 184H206V183H205ZM222 184H223V185H222ZM230 184H231V183H230ZM235 184H236V183H235ZM8 185H12V183H11V184H8ZM28 185H29V184L27 183V186H28ZM49 185H48V186H49ZM64 185H63V186H64ZM93 185H94L95 187L98 186V188H97V187H96V188H95V187L93 188ZM125 185H126V184H125ZM125 185H123V186H125ZM132 185H133V184H132ZM141 185H142V184H141ZM141 185H140V186H141ZM149 185H148V186H149ZM154 185H156V186H158V187H155ZM167 185H166V186H163V188H164V187L167 188ZM172 185H173V184H172ZM227 185H228V184H227ZM242 185H243V184H242ZM247 185H248V184H247ZM44 186H46V185H44ZM55 186H56V185H54V187H55ZM74 186H75V184H74ZM76 186H77V185H76ZM118 186H119V188H116V187H118ZM126 186H127V185H126ZM128 186H129V185H128ZM144 186H146V185L144 184ZM169 186L171 187V185H169ZM198 186H201V184L199 183ZM203 186H204V185H203ZM212 186L210 187V189L213 188V189L215 190L214 186H213V187H212ZM218 186H219V184H218ZM228 186H229V185H228ZM261 186H262V185H261ZM19 187L21 188L22 186H19ZM25 187H26V186H25ZM38 187H39V186H38ZM38 187H37V188H38ZM40 187L42 188L41 185H40ZM54 187H53V189H54ZM65 187H67V185H66ZM68 187H70V186H68ZM78 187H79V186H78ZM80 187H81V186H80ZM135 187H136V185H135ZM138 187H139V186H138ZM185 187H184V188H185ZM188 187H187V188H188ZM194 187H195V185H194ZM196 187H197V185H196ZM201 187H202V186H201ZM215 187H217V185H216ZM224 187L226 188V185H225ZM16 188H17V187H16ZM16 188H15V189H16ZM26 188H28V187H26ZM46 188H47V187H46ZM46 188H45V189H46ZM70 188H72V185H71ZM70 188H69V189H70ZM111 188H112V189H111ZM121 188H120V189H121ZM123 188L125 189V187H123ZM123 188H122V189H123ZM129 188H130V187H129ZM141 188H143V187H141ZM155 188H156V189H155ZM173 188H176V187H173ZM173 188H172V189H173ZM177 188H178V187H177ZM221 188H219V191H218L217 188H216L215 191H214V190H213V191H214V192L218 191V192H216V194H217V193L219 194L220 190H223V191H221V192L223 193V192H224L225 190H227V189H229V190L232 189L231 187H230V188H227V189H225V190H224V189H221ZM9 189H10V188H9ZM38 189L40 190V188H38ZM42 189H43V188H42ZM42 189H41V191H42ZM47 189H48V188H47ZM55 189H56V188H55ZM64 189H65V188H64ZM64 189H63V190H64ZM69 189L67 188V190H69ZM72 189H73V188H72ZM81 189H82V188H81ZM99 189H100V188H99ZM105 189H106V190H105ZM122 189H121V190H122ZM130 189H131V188H130ZM181 189H182V191H183V188H181ZM195 189H196V188H195ZM201 189H202V188H201ZM208 189H209V188H208ZM210 189H209V190H210ZM262 189H263V188H262ZM0 190H1V188H0ZM4 190H5V189H4ZM13 190H14V186H13V189H11L10 191H13ZM39 190H36V191H39ZM51 190H52V189H51ZM63 190H62L61 193L64 192ZM127 190H128V189H127ZM145 190H146V188H145ZM160 190H161V189H160ZM173 190H176V189H173ZM185 190H187V189H185ZM198 190H199V189H198ZM202 190H203V189H202ZM34 191H35V189H34ZM41 191H40V195H41ZM54 191H57V190H54ZM54 191H53V192H54ZM95 191H96V192H95ZM104 191H103V192H104ZM108 191H109V190H108ZM108 191H107V193H108ZM125 191H126V190H125ZM129 191H130V190H129ZM136 191H137V190H136ZM150 191H151V190H148L147 192H150ZM165 191H167V189H165ZM170 191H171V190H170ZM176 191H177V190H176ZM178 191H180V190L178 189ZM191 191H194V190H191ZM199 191H200V190H199ZM207 191H208V190H207ZM207 191H206V192H207ZM210 191H211V190H210ZM213 191H211V193H213ZM227 191H228V190H227ZM230 191H231V190H230ZM232 191H233V190H232ZM238 191H239V190H238ZM13 192H14L13 194H15V191H13ZM45 192H46V191H45ZM48 192H49V190H48ZM67 192H68V191H67ZM111 192H112V191H111ZM147 192L145 191V194H146ZM152 192H153V191H151L150 193H152ZM158 192H157V194H158ZM162 192H163V191H162ZM180 192H181V191H180ZM180 192H178V193H180ZM247 192H246V193H243L244 195L246 194L247 196H244V195H243V198H242L243 200L241 199V200H242L241 202H237L236 200H234L233 202L231 201V202L234 204V207H232V206H233L232 203H229V202L227 201V200H228V199H227V198H228V192H227V195H226L225 192H224L225 194L223 193V194L225 195V197L223 196V194H221L222 197H221V195H218V194L215 195V193H213V195H215V196H213V197H210V194H207V195L209 196L210 199H205V201H206L205 203H207V201L210 202V201L214 200V201H212L214 206L212 205V202H211V203H207V204H209V206H210V204H211V205H212L213 207H215V208H216V206H219V207H217L218 209L216 208V212H215V210H213L214 213H213L212 216L210 217L211 220H209V217H208V220L210 221V223L207 222L208 224H210V227H208V228L210 229V231H215V232H213V233L211 232V235H214V234H215V236H216V235H217V232H219L220 234L222 233V234H221V235H222V238L225 237V238H223L222 241H219V240L222 239V238L219 239L221 236L218 237V239H219L218 241H219V242H223V243L218 244V243H219V242H218L217 245L215 244V245H216L215 247L218 246V248H220L219 245H221V249H222V248H223L222 246H224V248H225V245H226L229 241H230V243H231L233 240L236 241V240H238V239H241L242 237H245V238H246L247 235H246L245 233H248V236H249V234H250V233H249V230L251 231V228L253 229L254 227H255V228L257 227L256 224L258 225V223H257V222H258V219H254V214H255V209H256L255 207H256V205L253 206V205H251V203H252V201H258V200H260L261 198H259V199L255 198V199H254V198H252V197L250 196L251 201H250V198L248 199V201L251 202V203H250V202L248 203V204H250V207L247 205L248 208H246V204H247L246 201H247V199H245V198H246V197H247V198L249 197V195L247 194ZM0 193H1V192H0ZM8 193H9V192H8ZM22 193H24V192H22ZM34 193H35V192H34ZM50 193H51V192H50ZM57 193H59V192L57 191ZM57 193H56V194H57ZM99 193H101V192L99 191ZM109 193H110V192H109ZM112 193H113V192H112ZM117 193H119V191H118ZM120 193H121V192H120ZM122 193H123V192H122ZM122 193H121V194H122ZM129 193H130V192H129ZM132 193H133V192H132ZM154 193L156 194L155 191H154ZM159 193L162 195L164 192H163V193L159 192ZM166 193L168 194V192H166ZM166 193H164L165 195L163 194L162 197L165 198V196H168ZM169 193H170V192H169ZM171 193H172V192H171ZM171 193H170V194H171ZM173 193H175V191H174ZM182 193H183V192H182ZM184 193H185V192H184ZM195 193H196V192H195ZM207 193H208V192H207ZM238 193H239V192H238ZM258 193H259V192H258ZM262 193H264V192L262 191ZM262 193L260 192V194H262ZM13 194H11V195H13ZM42 194H43V193H42ZM45 194H47V193H45ZM65 194H66V192H65ZM67 194H68V193H67ZM147 194H149V193H147ZM187 194H189V192H188ZM240 194H242V192H241ZM40 195H39V196H40ZM43 195H44V194H43ZM48 195L50 196V194H48ZM61 195H62V194H61ZM68 195H69V197L72 196V195H70V193H69ZM81 195H82V194H81ZM98 195H99V194H98ZM98 195H97V196H98ZM101 195H102V194H101ZM109 195H110V194H109ZM113 195H114V194H113ZM119 195H120V194H119ZM131 195H132V194H131ZM131 195H130V197H132ZM149 195H150V194H149ZM149 195H147V196H149ZM152 195H153V193H152ZM175 195H176V194H174V196H175ZM178 195H179V194H178ZM191 195H192V194H191ZM202 195H203V194H202ZM202 195H201V196H202ZM232 195H233V193H232V194L230 193V196H232ZM256 195H257V194H256ZM53 196H54V194L52 195V197H53ZM62 196H64V198H63ZM62 196L60 197V195H59V196L57 195L58 199H57L56 196L53 197V198H56V199H53V201L50 199L51 202L49 201V203H48L47 205H45L46 207H45L44 205H42V204H43L42 202H41L42 204L38 203L39 205H42V207H40V208L37 209L36 211H35V208L38 207V205H37L34 209L31 207V208H32V211H31L30 207H28V205H26V206L28 207V210H29V209H30V210L28 211V213L25 212V213H26L25 215H24V212H23V213H22L23 215H21L22 217H21L20 219H18V218H19V215H18V217L15 216V215L17 214L16 212H15V213L13 212L14 215H12V216H15V217H12L11 215H10V217H12V218H16L17 220H16V219H12V218H10V217H8V216H6V218L8 217V218L14 220L13 223H15V224H16V222L20 221V223H22V224H26L27 229H28L29 226H31V225L34 224V221L36 222V219H37V217H39L38 215H40V214H42V215L45 217L46 220H47V218H49L50 216H52L53 213H54L55 211H59L60 213H61V212H62V213L65 212L64 217H66V213H68L67 211H68L70 208H72L73 206H75L74 204H76V203H73V204H72L73 206L70 205V206H72V207H70V208L68 209L66 206H68L69 204H68V205L66 204V206H63L64 204H62V202H63V203H68V200H66V199H67V198H66L67 196L65 197L64 193H63ZM105 196H106V194H105ZM122 196H123V195H122ZM122 196H121V197H122ZM144 196H145V195H144ZM147 196H145V198H146ZM153 196H154V195H153ZM153 196H149V197H147V198H146V201H148V199H150L151 197H152L151 200H154L155 202H161V201L163 202V200H164L162 197H158V196H156V195H155L154 197H153ZM197 196H198V195H197ZM211 196H212V195H211ZM216 196H218V197H216ZM219 196H220V197H219ZM230 196H229V197H230ZM238 196H239V195H238ZM240 196H241V195H240ZM240 196H239V197H240ZM258 196H259V194H258ZM261 196H262V195H261ZM6 197H7V196H6ZM13 197H14V196H13ZM33 197H35V196H33ZM52 197H51V198H52ZM69 197H68V198H69ZM109 197H110V196H109ZM113 197H114V196H113ZM142 197H143V196H142ZM169 197H171V195H170ZM169 197H168V198H169ZM172 197H173V195H172ZM182 197H183V196H182ZM182 197L180 196L179 198H182ZM189 197H190V196H189ZM193 197H194V195H193ZM193 197L191 196V197H190V200H191V198H193ZM214 197H215L216 199H215ZM235 197H236V196H235V194H234L233 197H231V198L234 199ZM65 198H66V199H65ZM90 198H91V200H90ZM95 198H96V197H95ZM115 198H116V197H115ZM122 198H123V197H122ZM122 198H120V199H122ZM140 198H141V197H140ZM177 198H178V197H177ZM179 198H178V199H179ZM197 198H198V197H197ZM200 198H201V197H200ZM200 198H199V200H200ZM202 198H205V197H202ZM207 198H208V197H207ZM236 198H237V197H236ZM236 198H235V199H236ZM17 199H18V198H17ZM33 199H34V198H33ZM42 199H43V198H42ZM46 199H47V197H46L44 200L46 201ZM61 199H62V200L64 199V200L62 201ZM72 199L69 200L70 203H71ZM79 199H77V201H78ZM93 199H94V198H93ZM96 199H97V198H96ZM96 199H95V200H96ZM99 199H100V198H99ZM133 199H134V198H133ZM142 199H143V198H142ZM142 199H140V200H142ZM194 199H196V198L194 197ZM252 199H254V200H252ZM256 199H257V200H256ZM262 199H264V198H262ZM12 200H13V199H12ZM12 200H11V201H12ZM28 200H29V199H28ZM35 200H36V199H34V201H35ZM87 200H88V202H87ZM89 200H90V201H89ZM108 200H109V199H108ZM110 200H111V199H110ZM118 200H119V199H118ZM118 200H116V201L118 202ZM130 200H131V199H130ZM138 200H139V198H138ZM140 200H139V201H140ZM144 200H145V199H144ZM166 200H167V198H166ZM184 200H185V199H184ZM184 200H183V202H184ZM196 200H197V199H196ZM196 200H195V201H196ZM199 200H198V201H199ZM209 200H210V201H209ZM230 200H232V199H230ZM230 200H229V201H230ZM237 200H238V199H237ZM239 200H240V198H239ZM239 200H238V201H239ZM6 201H8V200H6ZM13 201H14V200H13ZM32 201H33V200H32ZM37 201H38V200H37ZM60 201H61V202H60ZM66 201H67V202H66ZM82 201H81V203H82ZM93 201H94V200H93ZM96 201H97V200H96ZM98 201H99V200H98ZM100 201H101V200H100ZM100 201H99V202H100ZM102 201H103V200H102ZM120 201H121V200H120ZM120 201H119V202H120ZM124 201H125V200H124ZM139 201H138V202H139ZM149 201H150V200H149ZM164 201H165V200H164ZM180 201H181V200H180ZM192 201H194V200H192ZM200 201H201V200H200ZM202 201H203V199H202ZM202 201H201L199 204L202 205V204L204 203V201H203V203H202ZM15 202H16V201H15ZM38 202H39V201H38ZM74 202H75V201H74ZM138 202H137V203H138ZM151 202H152V201H151ZM176 202H177V201H176ZM190 202H191V201H190ZM190 202H189L188 204H191ZM214 202L216 203V205H215ZM243 202H245V203H243ZM23 203H24V202H23ZM46 203H47V202H46ZM46 203H45V204H46ZM84 203H83V204H84ZM115 203H116V202H115ZM121 203H122V202H120L119 204H121ZM127 203H128V202H127ZM139 203H140V202H139ZM177 203H178V202H177ZM177 203H176V204H177ZM195 203L197 204L198 202L196 201ZM195 203H193V204H195ZM205 203H204V205H202V206H204V208L206 207ZM227 203H229V204L226 205ZM236 203L241 204V205H238V204H236ZM258 203H259V201H258ZM258 203H257V204H258ZM263 203H264V202H263ZM49 204H50V205H49ZM79 204H80V203H79ZM93 204H94V203H93ZM101 204H102V203H101ZM123 204H124V203H122V205H123ZM145 204H146V203H145ZM154 204H155V203H154ZM164 204H165V203H164ZM171 204H173V203H171ZM176 204L174 203V206H175ZM178 204H181V203H178ZM188 204H187V206H188ZM199 204H198V205H199ZM231 204H232V205H231ZM259 204H260V203H259ZM6 205H7V204H6ZM9 205H10V204H9ZM81 205H82V204H81ZM96 205H97V204H96ZM127 205H128V204H127ZM133 205H134V204H133ZM149 205H150V204H149ZM151 205H152V203H151ZM161 205H162V204H161ZM198 205H196V206H198ZM236 205H237V207H236ZM244 205H245V207H243ZM260 205H261V204H260ZM43 206H44V207H43ZM62 206H63V207H62ZM79 206H80V205H79ZM79 206H78V207H79ZM94 206H95V205H94ZM101 206H102V205H101ZM101 206H100V207H101ZM107 206H108V204H107ZM117 206H119V205H117ZM117 206H116V207H117ZM123 206H124V205H123ZM162 206H163V205H162ZM167 206H168V205H167ZM176 206H177V205H176ZM183 206H185V205L183 204L181 207L183 208ZM196 206H192V207H195V208H196ZM251 206H252V207H251ZM262 206H263L262 209L264 210V205H262ZM9 207H11V206H9ZM15 207H16V206H15ZM20 207H22V206H20ZM65 207H66V208H65ZM85 207H86V206H85ZM103 207H104V206H103ZM120 207H121V206H120ZM148 207H149V206H148ZM154 207H155V206H154ZM156 207H157V206H156ZM159 207H161V206H159ZM163 207H165V206H163ZM177 207H180V206L178 205ZM181 207H180V209H181ZM227 207H228V208H227ZM229 207L234 208V209L231 210V209H229ZM238 207H239V208H238ZM240 207H241V208H240ZM242 207H243L244 209H243ZM18 208H19V207H18ZM64 208H65V209H64ZM88 208H89V206H88ZM97 208L100 210V208H99L98 206H97ZM111 208H113V207H110V209L108 208V210H112ZM121 208H122V207H121ZM127 208H128V207H127ZM168 208H169V207H168ZM187 208H189V207H187ZM235 208H236V209L238 208V210H235ZM254 208H255V209H254ZM67 209H68V210H67ZM76 209H77V208H76ZM154 209H155V208H154ZM157 209H159V208H157ZM170 209H172V207H170ZM177 209H178V208H177ZM190 209H192V208H191V205H190ZM206 209L208 210V212H209V210H210L209 213L207 212V214L210 216V213H212V211H211L212 208L210 207V209H209V207H207ZM3 210H4V209H3ZM6 210H8V209H6ZM21 210H22V208H21ZM24 210H26V207H24ZM60 210H61V211H60ZM73 210H74V209H72V211H73ZM90 210H91V209H90ZM130 210H131V208H130ZM161 210H162V209H161ZM164 210H165V209H164ZM168 210H169V209H168ZM173 210H174V212H175L176 208H175V209H172V211H173ZM181 210H182V209H181ZM194 210H195V209H194ZM194 210H193V211H194ZM196 210H197V208H196ZM203 210H204V209H203ZM233 210H235V211H233ZM256 210H257V209H256ZM258 210H259V208H258ZM258 210H257V212H259ZM263 210L261 211V207H260V211H261L262 213L264 212ZM12 211H13V210H12ZM26 211H27V210H26ZM72 211H70V212H72ZM105 211H106V210H105ZM113 211H114V210H113ZM113 211H111V212H113ZM131 211H132V210H131ZM133 211H134V210H133ZM140 211H141V210H140ZM159 211H160V210H159ZM188 211H189V209H188ZM1 212H2V210H1ZM9 212H10V211H9ZM19 212H20V211H19ZM19 212H18V213H19ZM86 212H87V211H86ZM86 212H84V213H86ZM96 212H97V211H96ZM107 212H108V211H106V213H107ZM128 212H129V211H128ZM145 212H146V211H145ZM167 212H168V211H167ZM174 212H173V213H174ZM177 212H178V210H177ZM177 212H176V213H177ZM183 212H184V209L182 210L181 213L183 214ZM201 212H202V211H201ZM204 212H205V211H204ZM204 212H203V213H204ZM261 212H260V213H261ZM7 213H8V212H7ZM20 213H21V212H20ZM20 213H19V214H20ZM51 213H52V215H51ZM72 213H73V212H72ZM78 213H79V212H78ZM78 213H77V215H74V216H76L74 219H76V218L80 215V214H78ZM80 213H81V211H80ZM98 213H99V212H98ZM108 213H109V212H108ZM123 213H124V212H123ZM123 213H122V216H123ZM159 213H161V212H159ZM159 213H158V214H159ZM179 213H180V212H179ZM190 213H191V211H190ZM190 213H189V214H190ZM192 213H193V212H192ZM194 213H195V212H194ZM197 213H199V212H197ZM203 213H201V214H203ZM34 214H35V215H34ZM87 214H88V213H87ZM102 214H103V213H102ZM114 214H115V213H114ZM116 214H117V213H116ZM143 214H144V213H143ZM143 214H142V215H143ZM163 214H164V213H163ZM163 214L161 213V216H162ZM165 214H166V213H165ZM165 214H164V216H165ZM167 214H170V213H167ZM182 214H180V215H181V216H180L181 218H182ZM184 214H185V216H186V215H187V211H185ZM184 214H183V215H184ZM189 214L187 215V217L189 216ZM201 214H200V215H201ZM204 214H205V213H204ZM207 214H205V217H206ZM258 214H259V213H258ZM0 215H1V213H0ZM57 215H58V214H57ZM57 215H56V217H57ZM70 215H71V214H70ZM72 215H73V214H72ZM72 215H71V216H72ZM82 215H83V214H81V216H82ZM84 215H86V214H84ZM89 215H90V214H89ZM107 215H109V214H106V217H107ZM176 215H177V214H176ZM178 215H179V214H178ZM178 215L174 218L175 220H176V218H179ZM191 215L193 216L194 214H191ZM200 215H199V216H200ZM2 216H3V214H2ZM59 216H60V215H59ZM62 216H63V214H62ZM67 216H68V215H67ZM74 216H73V217H74ZM81 216H79V217H81ZM100 216H101V215H100ZM154 216H155V215H154ZM164 216H162V217H164ZM3 217H4V216H3ZM64 217H63V218H64ZM79 217L76 219L77 221L80 219ZM82 217H83V216H82ZM92 217H93V216H92ZM94 217H95V216H94ZM94 217H93V218H94ZM101 217H102V216H101ZM108 217H110V216H108ZM112 217H113V216H112ZM112 217H110V219H111ZM150 217H151V216H150ZM156 217H158V216H155V218H156ZM166 217H167V215H166ZM166 217H165V218H166ZM196 217H197V219H199L198 216H196ZM202 217H204V216L202 215ZM202 217H201V219L198 220V225L200 224L198 227L203 226L204 224H206V223L203 222V220H202L203 218H202ZM6 218L4 219L5 223H6ZM69 218H70V217H69ZM84 218H85V217H84ZM84 218L81 219V221L83 222V224H84V222H85V221H84V220H85ZM158 218H159V217H158ZM158 218H157L155 221H159L160 218H159V219H158ZM165 218H163V222H162V218L160 219V220H161V221H160V222H161V225L164 224V226H162V227H161L160 225H158V226H160L161 228L164 227V228L166 229V227H168V228L171 227L172 229H176V231H177V230H179L178 228H180V227H182V226L184 227L183 224H182V226H180L181 224H178L179 221L183 220V219H181V218H180L181 220H180V219H177V220H179V221H178V223H176V224L174 223V222H175L174 219H173V220H174L173 223H172V222H171V223L169 222L170 224H168V223H167L168 221H166V220L164 221ZM183 218H184V222H185V217L183 216ZM191 218H192V217H191ZM241 218H248L249 220H246V221L244 222V220L242 221ZM33 219H34V221H33ZM39 219H40V217H39ZM41 219H42V218H41ZM41 219H40V220H41ZM59 219H60V218H59ZM67 219H68V217L65 218L64 220H65V221H68ZM98 219H100V217H99ZM110 219H109V220H110ZM117 219H118V218H117ZM146 219H147V218H146ZM167 219H168V218H167ZM171 219H172V218H171ZM204 219H205V218H204ZM206 219H207V218H206ZM206 219H205V222H206ZM233 219H235V220H233ZM37 220H38V219H37ZM48 220H49V219H48ZM64 220H62V218H61V220H60V224H61V225H60L59 222H58V225H59V226L57 225V227H58V228L60 227L59 229L54 228V227H56V224H55V226L53 227L54 230H55V232H54V230L52 231V228H51V227H50V228L48 227L49 229L46 227V230H48V231L50 230V231L54 234V235H51L52 237L57 236L56 230L58 231V233L63 231L64 227H63V229H62V226H64V225L66 224V223L64 224V222H65ZM70 220H72V217H71ZM76 220H75V221H76ZM91 220H92V219H91ZM109 220H107V221H109ZM112 220H113V218H112ZM115 220H116V219H115ZM115 220H113V221H115ZM118 220H121V219H118ZM143 220H144V219H143ZM177 220H176V221H177ZM188 220H189V219H188ZM190 220H191V219H190ZM190 220H189V221H190ZM2 221H3V220H2ZM15 221H16V222H15ZM32 221H33V224L31 223V225H28V224H29L30 222H32ZM38 221H39V220H38ZM61 221H62L63 223H62ZM75 221H74V222H75ZM86 221H87V220H86ZM92 221H93V220H92ZM102 221H103V220H102ZM126 221H127V220H126ZM148 221H149V220H148ZM169 221H171V220H169ZM199 221H200V222H203L204 224L202 225V223H200ZM0 222H1V221H0ZM10 222H11V221L9 220V222L7 221V223H6V224L9 223V225H10V226H7L8 228L11 229V226H12L11 231H10V229H8L10 232H9L8 230H6L7 228L4 227L3 224L1 225L2 227H4V229H2L0 232H2L3 230H5V232L3 231V232H2L3 234L0 233V254H2V253H4V252H10V253H11V252H14V251L17 252L16 250H18V252H19V250L21 249V246L23 245V244H22V245L20 244V245H21V246L19 245L20 248H19V247L16 248V245H18L20 242L17 243V242L15 241L14 234H15L16 230L13 231V226H14V224L11 225L12 223H10ZM39 222H41V221H39ZM72 222H73V221H72ZM72 222L69 221V223H72ZM82 222H80V223H82ZM97 222H98V220H97ZM100 222H101V221H100ZM151 222H152V221H151ZM164 222H166L167 224L164 223ZM184 222H180V223H184ZM195 222H196V221H195ZM262 222H264V220H262ZM3 223H4V222H3ZM36 223H37V222H36ZM52 223H53V222H52ZM56 223H57V221H56ZM77 223H79V222H76V224H77ZM86 223H88V222H86ZM86 223H85V224H86ZM128 223H129V222H128ZM140 223H141V222H140ZM140 223H139V224H140ZM143 223H144V222H143ZM154 223H155L154 226H153L152 224H150V225L153 226V227L148 226V227H146V228H148V229H146V230H145L144 227H143L142 229H141V228H140V229H141L142 231H143V230H145V231L148 230L151 234L154 235L156 232H154V233H152V232L155 230L154 227L157 225V222H154ZM186 223H187V222H186ZM186 223H184V224H186ZM188 223H192L191 225H193V226H194V225L197 226L196 224H194V221H193V222H188ZM188 223H187V224H188ZM17 224H18L19 228H20V226H22V224L19 225V222H18ZM37 224H38V223H37ZM67 224H68V223H67ZM67 224H66L65 226H67ZM108 224H110V222H109ZM114 224H115V225H116V224L118 225L117 221H115ZM159 224H160V223H159ZM174 224H175V225H174ZM71 225H74V224H69L67 227H69V226H71ZM77 225H79V224H77ZM86 225H87V224H86ZM91 225H92V223H91ZM100 225H101V224H100ZM102 225H103V224H102ZM102 225H101V226H102ZM117 225H116V226H117ZM120 225H121V224H120ZM129 225H130V224H129ZM131 225H132V224H131ZM166 225H167V226H166ZM169 225H172V226L174 225V228H173L172 226H169ZM260 225H261V224H260ZM1 226H0V227H1ZM5 226H6V225H5ZM23 226H24V225H23ZM52 226H53V225H52ZM95 226H99V225H95ZM110 226H111V225H110ZM112 226H113V225H112ZM112 226H111V228L113 229ZM138 226H139V225H138ZM146 226H147V225H146ZM158 226H157V228H156V227H155V228H156V229L160 228V227H158ZM207 226H209V225H207ZM14 227L16 228V226H14ZM34 227H35V226H32V228H34ZM40 227H41V226H40ZM73 227H75V225L72 226L71 228H73ZM77 227H79V226H76V228H77ZM80 227H81V226H80ZM88 227H89V226H88ZM99 227H100V226H99ZM118 227H119V226H118ZM149 227H151V228H149ZM183 227H182V228H183ZM81 228H82V227H81ZM81 228H80V229H81ZM93 228H94V227H93ZM106 228L108 229V227H107V223H106ZM106 228H105V229H106ZM111 228H110V229H111ZM114 228H115V227H114ZM134 228H135V227H134ZM152 228H153L154 230H152ZM208 228H207V229L205 228L206 230L203 228V229H204L203 231H205V235H202V234L198 233L197 231L194 232V234H193V233H189V232H191V231H189L190 229H189V227H188L189 230H188L187 228L185 229V230H187V232H185V230H183V231L185 232V233H183L184 235H183L182 233H179L180 235H179L178 233H176V235H177L178 237H182V238H183V239L180 240V241H177V240H179V239H176L177 236H174V235H173V232H172L173 237H170V236H169V237H168V240L165 239L167 236L164 235L165 238L162 236L161 238H164V239H165V244H164V245L169 244V246H171V247H169V246H168V247L171 248V249H169V250L167 249L168 251H164V250L162 249V252L159 250L161 253H160L159 255L156 254V256H154V254H153V256H152V255H149L150 260L147 259L146 262H148V263L151 262L150 264H190L193 260H195V258H196L197 256H199L200 254H203V253H204V254H205V253L207 254V251H206V250H210L209 248H208V249H205L206 246L204 247V244L208 243V245H209L210 242L212 243V242H216V241H217V238H216L215 236H212L213 239H212L211 237H210V238H209V237H208V238L206 237L207 235L210 236V234H208V233H210V231L208 230ZM259 228H260V227H259ZM263 228H264V227H263ZM263 228H262V229H263ZM60 229H62V231H59ZM86 229H87V228H86ZM120 229H121V227H120ZM120 229H117V230H120ZM131 229H132V228H131ZM140 229H139V230H140ZM172 229H169V231H168V229H167V230H166L167 233H165V232H161V233H163V234H170ZM257 229H258V228H257ZM35 230H36V229H34V231L32 230L33 233L35 232ZM65 230H66V229H65ZM69 230H71V229H69ZM73 230H74V229H73ZM81 230H82V233H83V229H81ZM126 230H128V229H126ZM133 230H135V229H133ZM17 231H18V229H17ZM40 231H41V230H40ZM48 231H46V232H48ZM50 231H49V232H50ZM75 231H76V230H75ZM87 231L90 232V230H87ZM96 231H97V230H96ZM123 231H124V229H123ZM123 231H122V232H123ZM151 231H152V232H151ZM158 231H164V229H162V230H161V229H160V230H157V232H158ZM172 231H173V230H172ZM256 231H257V230H256ZM261 231H262V230H261ZM6 232H8V233H6ZM66 232H67V231H66ZM72 232H73V231H72ZM78 232H80V231L78 230ZM89 232H88V233H89ZM97 232H98V231H97ZM99 232H100V231H99ZM122 232H121V233H122ZM133 232H134V231H133ZM138 232H140V231H138ZM143 232H144V231H143ZM207 232H208V233H207ZM18 233H20V231H19ZM41 233H44V234H45V228H44V231H42ZM41 233H39L40 237H41ZM55 233H56V235H55ZM91 233H92V232H91ZM94 233H95V232H94ZM101 233H102V232H101ZM124 233H125V232H124ZM135 233H136V232H135ZM147 233H148V232H145L144 235H146ZM150 233H149L148 236H146V240H147V241H148V239H150V238L153 239V240H155V239H159L158 237H156V236H157L156 234H155L156 236L154 235V237L152 238L153 235H151ZM159 233H160V232H159ZM159 233H158V235H159ZM174 233H175V231H174ZM259 233H260V232H259ZM259 233H258V234H259ZM35 234L37 235L38 233L35 232ZM47 234H48V233H47ZM47 234H46V235H47ZM49 234H50V233H49ZM61 234H62V233H60V235H61ZM67 234H69V233H67ZM67 234L65 233V235H67ZM75 234H78V233H75ZM83 234H84V233H83ZM86 234H87V233H86ZM98 234H99V233H98ZM112 234H113L114 236L116 235V236H115L116 238H117V237H118V238L120 237V238H124L123 241L126 240L125 237H124L122 234H118V233H117V234H116V233H115V234L112 233ZM126 234H129V233H126ZM138 234H139V233H138ZM163 234H162V235H163ZM190 234H193V236H192L190 239H188V236H189ZM252 234H253V232H252ZM39 235L37 236V238H40ZM58 235H59V234H58ZM60 235H59V236H60ZM73 235H74V232H73ZM88 235H89V234H88ZM91 235H92V234H91ZM96 235H97V234H96ZM117 235H119V236H117ZM197 235H198V236H197ZM218 235H219V234H218ZM218 235H217V236H218ZM253 235H254V234H253ZM21 236H22V234H21ZM23 236L26 237V234L24 233ZM29 236H30V235H29ZM31 236H33V235H31ZM44 236H45V235H44ZM44 236L42 235L43 238H44ZM70 236H71V234H70ZM70 236H69V237H70ZM76 236H77V235H76ZM82 236H83V235H82ZM84 236H85V235H84ZM86 236H87V235H86ZM121 236H123V237H121ZM159 236H161V235H159ZM183 236H184V237H183ZM196 236H197V237H196ZM33 237H35V236H33ZM47 237H48V236H47ZM52 237H51V238H52ZM60 237H62V235H61ZM63 237H64V236H63ZM72 237L74 238V236H72ZM89 237H91V236L89 235ZM127 237H128V236H127ZM136 237H137V236H136ZM144 237H145V236H144ZM147 237H148V238H147ZM149 237H150V238H149ZM155 237H156V238H155ZM57 238L59 239L58 236H57ZM57 238L55 237V238H54V241H55V239L58 240ZM78 238H79V237H78ZM109 238H110V236H109ZM170 238H171V239H170ZM194 238H195V240H194ZM249 238H250V237H249ZM19 239H24V240H26L27 238L19 237ZM41 239H42V238H41ZM41 239H40V240H41ZM62 239H63V238H62ZM127 239H129V238H127ZM151 239H150V240H151ZM209 239H212V240L210 241ZM42 240L44 241V239H42ZM42 240H41V241H42ZM49 240H50V239H49ZM66 240H67V239H66ZM72 240H73V239H72ZM75 240H76V239H75ZM92 240H93V239H92ZM92 240H91V241H92ZM95 240H97V239H95ZM160 240H161V239H160ZM193 240H194V241H193ZM249 240H250V239H249ZM33 241H34V238H33ZM50 241H51V240H50ZM79 241H80V240H79ZM97 241H99V240H97ZM126 241H127V240H126ZM139 241H140V240H139ZM147 241H146V242H147ZM163 241H164V240H163ZM163 241H161L160 243H162ZM208 241H209V242H208ZM238 241H239V240H238ZM243 241H244V240H243ZM245 241H246V240H245ZM262 241H263V240H262ZM28 242H29V241H28ZM39 242H40V241H39ZM39 242H38V243H39ZM48 242H49V241H48ZM58 242H59V241H58ZM86 242H87V239H86ZM89 242H90V241H89ZM89 242H88V243H89ZM94 242H96V241H94ZM94 242H92V243H94ZM101 242H102V241H101ZM115 242H117V240H115ZM129 242H130V241H129ZM152 242H154V241L151 240L149 243H152ZM157 242H158V241H157ZM167 242H168V243H167ZM172 242H173V243H172ZM36 243H37V242H36ZM46 243H47V242H46ZM55 243H57V242H55ZM71 243H72V241H71ZM83 243H85V242H83ZM83 243H82V244H83ZM92 243H91V242L89 243V244H91L90 246H88V245H85V246H88L89 248H90L91 246L93 247L94 244H92ZM124 243H126V242H124ZM124 243H123V244H124ZM136 243H137V242H136ZM136 243H134V245H135V247L137 248L138 246H136V245H137ZM32 244H33V242H32ZM43 244H44V243H43ZM50 244H53V243L51 242ZM57 244H58V243H57ZM60 244L63 245V246H65L64 244H62V242H61ZM66 244H67V242H66ZM79 244H80V243H79ZM107 244H108V243H107ZM152 244H153V243H152ZM255 244H256V243H255ZM25 245H26V244H25ZM30 245H31V244H30ZM35 245H36V244H35ZM35 245H34V246H35ZM37 245H38V244H37ZM54 245H55L56 247L58 246V245H56V244H54ZM72 245H73V244H72ZM98 245H99V244H97V246L94 245V247L96 246L95 249H94L95 251H96V250L99 251V250H101V249H104V250H105V248H106L107 250H110V249L108 248V246H106V245L104 246V245H102V243H100V246H98ZM112 245H113V244H112ZM116 245H117V244H116ZM130 245H131V244H130ZM130 245H128V246H130ZM139 245H140V244H139ZM143 245H145V244H143ZM38 246H39V245H38ZM68 246H69V245H68ZM73 246H74V245H73ZM81 246H82V245H81ZM102 246H103V248H102ZM147 246H148V245H147ZM152 246H153V245H152ZM172 246H173V247H172ZM249 246H250V245H249ZM257 246H258V245H257ZM43 247H44V246H43ZM45 247H46V246H45ZM50 247H51V246H50ZM50 247H49V248H50ZM53 247H54V246H53ZM53 247H52V248H53ZM92 247H91V248H92ZM104 247H105V248H104ZM120 247H122V246H120ZM130 247H131V246H130ZM130 247H129V248H130ZM135 247H133V248L136 249ZM143 247H144V246H143ZM143 247H142V246H141V247L139 246L138 248L144 249ZM156 247H157V246H156ZM168 247H167V248H168ZM208 247H211V246H208ZM229 247H231V246H229ZM232 247H233V246H232ZM259 247H260V246H259ZM46 248H48V247H46ZM49 248H48V250H50ZM60 248H61V247H60ZM67 248H68V247H67ZM71 248H73V247H71ZM75 248H76V247H75ZM77 248H78V247H77ZM82 248H84V247H82ZM91 248H90V249H91ZM96 248H98V249H96ZM113 248H114V247H113ZM138 248H137V249H138ZM148 248H149V247H148ZM152 248H153V247H152ZM154 248H155V247H154ZM154 248H153V249H154ZM158 248H159V247H158ZM158 248H157V249H158ZM161 248H162V247H161ZM212 248H213V247H212ZM235 248H236V247H235ZM40 249H41V247H40ZM53 249H54V248H53ZM80 249H81V248H80ZM111 249H112V248H111ZM114 249H115V248H114ZM120 249H121V248H120ZM124 249H125V248H124ZM130 249H131V248H130ZM141 249L138 250V253H140ZM150 249H151V248H150ZM216 249H217V248H216ZM229 249H230V248H229ZM257 249H258V248H256V250H257ZM263 249H264V247H263V248L261 247V250H262V251L259 250L258 252H256L257 254H256L255 252H253V253H255V254H252V255H251L252 258H250V260L252 259L253 261H256V260H254V259H257V261H259V259H260L261 261H259L258 263L261 262L260 264H264V251H263ZM25 250H26V249H25ZM28 250H29V249H27V251H28ZM36 250H37V249H36ZM44 250H45V249H44ZM59 250H60V249H59ZM59 250H57V253H58V252H59V253L61 252V250H60V251H59ZM62 250H63V248H62ZM85 250H86V251H87V250L89 251L88 248L85 249ZM85 250H83V251H85ZM92 250H93V248H92ZM92 250H90L91 253H94V251L92 252ZM112 250H113V249H112ZM144 250H145V249H144ZM218 250H219V249H218ZM232 250H233V249H232ZM247 250H248V249H247ZM23 251H24V250H23ZM27 251H24V252H27ZM31 251H33V250H31ZM37 251H38V250H37ZM37 251H36V252H37ZM51 251H52V250H50V252H51ZM53 251H54V250H53ZM66 251H67V250H66ZM116 251H117V250H116ZM152 251H153V250L149 251V253L152 252ZM156 251H157V250H156ZM212 251H213V250H212ZM236 251H237V250H236ZM254 251H255V250H254ZM20 252H21V251H20ZM29 252H30V251H29ZM33 252H34V251H33ZM42 252H43V251H42ZM45 252H46V251H45ZM50 252L47 251L46 253H50ZM55 252H56V251H55ZM55 252H54V253H55ZM80 252H81V251H80ZM107 252H108V251H107ZM113 252H114V251H113ZM113 252H112V253H113ZM136 252H137V250H136ZM141 252H144V251H141ZM214 252H215V251H214ZM243 252H244V251H243ZM21 253H22V252H21ZM31 253H32V252H30V254H31ZM37 253H38V252H37ZM37 253H36V254H37ZM46 253H45V254H46ZM51 253H52V252H51ZM57 253H55L56 255H54V254H53V255H52V254H48V255H49V256L52 255V256H54V257H55V256H58V257H61V256H62L63 259H62V258H61V259H62L63 262H64V260H65L64 257H66L64 254H66L67 252H66V253L61 252V253H60V255L62 254L61 256H60L59 254L57 255ZM71 253H73V252H71ZM71 253H70V254H71ZM121 253H122V252H121ZM138 253H137V254H138ZM146 253H147V254H146ZM146 253H145V254L148 255V250H147ZM163 253H164V254H163ZM16 254H17V253H16ZM23 254H24V253H23ZM27 254H28V252H27ZM27 254H26V255H27ZM86 254H87V253H86ZM103 254H105V253H103ZM118 254H119V253H118ZM127 254H128V253H127ZM137 254H136V255H137ZM162 254H163V255H162ZM209 254H211V253H209ZM209 254H208V255H209ZM11 255H12V253H11ZM17 255H18V254H17ZM26 255H25V256H26ZM31 255H33V254H31ZM39 255H41V250H40ZM68 255H69V254H68ZM71 255H72V254H71ZM71 255H69V256H71ZM73 255H74V254H73ZM99 255H100V254H99ZM114 255H117V253L115 254V252H114ZM131 255H132V254H131ZM143 255H144V253H143ZM143 255H142V256H143ZM213 255H214V254H213ZM226 255H227V254H226ZM254 255H255V257H254ZM13 256H15V255L13 254ZM19 256H20V254H19ZM29 256H30V255H29ZM43 256H44V255H43ZM49 256H47V257L50 259ZM105 256H106V255H105ZM118 256H119V255H118ZM124 256H125V255H124ZM223 256H224V255H223ZM21 257H22V255H21ZM31 257H32V256H31ZM34 257H35V256H34ZM47 257L45 258V259H46L45 262L50 263V260L47 261V259H48ZM108 257H109V256H108ZM108 257H107V258H108ZM112 257H114V256H112ZM112 257H111V258H112ZM137 257H138V255H137ZM209 257H210V256H209ZM253 257H254V259H253ZM22 258H23V257H22ZM28 258H29V257H28ZM37 258H38V254H37ZM39 258H40V257H39ZM39 258H38V259H39ZM71 258H72V257H71ZM96 258H97V257H96ZM114 258H115V257H114ZM114 258H113V259H114ZM117 258H120V256L117 257ZM140 258H143V257H141V255H140ZM225 258H226V257H225ZM17 259H18V258H17ZM19 259H20V258H19ZM25 259H26V257H25ZM38 259H37V260H38ZM45 259L42 260V258H41V260H42L43 262H44ZM53 259H54V258H53ZM55 259H56V257H55ZM80 259H81V258H80ZM93 259H94V258H93ZM98 259H99V258H98ZM3 260H5V259H3ZM3 260H2V261H3ZM12 260H13V258H12ZM34 260H35V259H34ZM39 260H40V259H39ZM39 260H38L37 262H39ZM41 260H40V261H41ZM51 260H52V258H51ZM71 260H73V259H71ZM76 260H77V259H76ZM90 260H91V258H90ZM94 260H95V259H94ZM119 260H122V258L118 259V261H119ZM252 260H251V261H252ZM5 261H6V260H5ZM9 261H11V259H10ZM9 261H6V262H7L8 264H12V262H14V260H13L11 263H9ZM15 261H16V260H15ZM17 261H18V260H17ZM23 261H24V260H23ZM57 261L60 262L59 259H57ZM65 261H68V259L65 260ZM79 261H81V260H79ZM79 261H78V262H79ZM113 261H115V259H114ZM251 261H250V262H251ZM253 261H252L250 264H254ZM35 262H36V261H35ZM43 262H41V263H43ZM45 262H44V263H45ZM53 262L55 263V261L53 260V261H51V264H52ZM61 262H62V261H61ZM91 262H92V264H93V260H91ZM91 262H90V263H91ZM119 262H120V261H119ZM146 262H145V263H146ZM237 262H238V261H237ZM246 262H247V261H246ZM246 262H245V264H246ZM0 263H1V262H0ZM15 263H16V262H15ZM41 263H39V264H41ZM44 263H43V264H44ZM47 263H45V264H47ZM54 263H53V264H54ZM80 263H83V261L80 262ZM90 263H88V264H90ZM98 263H99V262H98ZM98 263H97V261H96L95 264H98ZM115 263H116V262H115ZM117 263H118V262H117ZM228 263H229V261H228ZM228 263H227V264H228ZM232 263H233V262H232ZM3 264H4V262H3ZM16 264H19V262H17ZM26 264H27V263H26ZM34 264H35V263H34ZM37 264H38V263H37ZM55 264H59V263L56 262ZM60 264H63V263H60ZM64 264H65V263H64ZM70 264H71V263H70ZM75 264H77V263H75ZM83 264H86V263H83ZM111 264H112V263H111ZM136 264H137V263H136ZM138 264H139V263H138ZM247 264H248V263H247Z\"/></svg>",
	"mask_w": 264,
	"mask_h": 264
}]
</instances>
